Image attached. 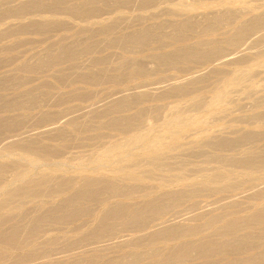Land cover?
Instances as JSON below:
<instances>
[{"label":"rangeland","instance_id":"obj_1","mask_svg":"<svg viewBox=\"0 0 264 264\" xmlns=\"http://www.w3.org/2000/svg\"><path fill=\"white\" fill-rule=\"evenodd\" d=\"M5 1L7 2V3H5ZM8 1H11V0H8ZM7 0H4V3H3V1H1L2 2V5H1V3H0V6H2V8L5 6V8H1L4 12H2V10H0L1 12L0 13H5V15H6V17H8V18H6V17H4V19L2 18V16L4 15V14H0L1 16H0V19H1V21H0V41H1V39H2V41L0 42V120H2V118H3V120L1 121V125H0V143H3V144H0V145H2L1 146V148L3 149H0L1 151H0V155H2V156H0V163H2L1 165H0V167H2V168H0V202H2V203H0V234H2V235H0V264H17V263H22V260L24 259V260H27L28 261V263L29 262H32L33 264H38V263H36V262H38V261H40L39 262V264H41V263H43V264H91V263H93V264H112V261L114 262V264H128V262H129V264H149L150 262H152V261H155L157 264H166V263H168V264H170L171 262L173 263V261H174V259H173V257H170V256H174L175 255V253H178L179 251V253H181V248H179V246H181L182 244H186L187 243V241L188 242H190L192 245L194 244V246H192L190 243V245H188V244H186V245H188V246H190L191 248H193V250L192 249H190V247H188V246H184V245H182V247L183 248H185V256L183 257V261H181V262H185L184 264H209L210 262L212 263V264H231V263H233V264H264V262H263V260H264V221H262V222H254L253 220V223H252V221L250 220L251 218H252V216L250 215V214H252V215H254V212L255 211H257V209H259V211H261V209L263 208L264 209V189L262 190V189H260L261 187H259V186H263V185H260L262 182L264 183V178L261 180V179H259V177H264V172H262V171H264V164H262V162H264V121H263V118H264V115H261V113H264V61H263V59H264V51H263V47H262V45L264 46V18H263V20H262V22L261 21H259L260 19H262V17H264V15H263V13H261L262 11H261V9H260V7H261V4H264V0H259V1H257V0H243V2H245V3H242V5H240L241 3L239 2V0H221V1H226V5H222L221 7L220 6H218V7H216L215 9H204V7H203V4L204 3H212V4H216V3H218L220 0H174V1H172V0H167V1H165V0H155V1H151V0H125V1H123V0H121V1H119V0H115V1H109V0H107V1H109L108 2V5L106 4L105 5V3H107L106 2V0H102V4L103 5H105V6H103L102 4H101V2L98 4H96V0H93V4H94V1H96L95 2V4L97 5V8H96V5H94L95 6V9L94 10H96L97 9V13L99 14L100 13V11L99 10H102L103 11V15L104 14H106L105 13V11L109 14V17L110 16H112L113 18L115 17V19H113L112 17H110V22L108 21L107 23H113V20H114V23L115 24H111V26L109 25V24H107V23H105L104 25H105V30H106V32H105V34H104V30L102 31H100V29H103L104 27H103V25H100V26H93V29H92V27H91V29H89L88 27H86V30H84L85 28L84 27H82V29H79V27L81 28V26H79V27H76V26H78V25H80V24H76V26L74 25V26H72L73 24L72 23H70V24H72V25H69V24H67L68 26H66V25H62V23H57V21L55 22L54 21V19H55V17H54V19H53V17H50V14L48 13H46L45 14V16H44V14H41V13H39V12H41V11H45V10H47L48 9V11H50V7H52V6H54L55 4H57V2L59 1V3H60V0H56V3H54V4H52V6H49L48 4H51V3H49V1H51L52 3H53V1L52 0H49V1H45V0H40V1H44L43 3H44V5L46 6H43V3H39L38 5H42V10L41 11H39L41 8H40V6H39V10H38V5H36V7H37V10L35 9L36 7L34 6V5H31V3L30 2H32V4H33V2H40L39 0H25V2L27 3H25V2H22L21 0H15L16 2H14V0H12L14 3H12V1L11 2H8ZM20 1H21V4H19L20 3ZM64 1V3H65V0H63ZM62 0H61V3L63 2ZM66 1H68V2H66L65 4L63 3L62 5H61V7H64V8H66L68 5H69V7H68V9L67 10H69V9H74L75 11H77L76 9V7H78V11H82V9H83V12H84V10H85V8H87L88 6H89V11H91V9H93V4H92V0L89 2L88 0H85V1H88V3L87 2H85L84 0H66ZM99 1H101V0H99ZM117 1V2H116ZM119 1V2H118ZM129 1V2H128ZM149 1H151V2H149ZM163 1V2H162ZM165 1V2H164ZM180 1H185L184 3H186V4H188V5H192V6H194L196 9H197V11L195 12V14L193 15V17L195 16H197L196 18L194 17H192L191 15V17L189 16H187L188 17V20H187V17H185V16H183L182 15V12L180 11V10H178V8H173V4H178ZM218 1V2H217ZM18 2V3H17ZM45 2H48V3H45ZM78 2V3H77ZM85 2V3H84ZM114 2H115V4H114ZM121 2V3H120ZM132 2V4H130ZM135 2V3H134ZM139 2H141V3H139ZM143 2V3H142ZM148 2V3H147ZM155 2V3H154ZM158 2V3H157ZM247 2V3H246ZM12 6V5H14V6H12V9L14 8V10H13V12L14 11H16L15 13H12L11 12V10L12 9H10L9 7H11L9 4ZM15 3H17V4H15ZM28 3H30L29 5H28ZM73 3H74V5H73ZM82 5V6H80V4ZM83 3H84V6H85V8H83L84 6H83ZM145 3V4H144ZM160 3V4H159ZM162 3V4H161ZM169 3V4H168ZM239 3V4H238ZM5 4V5H4ZM7 4L9 5V6H7ZM25 5V6H23V8H22V6L21 5ZM76 4H77V6H76ZM86 4H88V6L86 5ZM91 4V5H90ZM134 4V5H133ZM137 4V5H136ZM142 4H144V5H142ZM150 4V5H149ZM154 4V5H153ZM16 5H20L19 7H21V8H16L17 6ZM65 5V6H64ZM101 6L102 7V9H101V7H99L100 9L98 10V6ZM113 5H115V6H113ZM118 5H120V6H118ZM133 5V6H132ZM140 7H139V6ZM147 5V6H146ZM149 5V6H148ZM156 5H158V6H156ZM229 7H228V6ZM233 5H234V7H233ZM236 5H237V7H236ZM8 8H7V7ZM16 6V7H15ZM29 6L30 7H33V9H31V8H29ZM56 6V5H55ZM71 6H72V8H71ZM75 6V7H74ZM82 8V9H79L80 7ZM90 6H92V7H90ZM108 6V7H107ZM110 6V7H109ZM112 6V7H111ZM118 6V7H117ZM124 6V7H123ZM132 7V9H131V7ZM134 6H136L135 8H134ZM151 6H155V7H151ZM216 6V5H215ZM225 6H227V8H231V10L232 11H234V12H232V11H230V13L228 14V16L229 17H227V15L226 14H223L224 16H222L221 14H218V15H221V17L224 19H222L221 20V17H220V21H218V22H222L221 24L220 23H218L217 21H216V19L218 18V16L217 15H211V14H208V12H213V10L214 11H217L218 9V11H221L222 9H225ZM255 8H254V7ZM257 6H258V8H257ZM260 6V7H259ZM264 6V5H263ZM262 6V7H263ZM26 7L29 9V11H28V9L27 10H25L26 9ZM105 7V8H104ZM145 7H147L146 9H145ZM168 8V11H169V8H171L172 10H170L171 11V13H172V15L174 14V15H176L177 14V16L175 17V16H172L171 15V13L169 12L168 13V15H167V11L165 10L166 8ZM244 7V8H243ZM17 10H16V9ZM25 8V9H24ZM43 8L45 9V10H43ZM54 8V7H53ZM52 8V9H53ZM113 8H115V10L113 9ZM134 8V9H133ZM144 8V9H143ZM236 8V9H235ZM239 8H241V9H239ZM245 8H246V11H245ZM250 8H252V9H250ZM8 9V10H7ZM9 9H10V14H13L14 16L16 15V17L14 18V16L13 15H11V17L10 16H8V15H10V14H8L7 15V13L9 12ZM20 9V10H19ZM24 9L25 10V13H27V15L25 14V13H23L24 11H22V10ZM35 9V10H34ZM51 9V10H52ZM61 9V12L63 11V10H65V9H63V8H58V10H60ZM63 9V10H62ZM106 9V10H105ZM141 9V10H140ZM143 9V10H142ZM164 10V13H163V10ZM177 9V10H176ZM233 9H235V10H233ZM242 10L241 12L240 11H238V10ZM251 10V11H247V10ZM254 9H256V10H254ZM5 10H7L6 12H5ZM57 10V9H56ZM71 10V12H73ZM133 10H135V11H133ZM138 10H140L139 12H138ZM161 12H160V11ZM176 10V14H175V11ZM252 10H254L255 11V13L252 11ZM19 13H18V12ZM22 11V12H21ZM30 11H32V12H30ZM35 11V12H34ZM37 11H39L37 14H36V12ZM53 11V10H52ZM86 12L88 11V8L85 10ZM93 11V10H92ZM99 11V12H98ZM129 11V12H128ZM158 11V12H157ZM166 11V12H165ZM178 11H180V12H178ZM243 11H244V13H243ZM260 11V12H259ZM156 14H155V13ZM232 12V13H231ZM246 12V13H245ZM247 12H249V13H247ZM258 12V14L259 13H261V14H259V18H258V15H256L257 16V18H255L256 20H254V18H252V17H249L250 16V14H252V13H254V14H256ZM31 13V15H29ZM100 13V14H101ZM136 13V14H135ZM160 13V14H159ZM196 13H199V14H196ZM202 13V14H201ZM25 14V15H24ZM97 14V15H98ZM99 14V15H100ZM101 14V15H102ZM138 14V15H137ZM139 14H140V16H139ZM152 14H155V15H152ZM159 14V15H158ZM170 14V15H169ZM178 14H181V16L179 15L178 16ZM205 14V15H204ZM207 14V15H206ZM213 14V13H212ZM233 16H232V15ZM248 14V15H247ZM46 15H48V17L46 16ZM102 15V16H103ZM134 15V16H133ZM135 15H137L136 16V19L138 20L139 18V20H138V22H137V20L135 19ZM143 16V18H142V16ZM146 15H147V17H146ZM149 15V16H148ZM157 15V16H156ZM198 15H200V17L198 16ZM204 15V16H203ZM19 16H20V18H19ZM40 16H41V18H42V16H44L45 18H43V20H41V18H40ZM62 16V17H61ZM107 16V15H106ZM117 16V17H116ZM131 16H132V18H131ZM153 16V19H151V17ZM156 16V17H155ZM202 16V17H201ZM230 16H232V17H230ZM260 16H262L261 18H260ZM10 17V18H9ZM19 19H18V18ZM26 17V18H25ZM61 17V18H60ZM64 17V18H63ZM104 17H105V15H104ZM121 19L122 18V21H125V22H122L119 18ZM125 17H126V19H125ZM127 17H129L130 19H128ZM148 17L150 18V19H148ZM179 17V18H178ZM217 17V18H216ZM226 17V18H225ZM249 17V18H248ZM6 18V19H5ZM116 18H118V20L116 19ZM125 20H124V19ZM184 18H186V22L185 21H183L182 19H184ZM216 18V19H215ZM228 18V21L226 20ZM245 18V19H244ZM46 19H47V21H46ZM53 19V20H52ZM57 20H59V21H63V23L64 24H66L65 22H69L70 20L69 19H67V18H65V16L64 15H59V17L57 16V18H56ZM55 19V20H56ZM135 19V23H133V21L132 20H134ZM176 19V20H175ZM181 19V20H180ZM193 19V20H192ZM252 22V23H250V21ZM31 20H33L32 22H31ZM49 20V21H48ZM52 20V21H51ZM171 20V21H170ZM176 22L175 24H173L174 23V21ZM218 20H219V18H218ZM226 20V21H225ZM235 20V21H234ZM241 20H243L242 22L243 23H245V27H248V26H246L248 23V25H250V24H252V25H255V23H256V25H259L258 26V28L257 29H255V27H252V32H248V34L250 33H255V36H254V34H253V36H254V38H253V40L251 39L253 36H252V34L251 35H249L248 37V41H247V35L245 36L246 37V41L245 42H243L244 44L246 43L247 45H244L243 43H242V41L238 44V43H236L235 42V40H236V38L237 37H239V36H237L238 35V33H236V34H234L233 32H235V31H233V28H236L239 24L240 25H242L241 23ZM245 20H248L247 21V24H246V22H245ZM3 21V22H2ZM34 21H36V22H34ZM53 21L55 22V24L53 23ZM117 21V22H116ZM129 21H131V22H129ZM173 21V22H172ZM225 21V22H224ZM259 22L258 24H257V22ZM8 22V23H7ZM24 22H26V23H24ZM31 23V24H29V23ZM37 22H39V24H36ZM43 22V23H42ZM44 22H48L47 24H49L50 26H48L46 23H44ZM52 22V23H51ZM121 22V23H120ZM170 22V23H169ZM179 22V23H178ZM181 22V23H180ZM229 22H230V24H229ZM23 23V24H22ZM41 23H42V25H41ZM127 23V24H126ZM128 23H130V24H128ZM137 23V24H136ZM172 23V24H171ZM262 23V24H261ZM6 24V25H5ZM19 24H21V25H19ZM34 24H35V27H34ZM54 24V25H53ZM58 24H59V26H58ZM116 24H119L118 26L116 25ZM121 24V25H120ZM178 24V25H177ZM10 25V26H9ZM11 25H12V27H11ZM29 25V26H28ZM37 25V26H36ZM109 25V26H108ZM112 25H114V26H112ZM115 25H116V27H115ZM128 25H130V27L128 26ZM137 25V26H136ZM177 25V26H176ZM239 25V26H240ZM6 26H7V29H5L6 28ZM9 26V27H8ZM16 26L18 27V26H20V27H22V28H20V29H23V32L20 30L19 32L17 31L19 28H16ZM30 26H32V27H30ZM39 26V27H38ZM40 26H41V28H40ZM64 26V27H63ZM71 26V27H70ZM110 27L111 29H108V27ZM123 27L122 29H121V27ZM125 26V27H124ZM127 26V27H126ZM238 26V27H239ZM243 26V25H242ZM242 26L241 27H239V29L240 28H242ZM243 26V27H244ZM261 26V27H260ZM262 26H263V28H262ZM24 27V28H23ZM29 27V28H28ZM47 27V28H46ZM54 27H56V29L54 28ZM62 27V28H61ZM66 27V28H65ZM68 27V28H67ZM75 27V28H74ZM97 27H99L100 29H97ZM103 27V28H102ZM115 27V28H114ZM183 27H185V28H183ZM244 27V29H246ZM10 28V29H9ZM13 28V29H12ZM32 28V29H31ZM35 28V29H34ZM40 30H39V29ZM44 28V29H43ZM51 28V29H50ZM65 28V29H64ZM87 28H88V30H89V32H88V30H87ZM112 28H113V30H112ZM117 28V29H116ZM129 28V29H128ZM186 28L188 29V30H186ZM190 28V29H189ZM249 28V27H248ZM247 28V29H248ZM30 29H31V31L32 32H29L30 31ZM41 29H43V30H41ZM49 31H48V30ZM54 29V30H53ZM69 29V30H68ZM72 29V30H71ZM96 29V30H95ZM107 29H108V31L110 32V34H108L109 32H107ZM140 30V33H139V30ZM144 31H146V34H145V32H144V34L142 33V35H141V31L143 32V30ZM184 29H185V31H184ZM237 29V28H236ZM258 29H260V34L261 33H263V34H261V35H259V31H258ZM1 30H2V32H1ZM3 30H7L6 32L5 31H3ZM12 30V31H11ZM35 30V31H34ZM36 30H38V31H36ZM52 30V31H51ZM56 30V32H54ZM59 30V31H58ZM78 30V31H77ZM80 30H82V32L80 31ZM92 30V31H91ZM94 30V31H93ZM121 32H120V31ZM135 32V33H139L140 35L139 36H143L144 35V38L147 36V35H149V36H147V38L148 39H143V37H142V39H139V38H134L133 36H135V37H139L138 35H135L134 33V35L133 34H131L133 31ZM137 30H138V32H137ZM255 32H254V31ZM25 31H27V32H25ZM40 31V32H39ZM44 31H45V33H44ZM79 33H77V32ZM80 31V32H79ZM85 31V32H84ZM132 31V32H131ZM180 31V32H179ZM258 31V32H257ZM3 32H5V33H3ZM21 32V33H20ZM39 32V33H38ZM42 32H43V34H42ZM75 32V33H74ZM90 32H92V33H90ZM94 32H97V33H103V35H101V34H99V35H95V34H97V33H94ZM115 32V33H114ZM117 32V33H116ZM224 32V33H223ZM226 32V33H225ZM228 32V33H227ZM232 32V33H231ZM7 33H10L9 35L7 34ZM18 33V34H17ZM23 33V34H22ZM31 33H33V34H31ZM37 33V34H36ZM83 33V34H82ZM112 33V34H111ZM123 33L125 34V35H123ZM128 33H130L131 35H133L132 37H130V38H128L129 36L128 35H130V34H128ZM221 33H223V34H221ZM35 34V35H34ZM42 34V35H41ZM92 34V35H91ZM94 34V35H93ZM128 34V35H127ZM180 34V36H178ZM221 34V35H220ZM234 34V35H233ZM258 34V35H257ZM5 35H8V36H6V37H4ZM12 35V36H11ZM14 35V36H13ZM40 35V36H39ZM63 35V36H62ZM76 35V36H75ZM104 35H106V36H104ZM118 35H120V37L122 38V35H123V38L124 39H121V38H118L119 36ZM126 35L128 36V37H126ZM130 35V36H131ZM146 35V36H145ZM235 35H236V37H235ZM49 38H48V37ZM65 36V37H64ZM83 38H82V37ZM228 36V37H227ZM260 37L261 39H259L258 37ZM42 37H44V38H42ZM47 37V38H46ZM63 37V38H62ZM76 37V38H75ZM85 37H87V38H85ZM116 37H117V39H116ZM128 38V39H135L136 41H138L137 39H139V40H141L142 41V43L141 44H138V43H140V42H136L137 44L135 45V42L134 43H132L131 41H128V40H126V38ZM140 37V38H141ZM229 37H231V39L229 38ZM233 37V38H232ZM235 37V38H234ZM7 38H9V39H7ZM80 38H82V39H80ZM101 38H105L104 40L103 39H101ZM110 38H112V41L111 42H113V43H110ZM115 40H114V39ZM177 38H181V39H177ZM184 38V39H183ZM210 38V39H209ZM212 38L214 39V40H212ZM223 38V39H222ZM229 38V39H228ZM26 39H28L27 41H26ZM29 39H30V41H29ZM38 39H40V40H38ZM65 39V40H64ZM76 39V40H75ZM108 39H109V41H108ZM119 39V42L117 43V40ZM133 39V40H134ZM216 39V40H215ZM218 39H219V41H218ZM226 39V40H225ZM229 40V42H228V40ZM62 40V41H61ZM74 40H75V42H74ZM121 40V41H120ZM125 40V42H124V45H123V41ZM143 40L144 41H147L148 40V42L146 43V42H143ZM173 40H175V41H173ZM183 40H185V41H183ZM198 40V41H197ZM202 40H203V42H202ZM207 40H208V42L210 41V42H212V43H207ZM224 40L227 42H224ZM231 40V41H230ZM232 40H234V42L232 41ZM250 40V41H249ZM254 40H256L255 42H258V45H256V43L254 42ZM260 40V41H259ZM5 41H8V42H5ZM37 41V42H36ZM71 41H73V42H71ZM77 41V42H76ZM115 41V42H114ZM181 41V42H180ZM183 41V42H182ZM205 41V42H204ZM215 41V42H214ZM218 41V42H217ZM221 41V43L219 44V42ZM10 42H12V43H10ZM72 43V44H70L69 45V43ZM130 42V43H129ZM197 42H201V43H199L200 45L198 46V43ZM231 42H233V43H231ZM260 42V43H259ZM14 43V44H13ZM51 43V44H50ZM83 43H85V44H83ZM108 43V44H107ZM128 43V44H127ZM144 43H146V45H143ZM196 43H197V45H196ZM207 43V44H206ZM237 45H239V46H237V47H235L236 46V44ZM255 43V44H254ZM80 44V45H79ZM193 44H194V46H193ZM203 44V45H202ZM209 44V45H208ZM212 44H214V45H216L215 46V49L213 48L214 46L212 45ZM225 44V45H224ZM227 44H228V47H227ZM229 44H231V45H229ZM233 44V45H232ZM244 45V47H245V49H244V47H241V46H243ZM252 44V45H251ZM84 45H86V47L87 48H84ZM109 45V46H108ZM167 47H166V46ZM190 45H192L193 47H190ZM197 47H196V46ZM208 45V46H207ZM212 45V46H211ZM217 45H218V47H217ZM219 45H221V46H219ZM47 46V47H46ZM52 46V47H51ZM55 46V47H54ZM60 48H59V47ZM78 46V47H77ZM93 46V47H92ZM128 46V47H127ZM140 46V47H139ZM182 47L181 49H183V52H182V50H181V52L179 51L180 50V48L178 49L177 47ZM184 46H186V49H187V46H188V49L190 50V48H191V52L193 53V51L195 50L196 52H194L193 54L195 55L196 53H198V54H196V55H199L198 56V60H196V59H194V60H192L191 59V53L189 52V50L187 49V51H185L186 49H185V47ZM200 46H202V48L200 47ZM207 46V47H206ZM211 48H210V47ZM230 46V47H229ZM246 46H248V47H252V48H250L249 50L250 51H248L247 49H246ZM6 48V50H8V51H6V50H4L5 48ZM9 49H11V50H9ZM13 49H12V48ZM15 47V48H14ZM60 49V50H62V52H60L59 50H58V48ZM120 47H122L121 49H120ZM158 47V48H157ZM166 47V48H165ZM207 48V50L209 51V49H211L209 52H212L211 54L207 51V50H205L206 48ZM216 47L217 48H219V51H221L220 49H222V47H223V49H222V51H221V53L223 54V55H220L219 57H217L218 59L219 58H221V57H223V58H221V60L219 61V60H216L217 58H216V55L215 54H217V52L219 53V54H221L219 51H216V50H218V49H216ZM225 47V48H224ZM233 47V48H232ZM247 47V48H248ZM3 48V50L4 51H2L1 49ZM51 48H53V49H51ZM62 48V49H61ZM75 50H74V49ZM85 50H84V49ZM88 48H90L89 50H88ZM92 48V49H91ZM126 48H128V49H126ZM144 48V49H143ZM178 49V52H176L175 53V51H177V49ZM205 48V49H204ZM209 48V49H208ZM213 48V49H212ZM238 50H237V49ZM241 48V49H240ZM254 48V49H253ZM261 48H262V50H261ZM71 49H73V50H71ZM126 49V50H125ZM129 49H131V50H129ZM140 49H141V51H143V52H140ZM149 49V50H148ZM151 49H153V50H151ZM155 49H158V50H155ZM173 49V50H172ZM175 49V50H174ZM185 49V50H184ZM192 49H194V50H192ZM202 49H204V52H205V54H207V55H205V56H203L204 55V52L202 51ZM225 49V50H224ZM228 49V50H227ZM232 49L233 50H235V52L234 51H232ZM241 51H240V50ZM242 49H244V50H242ZM46 50V51H45ZM54 50V51H53ZM65 50V51H64ZM70 50V51H69ZM136 50H138V51H136ZM147 50V51H146ZM151 50V51H150ZM171 50V51H170ZM198 50V51H197ZM214 50H215V54H214ZM247 50V51H246ZM261 50V51H260ZM51 51V52H50ZM67 51H68V54H72V58H70L69 57V55L67 56V57H65L66 55H67ZM82 51H85V53L84 52H82ZM123 51V52H122ZM200 51V52H199ZM202 51V52H201ZM225 51H227L226 52V55H224L225 53ZM237 51H238V53H237ZM5 52V53H4ZM7 52V53H6ZM49 52H50V54H49ZM58 54H57V53ZM69 52H72V53H69ZM133 52H135V54L133 53ZM170 53V56H172L171 54H173V55H176V56H178V55H181V54H183V56L181 55V57L179 58V56H178V58L180 59L179 60V62H178V59L177 60H175L177 57H169V53ZM171 52H174V53H171ZM186 53V55L187 54H191V55H187V56H189V58L191 59V61L190 60H187V56H185V53ZM242 53V54H244L242 57H241V54L240 53ZM247 52V53H246ZM260 53V54H257V53ZM261 52H263V53H261ZM41 53V54H40ZM62 53V54H61ZM64 53H66V55L64 54ZM74 53V54H73ZM151 53V54H150ZM164 53V55H167L168 57L167 58H169L168 60H171V61H167V58H163L164 60L162 61L161 59H162V57H163V54ZM178 53V54H177ZM181 53V54H180ZM201 53V54H200ZM203 53V54H202ZM209 53V54H208ZM231 53H234V54H232V55H235L234 56V58H235V62H232V63H230L231 62V59H232V55H231ZM236 53H237V55H236ZM249 53V54H248ZM251 53H252V55H251ZM256 53V54H255ZM43 54V55H42ZM57 54V55H56ZM158 54L159 55H161L162 57H161V59L159 58V56H158ZM247 54V55H246ZM262 54V55H261ZM51 55V56H50ZM56 55V57H54ZM60 56V58H59V56ZM75 55V56H74ZM152 55V56H151ZM157 55V58H154V61H151V60H153V58L152 57H155V56ZM196 55L193 57V58H195L196 57ZM203 56V58L204 59H202L201 61L204 63V60L205 59H207V63L205 62V64L204 65H202L201 66V64H202V62L201 61H199V58L200 57H202ZM209 55V56H208ZM215 55V57L214 58H216L215 59V61L212 59L213 58V56ZM218 55V54H217ZM240 57H239V56ZM250 55V56H249ZM42 56H44V58L42 57ZM62 56V57H61ZM151 57V58H147V57ZM185 56V60H186V62L185 61H183L184 60V57ZM206 56H208L207 58H206ZM212 56V57H211ZM238 58H237V57ZM257 56V57H256ZM260 56V57H259ZM51 57H53V58H51ZM70 59H69V58ZM118 57V58H117ZM244 57V58H243ZM247 57V58H246ZM252 57V58H251ZM42 58H43V61H42ZM55 58H58V59H55ZM127 58H129V60L130 61H134L136 64V68H134L135 70H137V69H139L140 71H136L137 73H140V74H138L137 75V73L135 72V70L133 71L132 69H133V67L135 66L133 63H130V61H127L128 59ZM143 61L142 63H141V60ZM144 58V59H143ZM173 58H175L174 60L177 62V64H176V62L175 61H172V59ZM208 58H209V60H208ZM237 58V59H236ZM246 58V59H245ZM262 58V59H261ZM55 59V61H52V60H54ZM61 59V60H60ZM102 59H103V61H102ZM105 59V60H104ZM127 59V60H126ZM135 59V60H134ZM146 59V60H145ZM150 59V60H149ZM156 59V60H155ZM165 59H166V61H165ZM183 59V60H182ZM201 59V58H200ZM211 59H212V61H214V63L215 64H212L211 62ZM243 59L245 60V61H243ZM51 60V61H50ZM87 60V61H86ZM96 60V61H95ZM97 60H98V62H97ZM102 61L101 63H100V61ZM124 60H126L127 61V63L124 61ZM138 61V64H137V61ZM158 60H161V61H158ZM198 61V62H201L200 63V66H198L199 65V63L198 62H196V61ZM246 60H250V61H248V63H246L247 61ZM257 60V61H256ZM259 60H261V61H259ZM45 61V62H44ZM120 61V62H119ZM122 61H124L125 63L123 64V62ZM140 61V62H139ZM155 61L156 62H159V64L160 65H158V63H155ZM194 61V62H193ZM216 61L217 62H219L218 64H216ZM237 61V62H236ZM240 61H241V63H240ZM252 61V62H251ZM254 61V62H253ZM42 62H44V64L42 63ZM57 62H58V64H57ZM97 62V63H96ZM122 62V64L121 65H125V66H123V67H121L119 64ZM152 62H153V64H152ZM161 62V63H160ZM162 62H170V63H166L167 65L165 66V63L164 64H162ZM174 62V63H173ZM261 62H262V64H261ZM24 65H23V64ZM27 63V64H26ZM42 63V64H41ZM48 63H50V64H48ZM52 63V64H51ZM85 63V64H84ZM91 63V64H90ZM99 63H100V65H99ZM128 63H129V65H128ZM182 63V64H181ZM196 63V64H195ZM210 63V64H209ZM235 63V64H234ZM53 64H57L58 66H53ZM81 64V65H80ZM88 64V65H87ZM131 64V65H130ZM133 64V65H132ZM157 64V65H156ZM184 64V65H183ZM237 64V65H236ZM241 64V65H240ZM251 64V65H250ZM22 65V66H21ZM38 65V66H37ZM50 65H52V66H50ZM74 65V66H73ZM84 65H86V66H84ZM90 65V66H89ZM133 66V67H129L128 68V66ZM154 65V66H153ZM162 65V66H161ZM190 65H191V67H190ZM258 65H259V67L263 70V72H262V70H260V68L258 67ZM25 68H24V67ZM27 66H28V68H27ZM31 66V67H30ZM37 66V67H36ZM41 66V67H40ZM43 66L44 67H46V68H43ZM48 66H49V68H51L50 70H49V68H48ZM78 66V67H77ZM79 66H81V67H79ZM84 66V67H83ZM116 66V67H115ZM120 66V67H119ZM158 66H159V68H158ZM164 66V67H163ZM16 67V68H15ZM22 67H23V69H22ZM68 67H70V68H68ZM77 67V68H76ZM90 67V68H89ZM140 67L141 68H143V69H140ZM194 69H193V68ZM19 68V69H18ZM32 68H34V69H32ZM41 68H43L42 69V71H41ZM63 68H67L66 69V71H65V69H64V71L62 70ZM82 68H83V70H82ZM84 68H85V70H84ZM88 68V69H87ZM116 68V69H115ZM118 68V69H117ZM188 69V70H185V69ZM192 68V69H191ZM209 68V69H208ZM240 68V69H239ZM256 68H257V70H256ZM259 68V69H258ZM18 69V70H17ZM21 69V70H20ZM33 71H32V70ZM45 69H47V72H46V70ZM60 69V70H59ZM87 69V70H86ZM113 69V73H112V70ZM124 69V70H123ZM126 69V70H125ZM148 69V70H147ZM183 69H184V71H183ZM205 69H208V71L206 72V70ZM254 69V70H253ZM29 70V71H28ZM35 70H37V71H35ZM55 70H56V72H57V70H59V72H57V73H55ZM62 70V71H61ZM71 70H74V72L73 71H71ZM76 70V71H75ZM78 70V71H77ZM80 70V71H79ZM89 70V71H88ZM109 70V71H108ZM115 70H116V72H115ZM144 70V71H143ZM146 70H147V73L150 75H146ZM191 70V71H190ZM203 70V71H202ZM249 70V71H248ZM253 70V73L251 72ZM258 70H260L259 71V73H258ZM30 71H32V72H30ZM69 71H71V72H69ZM90 72V74L88 73V72ZM91 71H94V74H92L91 73ZM121 71V72H120ZM127 73H125V72ZM151 71H152V73H151ZM184 73H183V72ZM188 71V72H187ZM199 71H200V73H202L203 72V74L201 75L200 73H199ZM202 71V72H201ZM204 71H205V73H204ZM227 71H228V73H227ZM231 71V72H230ZM239 71V72H238ZM242 71H245V74H244V72H242ZM246 71H247V73H246ZM35 72V73H34ZM52 72H54V73H52ZM83 72V73H82ZM129 72H135V73H129ZM150 72V73H149ZM181 72V73H180ZM194 72H196L198 75H199V78H194L193 79V83H191L192 85L191 86H193V84H194V86L195 87H191L192 89H191V91L193 92L194 91V89H196V87L198 86L199 88H197L196 89V91L199 89V91L197 92V95H196V93L194 94V92L191 94V95H189L190 93H191V91H189L190 89V82H192L191 80H192V77H190V76H192L193 75V73ZM230 72V73H229ZM242 73L243 75H245V78L243 77L242 78V83L244 82V83H246V85L245 84H243V85H241V81L237 84V86H234V88L231 86V85H229L228 83L231 81V79H233L234 77H236V75L235 74H237V75H239L238 73ZM51 73V74H50ZM72 73V74H71ZM79 73L82 75L83 74V76H81V75H79ZM85 73H87V74H85ZM123 73V74H122ZM220 73H222V74H220ZM224 73V74H223ZM225 73H226V75H225ZM240 73V74H241ZM250 73H252L251 74V77H250ZM258 73V74H257ZM74 74V75H73ZM89 74V75H88ZM93 76H92V75ZM114 74V75H113ZM117 74V75H116ZM118 74H119V76H118ZM124 74H125V76H124ZM129 74V75H128ZM206 74V75H205ZM219 74V75H218ZM234 74V75H233ZM248 74V75H247ZM257 74V75H256ZM57 77H56V76ZM63 75H65V78H66V75H67V77H69V80H68V78H62V77H64ZM69 75V76H68ZM70 75H72V76H70ZM75 75H77V76H75ZM88 75V76H87ZM111 75V76H110ZM122 75L125 77H122ZM135 75V76H134ZM141 75V76H140ZM143 75V76H142ZM145 75V76H144ZM189 77H188V76ZM203 75H205V78H203L204 76ZM59 76H61V77H59ZM79 76V77H78ZM89 78V80L86 78ZM90 76V77H89ZM92 76V77H91ZM148 76V77H147ZM194 76H196L197 77V75H195V73H194ZM202 76V77H201ZM247 76H249V81H246L247 80ZM55 77H56V79H55ZM77 77V78H76ZM83 79H82V78ZM86 78V80H85V78ZM97 78L96 79V81H95V78ZM112 77V79H110ZM119 77V78H118ZM122 77V78H121ZM185 77H187L188 79H190V80H188L187 78H185ZM200 77L202 78V80L200 81V83L198 82V84H197V82H196V80L197 81H199L198 79H200ZM220 77L221 78H224V79H220ZM226 77H227V80H229V81H227L226 80ZM73 78H75V79H73ZM79 78V79H78ZM91 78V79H90ZM94 78V79H93ZM117 78V79H116ZM136 78V79H135ZM170 78V79H169ZM171 78H173L174 80H176V81H174L173 79H171ZM180 78H182L181 79V83L183 82V81H185V82H183V87L184 88H180V87H182V85H181V83L179 82V80H180ZM184 78V79H183ZM55 79V80H54ZM63 79V80H62ZM73 79V80H72ZM76 79H77V81H76ZM113 79L116 81H113ZM118 79H119V81H118ZM125 79V80H124ZM168 79V81H166ZM179 79V80H178ZM187 81H186V80ZM216 79H217V81H216ZM221 81H220V80ZM244 79H246V80H244ZM56 80H58L57 82H56ZM121 80V81H120ZM172 80H173V82H176V83H172L173 85H175V84H177V86L179 87L177 90H176V88L177 87H173V86H171V82H172ZM183 80V81H182ZM194 80H195V82H196V85H195V82H194ZM203 80H205V81H203ZM223 80V81H222ZM252 80V81H251ZM64 83H63V82ZM71 81H72V84H71ZM110 81H112V82H110ZM123 81V82H122ZM140 81H141V83H140ZM178 81V82H177ZM189 81V85L188 84H186L185 85V83H187ZM227 81V82H226ZM24 82V83H23ZM51 82V83H50ZM115 84H114V83ZM165 82H167V83H165ZM169 82V83H168ZM203 82V83H202ZM215 82V83H214ZM249 82V83H248ZM23 83V84H22ZM117 83V84H116ZM120 83V84H119ZM139 83V84H138ZM248 83V84H247ZM251 83V84H250ZM61 84V85H60ZM68 84V85H67ZM70 84V85H69ZM136 84V85H135ZM169 85V88H170V86L172 87V91H173V89L175 90V91H170V89L168 88V87H166L165 85ZM179 84L181 85V86H179ZM210 84V85H209ZM219 84V85H218ZM250 84V85H249ZM52 85H54V86H52ZM167 85V86H168ZM206 85V86H205ZM207 85H209V86H207ZM219 86L218 88H217V86ZM221 85V86H220ZM135 86H137V87H135ZM176 86V85H175ZM202 86V87H201ZM212 86H213V90H211L212 89ZM242 86V87H241ZM261 86V87H260ZM50 87H51V89H50ZM145 88L144 89V91H147V89H148V91L145 93L146 94V96H147V94L148 93H150L151 91L150 90H154V91H157L155 94H156V96H154L155 94H153L152 92L150 93V94H148V95H150V97L148 96V97H146L145 96V94H144V91H142L141 90V88ZM186 87H188V88H186ZM204 87V88H203ZM241 87V88H240ZM252 87V88H251ZM255 87V88H254ZM55 88V89H54ZM134 88H138L137 90H135ZM140 88V89H139ZM168 90L169 89V95H168V91H166V89ZM203 88V89H202ZM208 88V89H207ZM233 88V89H232ZM237 88V89H236ZM162 89H165V91L164 90H162ZM182 90V92H183V95H184V92H185V89H188V91L190 92H188L187 90H186V92L185 93H187L188 95H184V97L181 95V94H179V93H177L178 91L179 92H181V90ZM201 89V90H200ZM232 89V90H231ZM259 91H258V90ZM262 89V90H261ZM30 90V91H29ZM31 90H32V92H31ZM138 90L140 91H142L143 93H141V91H140V95H138ZM158 90H162V92L161 91H159V93L161 92L165 97H162V94H161V96H159L160 94L158 93ZM221 90V91H220ZM227 90H229V91H232V93H230V92H226ZM241 90V91H240ZM248 90V91H247ZM251 90H254V91H256V92H254V91H251ZM71 91V92H70ZM73 91V92H72ZM137 91V92H136ZM150 91V92H149ZM164 91V92H163ZM195 91V92H196ZM203 91V92H202ZM209 91H210V93H209ZM212 91V92H211ZM213 91H214V93L216 94V93H219L220 92V94L222 93V95L224 94V98H222V100H221V103L219 102V103H217V104H211V103H209L210 102V100L214 97V93H213ZM217 91V92H216ZM225 91V92H224ZM244 91V92H243ZM247 91V92H246ZM27 92V93H26ZM29 92V93H28ZM49 92V93H48ZM60 94H59V93ZM66 92V93H65ZM173 94H171V93ZM177 94H176V93ZM181 92V93H182ZM259 92V93H258ZM43 93V94H42ZM45 93H47L46 95H45ZM55 93V94H54ZM157 93L159 94V95H157ZM225 93H227V95H228V93H230L228 96L227 95H225ZM31 94H33L32 96H31ZM64 94V95H63ZM176 94V95H175ZM214 94V95H213ZM242 94V95H241ZM21 95H22V97H21ZM27 95H29L28 96V98H27ZM35 95H36V97H35ZM41 95V96H40ZM43 95V96H42ZM50 95H53L54 97H52V96H50ZM123 95H124V97H125V99H129V102H131V103H129V104H133V106H132V108H131V106H129V104H128V100H126L127 101V103H125L126 101H125V99H124V97H123ZM142 95H144V98H142L143 96ZM179 95V96H178ZM247 95V96H246ZM260 95V96H259ZM261 95H262V97H261ZM26 96V97H25ZM52 97V99L50 98V97ZM73 96V97H72ZM140 96V97H139ZM155 97V99H153L154 97ZM158 96V97H157ZM173 96V98H171ZM175 96V97H174ZM177 96V97H176ZM188 96V97H187ZM190 96L192 97L193 96V99H194V96H196L197 97V99H201L202 98V96H203V98L205 99H201L200 100V104L198 103H196L197 101H199V100H197V99H195V105L196 106H192V107H190L189 108V106H188V108L189 109H187L186 108V104H185V101L186 100H188V99H190ZM200 96H201V98H200ZM206 96V97H205ZM209 96H210V98H209ZM43 97V98H42ZM47 97V98H46ZM49 97V98H48ZM123 97V98H122ZM152 97V98H151ZM162 97V98H161ZM169 97V98H168ZM183 97V98H182ZM186 97V98H185ZM212 97V98H211ZM228 97V98H227ZM34 98H36V100L34 99ZM40 98V99H39ZM45 98H46V100H45ZM56 100H55V99ZM165 98V99H164ZM27 99V100H26ZM39 99V100H38ZM58 99V100H57ZM120 99H122V100H124L125 102H122V101H120ZM141 99H143L142 101L143 102H141ZM158 99V100H157ZM208 99V100H207ZM210 99V100H209ZM228 99V100H227ZM259 99V100H258ZM24 101V102H20V101ZM31 100V101H30ZM139 100V101H138ZM152 100V101H151ZM154 100V101H153ZM206 100H207V102H206ZM258 100V101H257ZM17 101V102H16ZM26 101V102H25ZM53 101V102H52ZM183 101V102H182ZM189 101V100H188ZM188 101H186V102H188ZM252 101V102H251ZM255 101V102H254ZM28 102H29V104H28ZM32 102V103H31ZM49 102V103H48ZM51 102V103H50ZM118 102V103H117ZM122 102V104H120V103ZM135 104H134V103ZM205 102H206V105H205ZM224 102V103H223ZM11 103V104H10ZM34 103V104H33ZM128 104V106L126 105V107H125V105H123V104ZM136 103H138V104H136ZM142 103V104H141ZM202 103H204L203 105H202ZM13 104V105H12ZM16 104L17 105H19V107L18 106H16ZM24 104V105H23ZM25 104H27V106L29 107L28 109H27V107H25L26 105ZM31 104V105H30ZM33 104V105H32ZM46 104V105H45ZM120 105V107H118L119 105ZM185 104V105H184ZM208 104V105H207ZM4 105V106H3ZM10 105H12V106H10ZM36 105V106H35ZM38 105V106H37ZM118 105V106H117ZM121 105H122V108L124 107L125 108V110H127L126 108H128V111H125L124 110V108L123 109H121ZM198 105V106H197ZM210 105H212V106H210ZM7 106H9V107H7ZM16 106V107H15ZM31 106V107H30ZM118 107V108H116L115 109V111H117V112H115L114 111V108L113 107ZM137 106V107H136ZM168 106V107H167ZM185 106V107H184ZM201 106V109H198L199 107ZM202 106H203V108H202ZM219 106V107H218ZM5 107V108H4ZM33 107H35V108H33ZM38 107V108H37ZM134 107H136V108H134ZM169 107H172V110L175 108V109H177V107H179L177 110H179V111H177V113H178V115H176L177 113H174L173 114V112H175V111H172ZM181 107V108H180ZM183 107V108H182ZM217 107V108H216ZM4 108V109H3ZM19 108H21L20 110H19ZM33 108V109H32ZM130 108V109H129ZM144 108V109H143ZM152 108V109H151ZM154 108V109H153ZM159 108V109H158ZM165 108V109H164ZM191 108H197V109H191ZM210 108V109H209ZM8 109H10L9 111H8ZM14 109V110H13ZM148 109V110H147ZM156 109V110H155ZM168 109H169V111H168ZM180 109H182V110H180ZM191 109V110H190ZM262 109V110H261ZM121 110V111H120ZM137 110H139L137 113L135 112V111H137ZM141 110H145L146 112H142ZM152 110H154V113H153V111ZM159 110V111H158ZM187 110V111H186ZM191 112H190V111ZM195 110V111H194ZM3 111V112H2ZM4 111H6V112H4ZM24 111V112H23ZM40 111V112H39ZM44 112V113H42V112ZM46 111V112H45ZM114 113H113V112ZM124 111V112H123ZM186 111V112H185ZM255 111V112H254ZM37 112H38V114H37ZM109 112V113H108ZM111 112V113H110ZM149 112V113H148ZM159 112V113H158ZM161 112V113H160ZM165 112V113H164ZM172 112V113H171ZM184 112V113H183ZM16 113V114H15ZM23 113V114H22ZM42 115H41V114ZM134 114V117H135V114H137L136 116V118L134 119L132 116H133V114ZM138 113L140 114V119H142V121L139 119V117H138ZM143 113V114H142ZM152 113V114H151ZM22 116H21V115ZM40 114V115H39ZM48 114V115H47ZM126 114V115H125ZM145 114V115H144ZM158 115V117H157V115ZM162 114V115H161ZM170 114V115H169ZM172 114H173V116H172ZM179 114H180V118H179ZM219 115V117L217 116V115ZM255 114H256V116H255ZM259 114L261 115L260 117H259ZM7 115V116H6ZM11 116V118L9 117V116ZM15 115H17V116H15ZM18 115H20V116H18ZM26 115V116H25ZM29 115H30V117H29ZM33 115H34V117H33ZM37 117H36V116ZM45 115H47L46 117H44ZM114 115V116H113ZM129 115V116H128ZM130 115H132V116H130ZM143 115H144V117H143ZM148 115V116H147ZM169 115V116H168ZM251 115H252V117H251ZM4 116H5V119H4ZM38 116H41L40 118H38ZM115 116H119V119L117 120V117H115ZM121 116L123 117L124 116V118H121ZM125 116H127V117H129V118H131L132 117V119H134V120H136V121H134V120H132V119H129V120H132V121H130V126L132 125V123H134L133 124V127L131 126V127H127V129L128 128H134L133 129V131H132V129H131V131L129 132V129H128V131H126V129H124V128H126V126L124 127V125L126 124L127 125V123H129V122H127L128 120L127 119H125V118H127V117H125ZM146 116V117H145ZM152 116H154V118H155V116H156V119L154 120V118L152 117ZM162 116V117H161ZM166 116H168V118L166 117ZM170 116H172V117H170ZM212 116V117H211ZM216 116V117H215ZM255 116V118H253ZM7 117V118H6ZM8 117H9V121H8ZM17 117V118H16ZM23 117V118H22ZM28 117V118H27ZM33 117V118H32ZM110 117H113V118H110ZM115 117V118H114ZM142 117V118H141ZM150 117V118H149ZM213 117H214V119H213ZM247 117H249V118H247ZM259 119H261V120H259ZM262 117V118H261ZM16 118V119H15ZM21 118V119H20ZM43 118V119H42ZM120 118H121V120H120ZM144 118V119H143ZM166 118V119H165ZM240 118V119H239ZM243 118V119H242ZM246 118V119H245ZM251 118H253V120L251 119ZM258 119L257 121V123H256V120L255 119ZM13 119H14V121H13ZM23 119V120H22ZM41 119V121H39ZM117 120V122H113L114 120ZM126 121H125V120ZM179 119V120H178ZM21 120V121H20ZM69 120H71V122L69 121ZM72 120H73V122H72ZM109 120V121H108ZM113 120V121H112ZM124 120V123L123 122H121L120 123V125L122 126L121 128H123V129H121L120 128V125H119V128H118V124L116 125L117 126V128L118 129H120V132L118 131V129H116V131H115V129L113 128V126H115V124L116 123H118L119 121H123ZM137 120H138V122H139V124H138V122H137ZM140 120V121H139ZM143 120H144V122L146 123H144L143 122ZM147 120V121H146ZM177 121L178 120V122H179V127L177 128V130L179 129L180 131H177V132H175L173 135L174 136H171V137H167V138H163L162 140H160V142H162L163 144L165 143V144H170V142H172V141H175L174 143H176L175 145H177V147H176V151H173L172 150V148H170V150L168 151V152H170V153H165L164 154V156L162 157V160H161V158H160V160H161V163H160V160H159V164L161 165V167H160V165L158 166V163H157V166H156V164H153V165H155L154 166V168H156V169H154V168H151L152 166H151V163H149L148 161V163L150 164V165H148L146 162V164L144 163V160H143V162H141L139 159H141L140 157H138V159L136 158V161L137 160H139V161H137V163H139V165H137V163H136V167H134V166H132L133 168H129V170L132 172V174H133V172L135 173L136 172V174H139V175H141V178L143 179V181H138V180H136V182L133 180V182H132V180H130V179H128L127 178V176H126V173H127V169H124V171H121V172H118L117 171V169H121V168H119V167H122V168H124L123 166H125L126 165V163L125 162H123V161H121L122 160V158L124 157V158H135L134 157V155H136L141 149H143V145H142V147H137L136 149L134 148V149H127V148H125V147H123V142H125V140L126 139H128L129 138V135L130 136H132V135H135V134H142V135H144V136H147L146 138H150V136L151 137H154V136H161V135H165V131L166 130H168V129H170L169 128V122L168 121ZM251 122H250V121ZM7 121V122H6ZM14 122V124H12L13 122ZM16 121V122H15ZM18 121H20V123L18 122ZM114 123H112V122ZM193 121V122H192ZM195 121V122H194ZM246 121V122H245ZM247 121H249V122H247ZM18 122V123H17ZM38 122H41V123H38ZM110 122V123H112L113 124V126H112V124H110L109 125V127H108V123ZM126 122V123H125ZM137 122V124H135ZM148 122V123H147ZM253 122V123H252ZM3 123H4V125H5V123H6V125H5V127H2V125H3ZM140 123H142V124H140ZM9 124H10V126H11V128H10V126H9ZM12 124V125H11ZM124 124V125H123ZM3 125V126H4ZM8 125V126H7ZM129 125V124H128ZM141 125V126H140ZM143 125H144V127H143ZM7 126V127H6ZM115 126V127H116ZM139 126V127H138ZM136 127V128H135ZM238 127V128H237ZM110 128H112V129H114V130H110ZM139 128H141V129H139ZM155 128V129H154ZM199 128V129H198ZM231 130H230V129ZM234 128H236V129H234ZM241 128H242V130H241ZM259 130H258V129ZM138 129V130H137ZM175 129V128H174ZM216 129H217V132H215L214 133V131H216ZM220 129H222V130H220ZM262 129V130H261ZM122 130H124L123 132H125L126 131V133H123V132H121ZM135 130H137L136 131V133H135ZM141 132H140V131ZM238 130H240V131H238ZM249 130V131H248ZM262 132H261V131ZM10 131V132H9ZM191 131H193V132H191ZM194 131H195V133H194ZM230 131V132H229ZM245 131V133H243ZM247 131H248V133H247ZM252 132V135H251V132ZM260 131V132H259ZM128 132V133H127ZM189 132V133H188ZM220 134H219V133ZM57 133V134H56ZM60 133V135L58 136V134ZM135 133V134H134ZM211 133V134H210ZM221 133H222V135H221ZM230 133V134H229ZM235 133V134H234ZM243 133V134H242ZM253 133H256V134H253ZM261 133H263V134H261ZM22 134V135H21ZM61 134H63V135H61ZM126 134V135H125ZM128 134V135H127ZM147 134V135H146ZM217 134H218V138H217ZM233 134V135H232ZM242 134V135H241ZM247 134V135H246ZM148 135H150V136H148ZM167 135V134H166ZM183 135H185V136H183ZM189 135V136H188ZM201 135H203V136H201ZM207 135V136H206ZM216 135V138L214 137ZM237 136V138H236V136ZM254 135V136H253ZM258 135V136H257ZM124 136V137H123ZM126 136V137H125ZM177 136V137H176ZM187 136V137H186ZM208 136H210V137H208ZM227 137L228 139H224V138H222V137ZM239 136V137H238ZM240 136H245V137H240ZM19 137V139H17ZM120 137H123L124 138V141H122L123 140V138H120ZM174 139H173V138ZM186 137V138H185ZM202 137V138H201ZM232 137H233V139H232ZM252 137V138H251ZM254 137H255V139H254ZM11 138H12V141H14V139L17 141V142H15L14 141V143H18L16 146H18V148H19V146H20V148H21V145H22V147H26V146H28V145H31L30 147L28 146V149L30 148H32L33 150H36L37 148H39V149H37L36 151H35V153H37L38 154V152H40L41 154L40 155H42L43 153H44V151L48 148L49 150H46V152H47V154H46V152L44 153V155L45 156H47L48 155V158H49V155H53V157H51L50 156V158L49 159H51L50 161H52V163L54 162H60L61 163V165H57V166H55V165H49V163H50V161H48L49 163H47L48 165H46V166H37V167H31L30 165H28V163L26 162V161H24V160H21V159H19L20 157H19V155L18 154H20V151H19V149L13 144V142L11 141ZM93 138H95L94 140H93ZM170 138V140H168ZM171 138H172V140H171ZM206 138V139H205ZM208 138V139H207ZM213 138V139H212ZM231 138V139H230ZM239 138V139H238ZM246 138H248V139H246ZM33 139V140H32ZM98 139V140H97ZM120 139V143L118 142V140ZM215 139H217L219 142H217V140L215 141ZM220 139V140H219ZM229 139H230V141H229ZM238 139V140H237ZM240 139H242L243 141H246V142H248V143H246V142H243L242 140H240ZM246 139V140H245ZM251 139V140H250ZM10 140V141H9ZM24 140H26V141H24ZM31 140V141H30ZM37 140V141H36ZM206 140V141H205ZM211 140H212V143H211ZM234 140H236V141H234ZM241 142H240V141ZM253 140H255L254 142H253ZM8 141L10 142V143H8ZM35 141V142H34ZM95 141V142H94ZM113 141H114V144H115V142H116V144H120L121 145V148L120 149H113V145H112V143H113ZM177 141V142H176ZM188 141H189V143H188ZM192 141V142H191ZM194 141V142H193ZM203 141H204V143H203ZM222 141H224V143L226 144L227 142H230V143H227L226 145L222 142ZM24 142V143H23ZM98 142V143H97ZM112 142V143H111ZM118 142V143H117ZM148 142V141H147ZM167 142V143H166ZM185 142L187 143V144H185ZM211 144H210V143ZM221 142V143H220ZM238 142V143H237ZM33 143V144H32ZM37 143V144H36ZM105 143V144H104ZM107 143V144H106ZM217 143H218V145H217ZM231 143H234V144H231ZM235 143H237V144H235ZM7 144V145H6ZM12 144H13V146H12ZM21 144V145H20ZM24 144H26V146L24 145ZM52 145L51 147H50V145ZM102 144V145H101ZM111 144V145H110ZM142 144H144V147H146V141H145V143H142ZM181 146H180V145ZM193 144H195L194 145V147H193ZM197 144V145H196ZM205 144V145H204ZM213 144V145H212ZM222 144H224V145H222ZM231 144V145H230ZM240 144V145H239ZM13 147H11V146ZM98 145H100V146H98ZM108 145H110L111 147H109ZM212 145V147H210ZM217 146V147H215V146ZM229 145V146H228ZM16 147V149H14L15 147ZM36 146V147H35ZM42 146V148H40ZM96 146V147H95ZM107 146V147H106ZM205 146H208V147H205ZM220 146H224L223 148L222 147H220ZM4 147H6L7 149L6 150H8V148L9 147H11V148H9V150L10 151H12V153L14 154V153H16V155H18V156H16L15 154V156L13 155L12 157H9L8 156V151L6 152V150H4ZM46 147V148H45ZM181 147V148H180ZM189 147H193V148H189ZM198 147V148H197ZM213 147H215V148H213ZM228 147V148H227ZM35 148V149H34ZM53 148H56V149H53ZM103 148V149H102ZM110 148H111V150H110ZM185 148H187V149H185ZM200 148V149H199ZM214 149V150H210V149ZM219 148H221V149H219ZM262 148V149H261ZM14 149V150H13ZM27 151H28V149L27 148H25ZM25 149H21V150H25ZM31 149V150H32ZM105 149H108L109 150V152H108V154H106V155H104V156H102L103 155V152H104V150ZM183 149H185V151L183 150ZM190 149H192L191 151H190ZM199 149V150H198ZM207 149V150H206ZM209 149V150H208ZM30 150V152H32L33 153V150L31 151ZM39 150H44L43 151V153H42V151H39ZM53 150V151H52ZM54 150H57V152H55L54 153ZM58 150H62L60 153H59V151ZM102 150H103V152H102ZM173 152H172V151ZM179 150V151H178ZM186 150H187V152H186ZM196 150V151H195ZM218 150V151H217ZM222 150V151H221ZM253 150V151H252ZM94 151V152H93ZM121 151V152H120ZM181 151V152H180ZM184 151V152H183ZM213 151V152H212ZM92 152V153H91ZM137 152V153H136ZM189 152H191L190 154H188ZM200 152V153H199ZM211 152V153H210ZM7 153V154H6ZM49 153V154H48ZM51 153V154H50ZM93 155V153H95V155H93V156H91V154ZM172 153H174V155H176L175 157H174V155L172 156L171 154ZM176 153V154H175ZM182 153H185V154H183V155H180V154H182ZM217 153V154H216ZM249 153H251V154H248ZM81 154V155H80ZM83 154V155H82ZM87 154H89V155H87ZM100 154V155H99ZM110 154V155H109ZM167 154H170L171 156H172V158H171V156L169 155V157H168V155ZM219 154V155H218ZM253 154H255L256 156H258V157H260V158H258V157H256L255 158V155L252 157V158H255V159H251V160H253V161H251L250 162V160H247V159H249L248 157H250V156H252ZM44 155H42V156H44ZM77 155H78V157H77ZM85 155H87V156H90V158L91 157H93L92 159H90L89 157H87V156H85ZM98 155V156H97ZM127 155V156H126ZM166 155H167V157H168V160H166ZM179 155V156H178ZM208 155H210V157L208 156ZM211 155H216V156H211ZM240 155V156H239ZM246 155H247V157H246ZM6 156V157H5ZM73 158H72V157ZM75 156V157H74ZM108 156V157H107ZM110 156V157H109ZM231 156H232V158L234 159V160H236V162L234 161V160H231ZM243 156H245V158L243 157ZM80 157V158H79ZM84 157V158H83ZM87 158V161H86V158ZM218 157V158H217ZM224 157V158H223ZM229 157V158H228ZM235 157V158H234ZM241 158V160H243V158H244V160L246 159L247 161H249L250 163H252L251 165H252V168H245V167H243L244 166V164H246V161H243V163H241L242 161L240 160V158ZM76 158V159H75ZM81 158H83V160H81ZM94 158H96V160H94ZM110 158V159H109ZM171 158V159H170ZM174 158H178V160H174ZM223 158V159H222ZM227 158H228V162H229V164H228V162H227ZM11 159H14L13 161H15V162H13ZM93 162H91L90 160ZM143 159V158H142ZM10 160H11V162H10ZM85 160V162H83ZM106 160V161H105ZM116 160V161H115ZM212 160V161H211ZM219 160V161H218ZM222 162H221V161ZM225 160V161H224ZM230 160H231V163H230ZM238 160H240L239 162H240V164H239V166H238ZM256 160V161H255ZM259 160V161H258ZM260 160H261V162H260ZM5 161V162H4ZM7 161V162H6ZM100 162L101 161V163L102 162H104L103 164H104V168L102 167V169H104V170H99V172H98V170L96 169V166L95 165H97L98 164V162ZM110 161V162H109ZM168 161V162H167ZM176 161H178V162H175ZM213 161H214V163H213ZM63 162V163H62ZM88 162H90V163H88ZM106 162H108V163H106ZM120 162V163H119ZM141 162V163H140ZM162 162H164L165 164H166V162L168 163V166H166V165H164ZM173 162V163H172ZM207 162V163H206ZM217 162V164L215 165V163ZM245 162V163H244ZM253 162L257 165L256 167H255V164H253ZM9 163V164H8ZM14 163V164H13ZM17 163V164H16ZM19 163H21V164H19ZM94 163H95V165H94ZM106 163V164H105ZM233 163H234V165H233ZM236 163H237V165H236ZM258 163V164H257ZM262 165H261V164ZM6 164V165H5ZM14 166H16V167H13V165ZM19 164V165H18ZM27 165V167H26V165ZM141 164V165H140ZM206 164V165H205ZM227 164V165H226ZM243 164V165H242ZM3 165H4V167H5V169H4V167H3ZM25 165V166H24ZM84 165H85V168H84ZM121 165V166H120ZM148 165V166H147ZM166 166V170H164V171H162V167L164 168V166ZM179 165V166H178ZM195 165V166H194ZM199 165V166H198ZM242 165V166H241ZM10 166V167H9ZM59 166V167H58ZM94 166H95V168H94ZM144 166V167H143ZM145 166H147V167H145ZM175 166V167H174ZM233 166V167H232ZM235 166V167H234ZM237 166V167H236ZM259 166V167H258ZM6 167H8L9 168V170H8V168H7V170H6ZM49 167H51V168H49ZM58 167V168H57ZM89 167H90V169H92V170H90L89 169ZM91 167H93V168H91ZM173 168V170H172V168ZM180 167V168H179ZM191 167V168H190ZM200 167V168H199ZM202 167H204V168H202ZM208 168L207 170L205 169V168ZM263 167V168H262ZM12 168L13 169H15V170H13L12 171ZM16 168H18V169H16ZM49 168V169H48ZM84 168V169H83ZM86 168H87V170H86ZM117 168V169H116ZM167 168H169L168 170H167ZM171 168V169H170ZM188 168H189V170H188ZM194 168H196V169H194ZM210 168V169H209ZM2 169V170H1ZM11 169V170H10ZM114 169H116V170H114ZM150 169L152 170V171H150ZM160 169V170H159ZM183 169V170H182ZM186 169V170H185ZM197 169H199V170H197ZM201 169H202V171H201ZM212 169H214V170H212ZM261 169H262V171H261ZM24 170V171H23ZM51 170H52V173L50 174V173H47V172H51ZM150 172V173H148V171ZM159 170V171H158ZM176 170V171H175ZM191 170V171H190ZM193 170V171H192ZM196 170H197V172H196ZM204 170V171H203ZM210 170V171H209ZM212 170V171H211ZM231 170V171H230ZM260 170V171H259ZM2 171V172H1ZM9 171V172H8ZM21 171V172H20ZM22 171L24 172V173H26L27 174V176L25 177V182L23 181V179L22 180H16V179H14V177L16 178V175H18L19 173H22ZM26 171V172H25ZM29 171V172H28ZM54 171V172H53ZM100 171H102V173L100 172ZM115 171V172H114ZM145 171H147V174H146V172ZM167 171V172H166ZM178 171V172H177ZM184 171V172H183ZM189 172V173H187V172ZM200 171V172H199ZM220 171V172H219ZM19 172V173H18ZM30 172H32V173H30ZM91 172V173H90ZM96 172V173H95ZM118 172V173H117ZM153 172V173H152ZM212 172H215L216 173V175L218 176V173L219 174H222L221 175V177L220 176H216L215 175V173H213L215 176H216V178H215V176L212 174ZM218 172V173H217ZM238 172V173H237ZM241 172H243L242 174H241ZM246 172L248 173L247 175L249 176L250 174H253V176L252 177H247V175H245L246 174ZM249 172H250V174H249ZM89 175H88V174ZM105 173V174H104ZM114 173V174H113ZM157 173V175H155V174ZM186 173V175H184ZM209 173H210V175H209ZM29 174V175H28ZM45 174V175H44ZM50 174V175H49ZM83 174V175H82ZM104 175V176H106V178L104 177V176H101V175ZM108 174V175H107ZM114 176H113V175ZM115 174H116V176H115ZM148 174H149V176H148ZM151 174V175H150ZM171 176H170V175ZM175 174V175H174ZM196 174V175H195ZM209 176H208V175ZM262 174V175H261ZM33 175V176H32ZM91 175V176H90ZM111 175V176H110ZM160 175V176H159ZM169 176V177H167V176ZM176 175H178V176H180V182L177 180V179H175V178H179L178 176L176 177ZM191 175V176H190ZM209 177V178H211V179H209L207 176ZM51 178H50V177ZM85 176L88 178V176H89V180H91V181H93L94 180V182H96L95 180H97L98 178H100V179H98L97 181V183L96 184H98V185H96V186H94L95 185V183L94 182H92V183H90V184H92L93 186H90V184H86L85 185V183L86 182H88L89 180H87V178L85 179ZM98 176H100V177H98ZM125 176V177H124ZM143 176V177H142ZM145 176V177H144ZM158 176V177H157ZM163 176V177H162ZM175 178H174V177ZM190 176V177H189ZM204 176V177H203ZM205 176H206V178H205ZM212 176V177H211ZM223 176V177H222ZM246 176V177H245ZM258 176V177H257ZM30 177V178H29ZM37 177V181L38 182H36V180L35 179H33V178H36ZM39 177V178H38ZM53 177V178H52ZM56 177V178H55ZM84 177V180L86 181H83V184L81 183V180H83L82 178ZM93 179H92V178ZM95 177V178H94ZM98 177V178H97ZM106 180H110V179H112V180H110L111 182H107V181H104L105 179ZM109 177V178H108ZM111 177V178H110ZM118 177H120V179L118 178ZM123 177H124V179L126 178V180H124L123 179ZM147 177H148V179L151 177H153L152 179L150 178L149 180L147 179ZM214 177V181L215 180H218V181H216V182H213V181H211L212 180V178ZM228 177H230V178H228ZM27 178V179H26ZM31 178H32V181H31ZM45 178V179H44ZM49 178V179H48ZM58 178V179H57ZM97 178V179H96ZM101 178H102V180L104 181H101V183L99 182L100 180H101ZM116 180H114V179ZM182 178V179H181ZM184 178V179H183ZM201 178V180L199 181L200 183H201V185H197V184H200V183H198V180ZM205 180H204V179ZM218 178V179H217ZM221 178V179H220ZM225 179V180H223V179ZM232 178V179H231ZM253 180H252V179ZM256 180H255V179ZM12 179H14V180H16V181H12ZM44 179V180H43ZM56 179V180H55ZM61 179H62V181H61ZM118 179V180H117ZM160 181H159V180ZM170 181L169 183L171 184L172 182V184H171V186H170V184L168 183V180ZM187 179V180H186ZM198 179V180H197ZM209 179V180H208ZM226 179H228L227 181H226ZM27 180V181H26ZM28 180H30L31 181V183H34V184H36V183H40L39 181L41 180H43L42 182L44 183V186H43V183L41 182L40 184L41 185H32ZM48 180V181H47ZM54 180V181H53ZM58 180H60V181H58ZM64 180V181H63ZM67 180V181H66ZM68 180H69V183H68ZM120 180V181H119ZM123 180V181H122ZM127 180H129V181H127ZM165 180V181H164ZM167 180V181H166ZM175 180H177V182L175 181ZM209 181V183L206 185V184H204V183H207L208 181ZM240 180V181H239ZM255 180V181H254ZM258 180H259V182H258ZM18 181V182H17ZM21 181V182H20ZM33 181H35V182H33ZM50 181V182H49ZM53 181V182H52ZM194 181V183H191V182H193ZM196 181V182H195ZM201 181H205L204 183L203 182H201ZM210 181H211V183H210ZM226 181V182H225ZM249 181V182H248ZM23 182L25 183V185L24 186H26L27 184L26 183H28V185L26 186L27 188H29V189H31V190H34V192L33 191H29V189H26L22 184H23ZM60 182V183H59ZM61 182H63L62 183V185H61ZM113 182V183H112ZM114 182H116V183H114ZM141 182V183H140ZM143 182V183H142ZM166 182V183H165ZM178 183V184H176V183ZM182 182V183H181ZM185 182H187V183H185ZM225 182V183H224ZM229 183V185H237V187L236 186H234L235 188H233V189H228V190H230V191H228V190H226L224 187H226V186H224L222 189H221V187L223 186V185H226V183ZM232 184H231V183ZM234 182H236V183H234ZM238 182H239V184H238ZM261 182V183H260ZM10 183V184H9ZM49 183V184H48ZM56 183H57V185H56ZM64 183H66V185H64ZM94 183V184H93ZM106 183V184H105ZM110 183V184H109ZM163 183H164V185L165 186H167V187H165L164 188V185H163ZM168 183V184H167ZM184 183V184H183ZM190 183V184H189ZM228 183H227V185H228ZM58 184H60V185H58ZM102 184H104V185H102ZM130 184V185H129ZM161 186H159V185ZM179 184H180V186H179ZM182 184V185H181ZM187 184H189V185H187ZM206 185V186H204V185ZM211 184V185H210ZM257 184V185H256ZM258 184H259V186H258ZM4 185H5V187H4ZM10 185V186H9ZM29 185H31L30 187H29ZM51 187H49V186ZM56 185V186H55ZM81 185H83V187L81 186ZM89 186V187H85V186ZM106 185V188L104 187ZM108 185V186H107ZM115 185H117V186H115ZM123 185H127L126 187L125 186H123ZM133 185V186H132ZM209 185V186H208ZM8 186V187H7ZM18 186V189L16 188V191L17 190H19V189H21L22 188V186L26 189H23V190H20L21 191V194H23L24 192H28L29 193V196L27 195L28 193H25V194H23V195H21L20 194V192L18 193V191H17V193L18 194H16V195H18V196H14V198L13 197H11V198H13V199H6V195H5V190H6V192L8 191V190H10V191H14L15 190V188H13V187H17ZM38 186V187H37ZM55 186V187H54ZM60 186V187H59ZM62 186V187H61ZM69 186V187H68ZM78 186V187H77ZM97 186H99V187H97ZM112 186H115V187H112ZM152 186H153V189H150V188H152ZM159 186V187H158ZM183 186H185V188L187 189L186 191L185 190H182V187ZM189 186H191V187H189ZM193 186V187H192ZM221 186V187H220ZM252 186V187H251ZM256 186V188L254 189V190H251L252 188H254ZM258 186V187H257ZM32 187V188H31ZM65 187V188H64ZM80 187V189H78ZM83 188V190L85 189V188H91V189H87V190H89L88 192H87V190L85 189L84 191H82L81 189ZM104 187V188H103ZM110 188L111 187V189L109 190L108 189V191L106 190L107 188ZM155 187V188H154ZM158 188V190H157V188ZM200 187H209L208 189L206 188H204V189H202V188H200ZM217 187H219V188H217ZM249 187V188H248ZM251 187V188H250ZM264 187V186H263ZM262 187V188H263ZM5 188H7V189H5ZM12 190H11V189ZM40 188V189H39ZM54 188V189H53ZM59 188V189H62L63 188V190H57V189ZM68 188V189H67ZM93 188H94V190H93ZM97 188V189H96ZM117 188H119V189H117ZM134 188V189H133ZM159 188H160V191H159ZM166 188H167V191H166ZM184 188V187H183ZM184 188V189H185ZM194 188V189H193ZM200 190H199V189ZM217 188V189H216ZM246 188H248L247 189V191H248V194L245 192L246 191ZM257 188H259L260 189V191H259V189L257 190V192H255L256 191V189ZM3 189V191L1 192V190ZM14 189V190H13ZM42 189H44L43 191H42ZM46 189H47V191H46ZM49 189L51 190V191H49ZM81 190L82 192H84V193H82L81 191V195H86V197L84 196H79V197H77L76 198V196H78V194L80 195V192L78 193V192H76L77 190ZM113 189V190H112ZM115 189V190H114ZM147 189V190H146ZM156 189V190H155ZM178 189V190H177ZM188 189H190V190H188ZM192 189H193V191H192ZM202 189V190H201ZM28 190V191H27ZM53 190H57L56 192L57 193H54V191ZM98 192H97V191ZM112 190V191H111ZM119 190V191H118ZM121 190V191H120ZM130 190V191H129ZM135 190V191H134ZM151 192L152 190V194H153V196L150 194L149 195V193L146 195V193L144 192ZM149 190H151V191H149ZM163 190H164V193H166V192H168V190H169V192L167 193V194H169L170 196H168V197H172V198H169L168 199V197L167 196H162V193H163ZM172 190V191H171ZM173 190H175V191H173ZM181 190V191H180ZM204 190V191H203ZM24 191V192H23ZM44 191H46V193L44 192ZM62 191H64V192H62ZM85 191H86V193H85ZM95 192V193H97V194H95V193H92V192ZM132 191H134V192H132ZM139 191V192H138ZM143 191V192H142ZM179 191V192H178ZM183 191V192H182ZM184 191H185V194H184ZM191 193H189V192ZM202 191V192H201ZM9 192V191H8ZM50 193V196H49V193ZM76 193L77 195H74V196H72L74 193ZM113 192V193H112ZM118 192V193H117ZM122 192V193H121ZM131 194H130V193ZM153 192H155V193H153ZM159 192V193H158ZM177 193L178 192V194H174V193ZM182 194H181V193ZM186 192H188L187 193V195H186ZM220 192V193H219ZM241 192H242V194H241ZM243 192H245V194H247V196L246 195H243ZM31 193V194H30ZM33 193H35L34 195H32ZM42 193V194H41ZM87 193H91L90 194V197H88L89 196V194H87ZM116 193V194H115ZM120 193V194H119ZM126 193H127V195H126ZM146 195V197L144 196V194ZM163 193V195H166V194H164ZM249 193H252V194H249ZM259 193V194H258ZM19 194L21 195V196H19ZM37 194L39 195V196H37ZM59 194V195H58ZM93 194H94V196H93ZM114 196H113V195ZM123 194H124V196H123ZM161 194V195H160ZM172 194V195H171ZM204 194V195H203ZM206 194V195H205ZM211 196H210V195ZM30 195H32V196H35V198L34 197H30ZM41 195V196H40ZM88 195V196H87ZM111 195H112V197H111ZM116 195H119V196H117L116 197ZM155 195H159V200H160V197H161V199L162 200H160V202H158L159 200H158V197H156ZM184 195V196H183ZM193 195V196H192ZM226 195V196H225ZM252 195V196H251ZM25 196V197H24ZM26 196H28V199H27V197ZM135 196V197H134ZM137 196V197H136ZM143 196V197H142ZM150 196V197H149ZM176 196H177V198H176ZM190 196H192V197H190ZM205 196V197H204ZM239 196L240 197H242L243 196V198H239ZM251 196V197H250ZM23 197V198H22ZM65 197V198H64ZM72 197V198H71ZM75 197V198H74ZM155 198V199H152V198ZM175 197V198H174ZM183 197V198H182ZM189 197V198H188ZM221 199H220V198ZM226 197V198H225ZM31 200H30V199ZM68 198V200H66ZM70 198H71V200H72V202H74L73 204L75 205V202L77 203V205H73L72 204V202H70L69 203V201H71L70 200ZM165 198V199H164ZM181 198V199H180ZM235 198V199H234ZM237 198V199H236ZM3 199H5V201L6 200H8V201H4V203H3ZM17 199V200H16ZM24 199H25V202H24ZM63 199V200H62ZM74 199V200H73ZM76 199V200H75ZM168 199V200H167ZM221 200V202H220V200ZM234 199V200H233ZM18 202H16V201ZM27 200V201H26ZM65 200V201H64ZM148 200H151L154 204H156V206H158V204H159V206L156 208V207H153L154 209L156 208V209H160L161 207L163 208H161L160 210H161V212H162V214H161V212L160 211H155L153 208V212L151 211L150 213H148L149 212V209H146L145 207H147V205H149L150 203H152L151 201H148ZM166 200V201H165ZM196 200V201H195ZM198 200V201H197ZM216 200H217V202H216ZM219 200V201H218ZM230 200H232L233 201V203H230V202H232V201H230ZM15 201V202H14ZM22 201V202H21ZM29 201V202H28ZM62 201V202H61ZM64 201V202H63ZM67 201V202H66ZM163 201V202H162ZM172 203H171V202ZM175 201V202H174ZM201 201V202H200ZM230 201V202H229ZM236 201V202H235ZM240 201V202H239ZM9 204H8V203ZM14 202V203H13ZM24 202V204H21V203H23ZM66 202V207L65 206H63L62 205V203H65ZM119 202V203H118ZM132 202V203H131ZM139 202V203H138ZM141 202V203H140ZM147 202H149V204L147 203ZM165 202H166V204H165ZM170 202V203H169ZM185 202V203H184ZM203 202V203H202ZM206 202V203H205ZM215 202V203H214ZM242 202V203H241ZM6 203V204H5ZM20 203V204H19ZM57 203H58V206H56L57 205ZM61 203V204H60ZM69 203V204H68ZM116 203H118L117 204V207H116ZM130 203V204H129ZM136 203V205L135 206H133L134 204ZM147 203V204H146ZM168 203V204H167ZM178 203V204H177ZM180 203V204H179ZM195 203H197V204H195ZM208 203V204H207ZM219 203V204H218ZM229 203V204H228ZM235 203V204H234ZM239 203H241V204H239ZM2 204V205H1ZM53 204H55V205H53ZM78 204H80V205H78ZM123 204H124V206L125 207H127V210H133L132 208H134V210L133 211H135L137 208L139 209V210H136V213H139L138 215H139V221H140V223H138V222H136V223H134V222H132L128 217H123L122 215H114V216H116L117 217V219H116V217H114V216H110L109 217V215H108V217L107 216H104L106 219L104 220V217H102L103 216V214L102 213H104V212H106L108 209L110 210V212H111V210L112 211H115V208L116 209H120V208H124V206H123ZM154 204H150L151 205V207L154 205ZM165 204V205H164ZM170 204V205H169ZM174 204V205H173ZM182 204V205H181ZM205 204V205H204ZM210 204V205H209ZM212 204V205H211ZM239 204V205H238ZM17 205V206H16ZM69 205V206H68ZM72 207H71V206ZM118 205L120 206V205H122V207H118ZM130 205H132V207H130ZM139 205V206H138ZM146 205V206H145ZM167 205V206H166ZM171 206V205H173V206H171V207H169V206ZM179 205V206H178ZM190 205V206H189ZM192 205V206H191ZM195 205V206H194ZM198 205V206H197ZM227 205H229V206H227ZM233 205V206H232ZM259 205H260V207H259ZM263 205V206H262ZM7 206V207H6ZM19 206V207H18ZM21 206V207H20ZM40 206V207H39ZM49 206V207H48ZM53 206H55V207H53ZM64 208H63V207ZM105 206H106V208L109 206V207H111V208H113L114 206V210L113 209H111V208H107L106 210H105ZM144 206V207H143ZM161 206V207H160ZM165 206V207H164ZM175 206V208H173ZM198 208H197V207ZM204 206V207H203ZM205 206H207L206 208H205ZM213 206V207H212ZM236 206V207H235ZM253 206V207H252ZM17 209H16V208ZM45 209H44V208ZM54 208L55 210L54 211H56V212H59V210H58V208L60 209V211L61 212H59V213H57V216L55 217L56 219H57V217H58V219H59V216H63V219H64V216H68V218H67V220L66 219H64L63 220V222L65 223V224H61L62 223V221H61V223L60 222H58L56 219H54L53 218V215L54 214H52V212L51 211H53V209L52 208ZM56 207H58V208H56ZM69 209H68V208ZM74 207V208H73ZM142 207V208H141ZM167 207H169L170 208V211L168 210V208ZM186 207V208H185ZM188 207V208H187ZM214 207H216V208H214ZM262 207V208H261ZM7 208H8V210L9 211H7ZM50 210L51 209V211L48 213V209ZM66 208V209H65ZM99 208V209H98ZM122 208V209H123ZM136 208V209H135ZM141 208V209H140ZM144 208L148 211H146V210H144ZM182 210H181V209ZM194 208V209H193ZM197 208V209H196ZM200 208L202 209V208H205V210H206V212L208 211V210H210L209 212H207V213H202L203 212V210L204 209H202V211H201V213H199L200 212ZM210 208V209H209ZM221 208H222V210H221ZM224 208V209H223ZM36 209V210H35ZM44 209V210H43ZM77 211H76V210ZM78 209L80 210V212H78ZM82 209H84V210H82ZM102 209L103 210H105V211H102ZM126 209V208H125ZM191 209V210H190ZM193 209V210H192ZM30 210H31V213H30ZM43 210V211H42ZM46 210H48V211H46ZM74 212H77L78 214L79 213H81V215L79 214H77V213H75V217L72 215V214H74L73 213V211ZM81 210H82V212H81ZM88 211L89 212V214H88V212H86V211ZM142 210V211H141ZM165 210V211H164ZM176 210H177V212H176ZM190 210V211H189ZM196 210V211H195ZM197 210H199V211H197ZM204 210V211H205ZM214 210V211H213ZM237 210V211H236ZM39 211V212H38ZM53 211V212H54ZM86 213H85V212ZM91 211V212H90ZM169 212V213H167V212ZM178 211H180V216H179V213H178ZM182 211V212H181ZM195 211V212H194ZM212 211V212H211ZM231 211V212H230ZM238 212V213H236V212ZM5 212V213H4ZM44 213V212H46V214H48V215H50V216H48L49 217V219H52V220H50L49 221V219L47 220L46 218H47V216L44 214V215H42L41 216V214L42 213ZM55 212V213H56ZM62 212H63V214H62ZM66 214H65V213ZM109 212V213H110ZM142 212V213H141ZM160 212V213H159ZM165 212V213H164ZM190 212V213H189ZM196 212H198V216L195 214ZM229 212V213H228ZM258 212V211H257ZM257 212H255V214L257 213ZM52 214V218H50L51 217V214ZM67 213H69V214H67ZM107 214H108V212H106ZM146 213V214H145ZM153 213H155L154 215H152ZM172 213H173V215H172ZM175 213V214H174ZM178 213V214H177ZM229 214L228 216H227V214ZM233 213H234V215H233ZM236 213V214H235ZM71 214V215H70ZM77 214V215H76ZM86 214H88L87 216H86ZM92 214V215H91ZM94 214V215H93ZM96 214V215H95ZM150 214V215H149ZM215 214V215H214ZM218 216H217V215ZM226 214V215H225ZM2 215H3V217L5 218H3L2 217ZM40 216V217H38V216ZM59 215V216H58ZM70 215V216H69ZM104 215H105V213H104ZM142 215V216H141ZM181 215H182V217H181ZM183 215H185L184 216V218H183ZM213 215V216H212ZM225 215V216H224ZM248 215H250V216H248ZM6 216H7V218H6ZM44 216L46 217V218H44ZM74 218H73V217ZM81 216V218H79ZM83 216V217H82ZM119 216V217H118ZM122 216V217H121ZM144 216V217H143ZM147 216V217H146ZM175 216H177V218H174ZM204 216H205V218H204ZM217 216V217H216ZM221 216V217H220ZM240 216H241V218H240ZM243 216H245V218L243 219ZM41 217H42V220H44V222L43 221H41L40 219H41ZM70 217H72L73 219H70ZM149 217H151V218H155L154 219V221L155 222H153V219L151 220V222H152V224H150L151 222H150V218ZM159 217V218H158ZM173 217L174 219H176V220H173V218L171 219V218ZM188 217V218H187ZM201 217V218H200ZM212 218V220H211V218ZM213 217H216V218H213ZM220 219H219V218ZM223 217H224V219H223ZM44 218V219H43ZM61 218V217H60ZM101 218V219H100ZM109 218H111L110 219V221H109ZM115 218V219H114ZM125 218V219H124ZM127 218V219H126ZM145 218V220H143ZM181 219V222H183L184 220H187L186 221V223H185V221H184V223H181V222H178L177 220H180ZM185 218H187V219H185ZM192 218V219H191ZM196 218V219H195ZM208 218H210V219H208ZM237 218V220L235 221V219ZM238 218H239V220H238ZM248 218H250V219H248ZM3 219H4V221H3ZM7 219H8V221H7ZM35 219H36V221H35ZM41 221V222H39V220ZM62 219V218H61ZM70 219V220H69ZM77 219V220H76ZM124 219V220H123ZM148 219V220H147ZM158 219V220H157ZM167 219V220H166ZM169 219H171V220H169ZM182 219H184V220H182ZM189 219V220H188ZM198 219V220H197ZM201 221H200V220ZM215 219H217V220H214ZM219 219V220H218ZM242 221H248L247 223H245V225H246V227H245V225L243 224V225H241L240 227L242 228V230H241V228L238 226V227H236L235 229L237 230V232H236V230L235 229H228L227 227H225L224 225H226L225 223H226V221H229L228 223H227V225L229 224V223H231V220H234L233 222H240L241 220ZM248 219V220H247ZM6 220V221H5ZM28 220H29V222H28ZM100 221V222H97V221ZM104 220V221H103ZM107 220V221H106ZM114 220V221H113ZM122 220V221H121ZM128 221L130 224L132 223V225H131V227L133 228V230L134 229H136V230H134L135 232H132V231H130V230H132V228L130 227V226H128L127 227V225H125L126 223H128V222H126V223H124L125 221ZM161 220V221H160ZM162 220H164V221H166V223L165 222H163ZM173 220V221H172ZM206 220V221H205ZM209 220H211V222L212 223H214L213 225L211 224L210 225V223L211 222H209ZM221 220V221H220ZM33 221V222H32ZM46 221V222H45ZM54 221H56L55 222V225H54ZM70 221H72V222H70ZM89 221V222H88ZM91 221V222H90ZM149 222V224H146V223H144V222ZM172 222V223H175L176 221V223L175 224H173V226H175V225H177L176 226V229H175V231H177V229L179 230L182 226H184V227H188V230L187 229H185V230H187V231H189V229H190V231H191V228L189 227V226H191V227H195V226H197V227H195L194 228V230L195 229H199V227H201L202 228V230H198V232L200 231L201 233H195V231H197V230H195L194 231V233L195 234H197V235H199L198 236V238H197V235H195L194 233H193V231H192V233H193V235H195V236H193L192 235V233L191 234H188L189 236H191V237H189L188 235H184V236H188V237H182L181 236V238H184L183 239V241H182V239L179 237L178 238V236H177V238L175 239L173 236L171 237V236H169V234H168V236L166 235L167 233H161L163 230H168L169 228H171L172 227V230L174 231V228H173V226H172V223H170V222ZM175 221V222H174ZM194 221V222H193ZM216 221H218L219 223H217ZM250 221V222H249ZM15 222V223H14ZM26 224H25V223ZM39 222V223H38ZM50 222V223H49ZM82 222V223H81ZM103 222H107L105 225L103 224ZM111 224H110V223ZM117 222V223H116ZM119 222V223H118ZM158 222H160V223H165V224H162V225H164V228H163V230L161 231L160 230V228H161V224L160 223H158ZM7 223V224H6ZM21 224L19 227H18V225L16 226H14V224ZM30 223V224H29ZM36 223V224H35ZM41 223V224H40ZM57 223V224H56ZM60 223V224H59ZM68 223H70V224H68ZM90 223V224H89ZM98 223H100V225L98 224ZM114 223V224H113ZM124 223V224H123ZM143 223V225L144 224H146L144 227H143V225H141ZM158 223V225H159V227H158V225H156V224ZM180 223V224H179ZM209 223V224H208ZM249 223V224H248ZM255 223H257V224H255ZM260 223V224H259ZM262 223V224H261ZM6 224V225H5ZM34 224V225H33ZM52 224H53V226H52ZM97 224V225H96ZM103 224V225H102ZM121 227H119L118 225ZM136 224V225H135ZM137 224L138 225H140V227H138L137 226ZM203 224V227L201 226ZM206 224H208V225H210V226H207ZM3 225V226H2ZM13 225V226H12ZM27 225V226H26ZM37 227H36V226ZM42 225V226H41ZM49 225H51V226H49ZM76 225V226H75ZM82 225V226H81ZM84 225V226H83ZM113 225V226H112ZM133 225H135V226H133ZM168 225V226H167ZM180 225H182L181 227H180ZM193 225H195V226H193ZM207 226L206 227V229L204 228L205 226ZM248 225V226H247ZM25 226V227H24ZM28 226H30V227H28ZM36 228H35V227ZM70 226V227H69ZM102 226H104V227H102ZM110 226V228H108ZM112 226V227H111ZM117 226V227H116ZM124 226H125V228H127V230H129L128 228H131L129 231L130 232H127V230L124 228ZM141 226L143 227L142 228V230H144V231H142L141 230ZM147 226H149V228L147 227ZM155 226H157V227H155ZM166 226L168 227L167 229H165L166 228ZM224 226V228H226V229H228V230H226V229H224V228H221V227H223ZM244 226V227H243ZM22 227V228H21ZM40 228V230H39V228ZM46 227V228H45ZM60 227V228H59ZM67 227V228H66ZM77 227V228H76ZM98 227L99 228H101V230H104V228L105 227H107V228H105V231H101L100 232V230L98 231ZM123 227V228H122ZM146 227V229L148 230V233L149 234H146V235H144V236H146V237H144V240L142 239V238H140L141 236L140 235H142V234H145V233H147V230L146 229H144ZM151 227H152V229H151ZM186 227V228H187ZM217 227V228H216ZM218 227H220L219 229H218ZM12 228V229H11ZM17 228H19V230L17 229ZM27 228H29L28 230H27ZM31 228H33V229H31ZM42 228H44L42 231H41V229ZM103 228V229H102ZM118 228V230H116ZM155 228H158V229H155V230H158V232H155L154 231V229ZM205 230H204V229ZM208 228V229H207ZM239 228V229H238ZM2 229H3V231H2ZM17 229V230H16ZM23 229V230H22ZM26 229V230H25ZM47 229H50V231H46ZM91 229V230H90ZM107 229V230H106ZM120 229V230H119ZM122 229V230H121ZM125 229V230H124ZM182 229V228H181ZM220 229H221V231L222 232H220ZM223 229H224V231H223ZM11 230H15L16 231V233H17V231H18V233L16 234L15 233V236H16V238L14 237V239L12 240V241H4L5 240V237L9 234V232L11 231ZM25 230V231H24ZM36 230V231H35ZM52 230V231H51ZM111 230V231H110ZM114 230H115V232H114ZM124 230V231H123ZM149 230L151 231V230H153V233L154 234H158L159 233V236L158 235H154V234H152L153 235V238L151 237V234H150V232H149ZM169 230H171V229H169ZM168 230V231H169ZM213 230H215V231H213ZM232 230V231H231ZM235 230V231H234ZM239 230V231H238ZM241 230V231H240ZM4 231H5V233H4ZM8 231V232H7ZM27 231V232H26ZM28 231L30 232V234L28 233ZM41 231V232H40ZM45 231V232H44ZM89 231V232H88ZM120 232V234H119V232ZM136 231H138L137 233L139 234V232H140V235H139V237H138V235L136 234ZM182 232L184 231V230H181ZM181 231H178V232H181ZM187 231H184V233L186 232L187 233ZM189 231V232H190ZM203 231V232H202ZM213 231V232H212ZM227 231V232H226ZM4 234H3V233ZM20 232V233H19ZM23 234H22V233ZM25 232V233H24ZM32 232H34L36 235H33L34 233H32ZM37 232H39L40 234H38ZM43 232H44V234H46V236L45 235H43ZM82 232H84V233H82ZM96 232H98L97 234H96ZM117 232H118V234H117ZM141 232H142V234H141ZM163 232H165V231H163ZM181 232V233H182ZM224 232V233H223ZM226 232V233H225ZM232 232V233H231ZM233 232H235L234 234H233ZM251 234H250V233ZM8 233V234H7ZM28 233V234H27ZM92 233V234H91ZM103 233V234H102ZM124 233V234H123ZM212 235H210V234ZM214 233H216V234H214ZM220 233H223L222 235L220 234ZM233 234V235H231V234ZM22 234V235H21ZM41 234H42V237H39V236H41ZM47 234H49V235H47ZM85 234V235H84ZM96 234V235H95ZM111 234H114V235H112V236H110ZM115 234H116V236L119 238V240H120V235L122 236V239H123V235H124V239H123V242H122V240H120L121 242H119V240H118V238L115 236ZM130 234H131V236L132 235H134V238H135V241H134V238L132 237L131 239H129L128 241L129 242H126V240L127 239H125V237L127 236V237H129L130 238ZM167 236V237H165V235ZM220 234V235H219ZM225 234V235H224ZM248 234V235H247ZM3 235H5V237H3ZM19 235V236H18ZM26 237H25V236ZM27 235L29 236V239L27 238ZM74 235V236H73ZM82 235H84V236H88V240L89 241H91L92 239V244L93 245H91V242L89 243L88 242V240H87V236H86V238L84 237V236H82ZM101 235H103L102 237H101ZM107 237H106V236ZM148 235H150V236H148ZM164 235V236H163ZM243 235H244V237H243ZM250 235V237L249 238H247L248 236ZM18 236V237H17ZM44 236V237H43ZM48 236V237H47ZM78 236H80V237H78ZM90 236H91V238L92 239H90ZM94 236H97L98 237V240H97V237H95V241L96 242H98L99 241V239H100V241L98 242V243H96L97 245H99V243H100V246H98V247H100V248H98L97 247V245L95 246L94 245ZM107 238H105V237ZM114 236V237H113ZM155 236H157V237H155ZM162 236V237H161ZM206 236V237H205ZM209 236V237H208ZM243 237L242 238V241H241V237ZM245 236H246V238H245ZM254 236V237H253ZM259 236V237H258ZM2 237V238H1ZM99 237H101V238H99ZM151 238V239H147V238ZM171 237V239H169V241H168V239L167 238H170ZM193 237V238H192ZM204 237V238H203ZM214 239L213 240V242H212V238ZM232 237H236L235 238V240L236 239H238V241L236 240L235 242H234V244L232 243V240L234 241V238H232ZM258 237V238H257ZM263 237V238H262ZM30 238H31V240L33 241H30ZM33 238V239H32ZM35 238V239H34ZM40 238V239H39ZM48 238V240H49V242H47L48 240H46ZM68 238V239H67ZM70 238V239H69ZM81 240L82 238L83 239H85V241H87V243L83 240H79V239ZM102 238H104V239H102ZM109 238V239H108ZM113 238V239H112ZM115 238H116V240H115ZM136 238H138L137 240H139V241H137L136 240ZM140 238V239H139ZM162 238V239H161ZM173 238H174V240H173ZM196 238V239H195ZM203 238V239H202ZM208 238V239H207ZM210 238V239H209ZM218 238V239H217ZM221 238V239H220ZM230 238V239H229ZM255 238V239H254ZM260 238V239H259ZM1 239H3L2 241H1ZM17 239V240H16ZM21 241H20V240ZM26 239V240H25ZM77 239V240H76ZM102 239V240H101ZM110 239H112V240H114V241H116V242H118L119 243V245H118V243L116 244V243H114V241H113V243L112 244H110V241L112 242V240H110ZM146 239V240H145ZM161 239V240H160ZM180 239V240H179ZM187 239H189V240H187ZM231 240V241H229V240ZM44 240H46V241H44ZM67 240V241H66ZM106 240V241H105ZM108 240V241H107ZM177 240V241H176ZM197 240V241H196ZM203 240H205V241H203ZM245 240V241H244ZM246 240H247V246H246ZM252 240H253V242H252ZM258 240V241H257ZM29 241H30V243H29ZM47 242V243H49V244H47V243H44V242ZM68 241H70V242H68ZM72 241V242H71ZM82 242V244L83 243H86L87 245H85V244H83V249L81 248V246H80V248H78L79 247V245H77V244H81L80 242ZM101 241H104V244L103 243H101ZM136 241H137V243H136ZM141 241H142V243H141ZM143 241H149V242H143ZM184 241H186V243L184 242ZM204 243H203V242ZM211 241V242H210ZM216 241V242H215ZM221 241V242H220ZM224 243H223V242ZM249 241V242H248ZM254 241H256L257 243H258V245H257V243L256 242H254ZM3 242V243H2ZM4 242H6V243H4ZM75 244H74V243ZM133 242V243H132ZM162 242V243H161ZM193 242V243H192ZM195 242V243H194ZM200 244L199 245V248H198V243ZM206 242V243H205ZM208 242V243H207ZM228 242V243H227ZM237 242V243H236ZM251 242V243H250ZM2 243V244H1ZM14 244V245H12V244ZM26 243V244H25ZM42 243V244H41ZM70 245H69V244ZM77 243V244H76ZM106 243V244H105ZM109 244V246H107L108 244ZM132 243V244H131ZM156 243V244H155ZM180 243H182V244H180ZM202 243V244H201ZM210 243H211V245H213L214 247H218L219 248V250L220 249H223L224 247H220V245H221V243H222V246H224L225 244H228L226 247H227V249H225V251L224 250H220V252L218 251V248L215 250L216 251V253H215V251H214V248H212V249H207V251H204L203 252V250H205L206 248H205V246L207 247L208 245H206V244H209L210 245ZM240 243V244H239ZM242 243H244V245H242ZM262 243V244H261ZM5 244V245H4ZM39 244H41V245H39ZM45 244H47V245H44ZM66 244V245H65ZM120 244H121V247H120ZM123 244H125V245H123ZM130 246H129V245ZM135 246H134V245ZM140 244V245H139ZM178 244H180L178 247H176ZM204 244H205V246H204ZM229 244H231V245H229ZM238 244L240 245V246H238ZM252 244L254 245V246H252ZM6 245H8V246H6ZM10 245V246H9ZM21 245V246H20ZM36 245V246H35ZM73 245L75 246V248L73 249ZM88 245H91V247L89 248L88 247ZM101 245H102V247H103V245H106V246H104L102 249H101ZM115 245V246H114ZM116 245H117V247H116ZM203 247H202V246ZM210 245V246H211ZM236 245V246H235ZM251 246V247H249V246ZM258 247H257V246ZM15 246H16V248H15ZM23 247V249L22 248H20V247ZM25 246V247H24ZM87 246V247H86ZM119 246V247H118ZM124 246V247H123ZM197 246V247H196ZM240 247L239 249H237L238 247ZM243 246V247H242ZM245 246V247H244ZM11 247H12V249H11ZM66 247H68V248H66ZM72 247V248H71ZM95 247H97V250H95L94 248ZM106 247V248H105ZM173 247H175V248H173ZM186 247H188V248H186ZM202 247V248H201ZM247 247H249V248H247ZM253 247V248H252ZM32 248V249H31ZM44 249V250H42V249ZM62 248V249H61ZM71 248V249H70ZM86 248H88V249H86ZM94 249V251H93V249ZM109 248H110V250H109ZM112 248V249H111ZM195 248H197V249H195ZM233 248H236L237 249V251H236V249H233ZM19 249V250H18ZM21 249V250H20ZM52 249V250H51ZM59 249V250H58ZM79 251H78V250ZM91 249V250H90ZM100 249V250H99ZM154 251H153V250ZM167 249H169V250H167ZM175 249V250H174ZM176 249H178L179 251H177ZM186 249H188L187 251L188 252H186ZM200 249L202 250V252H203V254L205 255V257H204V255L203 254H200V253H198L199 251H200ZM249 249H251V250H249ZM11 250V251H10ZM13 250V251H12ZM51 250V251H50ZM70 250H73V251H70ZM74 250H75V253H74ZM152 250V251H151ZM156 250V251H155ZM163 250V251H162ZM171 250H173V251H171ZM192 250V251H191ZM195 250H197V251H195ZM233 250V251H232ZM21 251V252H20ZM40 251V252H39ZM49 251V253H47V252ZM56 251V252H55ZM61 251V252H60ZM65 251V252H64ZM69 251V252H68ZM81 251V253H77V252H80ZM177 251V252H176ZM191 251V253L189 254V252ZM210 251V252H209ZM214 252V254H212L213 252ZM230 251V252H229ZM30 253H32V256H33V254L34 255H37L38 256V258H40V259H38L37 258V256H35L37 259V261H35V263H34V260H35V257H34V260H32L33 259V257L30 255L29 256V254ZM71 252V253H70ZM83 252V253H82ZM116 252V253H115ZM152 252H153V254H152ZM155 252V253H154ZM173 252V253H172ZM194 252V253H193ZM201 252V251H200ZM207 252V253H206ZM212 252V253H211ZM219 252V253H218ZM229 252V253H228ZM232 252V253H231ZM41 255H39V254ZM45 253V254H44ZM54 253V254H53ZM59 253V254H58ZM128 253V254H127ZM159 253V255H157ZM168 253H170V254H168ZM183 253V252H182ZM189 254V255H187V258H186V254ZM198 253V254H197ZM209 253H211V255L209 254ZM223 253V254H222ZM227 253V254H226ZM262 253V254H261ZM25 254L26 255H28V256H26V257H28V259H29V257H30V261L28 260V259H26V257H25ZM46 256V258H44L45 256ZM57 254V255H56ZM62 254V255H61ZM64 254V255H63ZM80 254V255H79ZM125 254V255H124ZM129 254H131V255H129ZM137 254V255H136ZM143 254V255H142ZM156 254V256H153V255H155ZM193 254V257L191 256ZM16 255H17V257H16ZM42 255H43V258L45 259V261H43L42 260ZM59 255V256H58ZM66 255V256H65ZM68 255V256H67ZM77 255V256H76ZM93 255H94V257H93ZM127 255H129V256H131V257H133L134 258V260L132 261V258L130 259L129 258V256H127ZM133 255V256H132ZM139 255H141V256H139ZM145 255V256H144ZM161 255V256H160ZM170 255V256H169ZM198 255V256H197ZM203 255V256H202ZM208 255V256H207ZM214 255V256H213ZM261 255V256H260ZM23 256L25 257V258H23ZM40 256V257H39ZM53 258L54 257V260L55 261H53V259L51 260V257ZM56 256V257H55ZM91 256V257H90ZM100 256V257H99ZM128 258H127V257ZM134 256H137L136 258L134 257ZM166 256V259H167V257H169L168 259L170 260V262H169V260L167 259H165L164 257ZM199 256H201V258H199ZM213 256V257H212ZM21 257L23 258V259H21ZM50 257V259H48ZM57 257H58V259H57ZM72 257V258H71ZM107 257V258H106ZM116 259H115V258ZM117 257H119V258H117ZM139 257H140V259H144L145 258V260H140L139 259ZM149 257H151V259L149 258ZM195 257V258H194ZM197 257V258H196ZM209 257V258H208ZM221 257V258H220ZM258 257V258H257ZM260 257V258H259ZM14 258V259H13ZM77 258V259H76ZM102 258V259H101ZM109 258V259H108ZM173 260H172V259ZM186 258V259H185ZM188 258H189V260H188ZM223 258V259H222ZM13 259V260H12ZM20 259H21V262H20ZM47 259V260H46ZM81 259V260H80ZM120 259H122V260H120ZM139 259V260H138ZM155 259V260H154ZM161 259H164V260H161ZM190 259H191V261H190ZM220 260V262H219V260ZM32 260V261H31ZM43 262H42V261ZM88 260V261H87ZM100 260V261H99ZM112 260V261H111ZM129 260V261H128ZM131 260V261H130ZM138 260V261H137ZM172 260V261H171ZM186 260V261H185ZM17 261V262H16ZM19 261V262H18ZM26 261V262H27ZM57 261H58V263H57ZM72 261H73V263H72ZM81 261H84L83 263L81 262ZM119 263H118V262ZM128 261V262H127ZM140 261V262H139ZM147 261H149V263H147ZM167 261V262H166ZM204 261H205V263H204ZM218 261V262H217ZM7 262V263H6ZM24 263H22V264H28V263H26L25 261H23ZM46 262V263H45ZM49 262V263H48ZM52 262V263H51ZM60 262V263H59ZM76 262H78V263H76ZM95 262V263H94ZM117 262V263H116ZM154 262V263H155ZM159 262H161V263H159ZM208 262V263H207ZM215 262V263H214ZM230 262V263H229ZM155 263V264H156ZM171 263V264H172ZM174 263H175V261H174ZM173 263V264H174ZM179 263V262H178ZM178 263H176V264H178ZM183 263H180V264H183ZM210 263V264H211ZM30 264V263H29ZM151 264H153V262L151 263Z\"/></svg>","mask_w":264,"mask_h":264},{"label":"bare ground","instance_id":"obj_2","mask_svg":"<svg viewBox=\"0 0 264 264\" xmlns=\"http://www.w3.org/2000/svg\"><path fill=\"white\" fill-rule=\"evenodd\" d=\"M1 1H3V3H4V0H0V3H1V5H2V2H1ZM7 1H8V0H7ZM11 1H12V0H11ZM11 1H8V2H11ZM16 1H17V0H16ZM16 1L14 0V2H16ZM21 1H22V2H25V0H21ZM21 1H20L19 4H21ZM30 1H31V0H30ZM32 1H33V0H32ZM39 1H40V0H39ZM45 1H49V0H45ZM52 1H53V3H52L51 1H49V3H51V4H48L49 6H52V4L56 3V0H52ZM57 1H58V0H57ZM62 1H63V0H62ZM78 1H79V0H78ZM84 1H85V0H84ZM88 1H89V0H88ZM88 1H85V2L88 3ZM90 1H91V0H90ZM90 1H89V2H90ZM96 1H97V2H96ZM96 1H94V4H93V0H92L93 9H91V11H89V6H88V4H86V5L88 6V7H87V8H88V11H87V12L85 11V10L87 9V8H85V6H84V3H85V2L83 3V6H84L83 8H85L84 12H83V9L80 7V6H82L80 3H79V4H80V6H79L80 8H79V9H82V11H81V10L78 11V7H76V8H77V9H76L77 11H75L74 9H73V10H72V9L67 10L68 7H69V5H68L66 8L61 7V5L64 3V1L61 3V0H60V3H59V1H58L57 4H55L56 6L54 5V6L50 7L51 9L54 7V8L52 9L53 11H52L51 9H50V11H48V9L45 10L44 8H43V10H45V11H41V10H42V5L40 6V5H38V4H39V3H43L44 1L33 2V4H32V2H30V3H31V5H34L35 7H36V5H38V10L41 8V9L39 10V11H41V12L37 11L36 14L39 12V13H41V14H44V16H45L46 13H47V14L49 13V14H50V17H53V19H54V17H55V19L57 18V16L59 17V15H64L65 18H67V19L70 20L69 22L67 21V22H65L66 24H64V23H63L64 20L61 22V21H59V20H57V19H56V20L54 19V21H55V22L57 21V23L60 22V23H62V25H66V26H68L67 24H69V25H72V24H73L72 26H74V25L76 26V24H80V25H78V26H76V27L81 26V28L79 27V29H82V27H84V28H85L84 30H86V27H88V28L90 27L89 29H91V27H92V29H93V26L96 27V26L103 25V27H104V28L102 27L103 29H100L99 27H97V29H100V31H101V30H102V31L104 30V34H105L106 30H105V25H104V24L107 23V22L110 20V17H112V16L109 17V14H108L109 12H108V13L106 12L108 9H107V10L105 9V10H106V11H105L106 14H104V15H105V17H104V15L102 14L103 11H102V10H99V9H100L99 7H101L100 5L98 6V10L100 11V13L102 12L101 14H102L103 16H102L100 13H99V14H100V15H99V14L97 13V9L94 10V9H95V6H94V5H96L98 2H99V3L101 2V4H102V0H101V1L96 0ZM103 1H104V0H103ZM109 1H110V0H109ZM109 1L106 0L107 3H105V5H106V4L108 5V2H109ZM111 1L113 2V1H115V0H111ZM119 1H121V0H119ZM119 1H118V2H119ZM123 1H125V0H123ZM126 1H127V0H126ZM135 1H136V0H135ZM151 1H152V0H151ZM151 1H149V2H151ZM153 1H155V0H153ZM153 1H152V2H153ZM165 1H167V0H165ZM165 1H164V2H165ZM168 1H169V0H168ZM172 1H174V0H172ZM193 1H194V0H193ZM257 1H259V0H257ZM14 2L12 1V3H14ZM66 2H68V1L65 0V3H66ZM79 2H80V1H79ZM95 2H96V4H95ZM116 2H117V1H116ZM121 2H122V1H121ZM121 2H120V3H121ZM128 2H129V1H128ZM162 2H163V1H162ZM184 2H185V1H180V2H179L178 4H176V5L173 4V5H174L173 8H178V10H180V11L182 12V15L185 16V17H187V16L189 17L190 15L193 17V15H194L195 12L197 11V9H196L194 6H192V5H188V4L184 3ZM217 2H218V1H217ZM239 2L241 3L240 5H242V3H245V2H243V0H239ZM5 3H7V2L5 1ZM17 3H18V2H17ZM17 3H15V4H17ZM25 3H26V2H25ZM30 3H28V5H29ZM45 3H48V2H45ZM65 3H64V4H65ZM77 3H78V2H77ZM90 3H91V2H90ZM99 3H98V4H99ZM122 3H123V2H122ZM134 3H135V2H134ZM139 3H141V2H139ZM142 3H143V2H142ZM147 3H148V2H147ZM154 3H155V2H154ZM157 3H158V2H157ZM246 3H247V2H246ZM8 4H9V3H8ZM8 4H7V6L10 5V4H9V5H8ZM26 4H27V3H26ZM103 4H104V3H103ZM103 4H102V5H103ZM114 4H115V2H114ZM123 4H124V3H123ZM130 4H132V2H131ZM144 4H145V3H144ZM144 4H142V5H144ZM159 4H160V3H159ZM161 4H162V3H161ZM168 4H169V3H168ZM238 4H239V3H238ZM4 5H5V4H4ZM65 5H66V4H65ZM65 5H64V6H65ZM73 5H74V3H73ZM90 5H91V4H90ZM105 5H103V6H105ZM133 5H134V4H133ZM133 5H132V6H133ZM136 5H137V4H136ZM149 5H150V4H149ZM149 5H148V6H149ZM153 5H154V4H153ZM215 5H216V6H215ZM222 5H226V1H221V0H220V1H219L218 3H216V4H212V3H204V4H203V7H204V9H215L216 7H218V6L221 7ZM263 5H264V4H261V7H260V6H259V7H260V9H261V11H262L261 13H263V15H264V6H263ZM7 6H6V7H7ZM10 6H11V5H10ZM12 6H14V5H12ZM12 6L9 7V8L12 9ZM16 6H17V7H16ZM16 6H15L16 8H21V7H19L20 5H16ZM21 6H22V8H23V6H25V5L22 4ZM39 6H40V8H39ZM43 6H45L44 3H43ZM76 6H77V4H76ZM113 6H115V5H113ZM118 6H120V5H118ZM118 6H117V7H118ZM138 6H139V5H138ZM146 6H147V5H146ZM156 6H158V5H156ZM227 6H228V5H227ZM227 6H225V9H222L221 11H218L219 9H218L217 11H214V10H213V12L210 11V12H208V14H211V15H217L218 18H219V20H218L217 17H216L217 19H216V18H215V19H216V21L218 22V21H220V17H221V15L224 16L223 14H226L227 17H229L228 14H229L230 11H232V10H231V8H227ZM262 6H263V7H262ZM45 7H46V6H45ZM74 7H75V6H74ZM90 7H92V6H90ZM105 7H106V6H105ZM105 7H104V8H105ZM107 7H108V6H107ZM109 7H110V6H109ZM111 7H112V6H111ZM123 7H124V6H123ZM130 7H131V6H130ZM135 7H136V6H134V8H135ZM139 7H140V6H139ZM139 7H138V8H139ZM151 7H155V6H151ZM228 7H229V6H228ZM233 7H234V5H233ZM236 7H237V5H236ZM253 7H254V6H253ZM255 7H256V6H255ZM255 7H254V8H255ZM1 8H2V6H0V10H2L3 8H5V6H4L2 9H1ZM7 8H8V7H7ZM16 8H15V9H16ZM29 8L33 9V7H30V6H29ZM58 8H63V9H65V10L62 9L63 11L61 12V9L58 10ZM69 8H70V7H69ZM71 8H72V6H71ZM96 8H97V5H96ZM134 8H133V9H134ZM136 8H137V7H136ZM136 8H135V9H136ZM138 8H137V9H138ZM146 8H147V7H145V9H146ZM165 8H166V7H165ZM243 8H244V7H243ZM257 8H258V6H257ZM5 9H6V8H5ZM10 9H9V12L7 13V15L10 14ZM24 9H25V8H24ZM24 9H23V10L21 9L22 11H24L23 13H25V10H27L28 8L26 7V9H25V10H24ZM35 9L37 10V7H36ZM35 9H34V10H35ZM56 9H57V10H56ZM101 9H102V7H101ZM113 9L115 10V8H113ZM131 9H132V7H131ZM143 9H144V8H143ZM143 9H142V10H143ZM235 9H236V8H235ZM235 9H233V10H235ZM239 9H241V8H239ZM250 9H252V8H250ZM258 9H259V8H258ZM7 10H8V9H7ZM7 10H5V12H6ZM13 10H14V8L11 10V12H12V13H15L16 11L13 12ZM16 10H17V9H16ZM19 10H20V9H19ZM71 10H72L73 12H71ZM92 10H93V11H92ZM140 10H141V9H140ZM140 10H138V12H139ZM162 10H163V9H162ZM162 10H161V11H162ZM165 10L167 11V15H168L169 12L171 13L170 10H172V9L169 8V11H168V8H166ZM173 10H174V9H173ZM173 10H172V11H173ZM176 10H177V9H176ZM176 10L174 11L175 14H176ZM237 10H238V9H237ZM242 10H243V9H242ZM242 10H241V11H242ZM254 10H256V9H254ZM254 10H252V11L255 13ZM22 11H21V12H22ZM28 11H29V9H28ZM99 11H98V12H99ZM133 11H135V10H133ZM159 11H160V10H159ZM161 11H160V12H161ZM166 11H165V12H166ZM180 11H178V12H180ZM238 11H240V10H238ZM241 11H240V12H241ZM245 11H246V8H245ZM247 11H251V10L248 9ZM0 12H1V11H0ZM2 12H4V11L2 10ZM17 12H18V11H17ZM30 12H32V11H30ZM34 12H35V11H34ZM128 12H129V11H128ZM157 12H158V11H157ZM232 12H234V11H232ZM232 12H231V13H232ZM259 12H260V11H259ZM18 13H19V12H18ZM27 13H28V12H27ZM27 13H25V14L27 15ZM39 13H38V14H39ZM154 13H155V12H154ZM163 13H164V10H163ZM212 13H213V14H212ZM221 13H222V14H221ZM227 13H228V14H227ZM243 13H244V11H243ZM245 13H246V12H245ZM247 13H249V12H247ZM254 13L250 14L249 17H252V18L255 17V18H257L256 15H258V18H259V14H261V13H259V14H258V12H257L256 14H254ZM0 14H1V15L4 14V15L2 16L3 19H4V17H6L5 13H0ZM25 14H24V15H25ZM97 14H98V15H97ZM135 14H136V13H135ZM155 14H156V13H155ZM155 14H152V15H155ZM159 14H160V13H159ZM159 14H158V15H159ZM196 14H199V13H196ZM201 14H202V13H201ZM218 14H221V15H218ZM1 15H0V16H1ZM11 15H13V14H10V15H8V16L11 17ZM29 15H31V13H30ZM106 15H107V16H106ZM137 15H138V14H137ZM137 15H135V19H136V16H137ZM169 15H170V14H169ZM171 15H172V13H171ZM179 15L181 16V14H178V16H179ZM204 15H205V14H204ZM204 15H203V16H204ZM206 15H207V14H206ZM231 15H232V14H231ZM247 15H248V14H247ZM13 16H14V15H13ZM44 16H42V18H41V16H40L41 20H43V18H45ZM46 16L48 17V15H46ZM133 16H134V15H133ZM139 16H140V14H139ZM141 16H142V15H141ZM148 16H149V15H148ZM156 16H157V15H156ZM156 16H155V17H156ZM172 16H175V17H176L177 14H176V15L173 14ZM191 16H190V17H191ZM198 16L200 17V15H198ZM232 16H233V15H232ZM232 16H230V17H232ZM10 17H9V18H10ZM15 17H16V15L14 16V18H15ZM61 17H62V16H61ZM61 17H60V18H61ZM116 17H117V16H116ZM146 17H147V15H146ZM181 17H182V16H181ZM188 17H187V20H188ZM194 17H195V16H194ZM194 17H193V18H194ZM196 17H197V16H196ZM196 17H195V18H196ZM201 17H202V16H201ZM249 17H248V18H249ZM261 17H262V16H260V18H261ZM6 18H8V17H6ZM6 18H5V19H6ZM17 18H18V17H17ZM19 18H20V16H19ZM19 18H18V19H19ZM25 18H26V17H25ZM63 18H64V17H63ZM112 18H113V17H112ZM118 18H119V17H118ZM118 18H116V19L118 20ZM127 18L130 19L129 17H127ZM131 18H132V16H131ZM142 18H143V16H142ZM144 18H145V17H144ZM144 18H143V19H144ZM178 18H179V17H178ZM197 18H198V17H197ZM223 18H224V17H223ZM223 18L221 17V20H222ZM225 18H226V17H225ZM232 18H233V17H232ZM255 18H254V20H256ZM258 18H257V19H258ZM263 18H264V17H262V19H260L259 21L262 22ZM53 19H52V20H53ZM113 19H115V17H114ZM119 19H120V18H119ZM123 19H124V18H123ZM125 19H126V17H125ZM125 19H124V20H125ZM135 19L132 20L133 23L136 22ZM139 19H140V18H139ZM139 19H138V20H139ZM148 19H150V18L148 17ZM151 19H153V16L151 17ZM244 19H245V18H244ZM52 20H51V21H52ZM120 20L122 21V18H121ZM126 20H127V19H126ZM136 20H137V19H136ZM138 20H137V22H138ZM175 20H176V19H175ZM180 20H181V19H180ZM182 20L186 22V18H184V19H182ZM192 20H193V19H192ZM223 20H224V19H223ZM226 20L228 21V18H227ZM226 20H225V21H226ZM248 20H249V19H248ZM248 20H245L246 24H247V21H248ZM0 21H1V19H0ZM32 21H33V20H31V22H32ZM46 21H47V19H46ZM48 21H49V20H48ZM54 21H53V23L55 24ZM118 21H119V20H118ZM170 21H171V20H170ZM173 21H174V20H173ZM173 21H172V22H173ZM225 21H224V22H225ZM234 21H235V20H234ZM242 21H243V20H241V22H242ZM249 21H250V20H249ZM2 22H3V21H2ZM34 22H36V21H34ZM109 22H110V21H109ZM116 22H117V21H116ZM122 22H125V21H122ZM129 22H131V21H129ZM176 22H177V21H176ZM176 22L174 21L173 24H175ZM222 22H223V21H222ZM222 22H221V23H222ZM256 22H257V21H256ZM7 23H8V22H7ZM24 23H26V22H24ZM28 23H29V22H28ZM32 23H33V22H32ZM42 23H43V22H42ZM42 23H41V25H42ZM44 23H46V22H44ZM47 23H48V22H47ZM47 23H46V24H47ZM51 23H52V22H51ZM60 23H59V24H60ZM70 23H72V24H70ZM120 23H121V22H120ZM169 23H170V22H169ZM178 23H179V22H178ZM180 23H181V22H180ZM218 23H220V22H218ZM221 23H220V24H221ZM250 23H252V22L250 21ZM258 23H259V22H257V24H258ZM22 24H23V23H22ZM29 24H31V23H29ZM36 24H39V22H37ZM49 24H50V23H49ZM49 24H47V25L50 26ZM54 24H53V25H54ZM59 24H58V26H59ZM107 24H109V23H107ZM111 24H115V23H114V20H113V23H110L109 25L111 26ZM126 24H127V23H126ZM128 24H130V23H128ZM136 24H137V23H136ZM171 24H172V23H171ZM229 24H230V22H229ZM241 24H242L243 26L245 25V23H243V22H242ZM248 24H249V23H248ZM248 24H247L246 26H248L249 28L244 26L246 29H244V27H243L242 25H240V24H239L240 26H239V25H238V26H239V27L242 26V28L239 29L238 26L236 27L237 29H236V28H233V31H235V32H233V33H234V34L238 33V35H237V34H236V35L239 36V37H237L236 40H235L236 43L239 44L241 41H242V43L245 42V41H246V40H245L246 37H247V41H248V38L250 37L249 35L252 34V33H251V34H250V33L248 34V32H249V31L252 32V27H255V29H257L258 26H259V25H256V23H255V25H252V24L248 25ZM261 24H262V23H261ZM5 25H6V24H5ZM19 25H21V24H19ZM60 25H61V24H60ZM62 25H61V26H62ZM109 25H108V26H109ZM116 25L118 26L119 24H116ZM116 25H115V27H116ZM120 25H121V24H120ZM177 25H178V24H177ZM177 25H176V26H177ZM9 26H10V25H9ZM9 26H8V27H9ZM28 26H29V25H28ZM36 26H37V25H36ZM108 26H107V27H108ZM112 26H114V25H112ZM128 26L130 27V25H128ZM136 26H137V25H136ZM11 27H12V25H11ZM19 27H20V26H18V27L16 26V28H19ZM30 27H32V26H30ZM34 27H35V24H34ZM38 27H39V26H38ZM59 27H60V26H59ZM63 27H64V26H63ZM70 27H71V26H70ZM100 27H101V26H100ZM115 27H114V28H115ZM120 27H121V26H120ZM124 27H125V26H124ZM126 27H127V26H126ZM256 27H257V28H256ZM260 27H261V26H260ZM20 28H22V27H20ZM20 28H19L17 31L19 32V31L21 30V31L23 32V29H20ZM23 28H24V27H23ZM28 28H29V27H28ZM40 28H41V26H40ZM46 28H47V27H46ZM54 28L56 29V27H54ZM61 28H62V27H61ZM65 28H66V27H65ZM65 28H64V29H65ZM67 28H68V27H67ZM74 28H75V27H74ZM88 28H87V30H88ZM122 28H123V27H121V29H122ZM183 28H185V27H183ZM247 28H248V29H247ZM262 28H263V26H262ZM5 29H7V26H6ZM9 29H10V28H9ZM12 29H13V28H12ZM31 29H32V28H31ZM31 29H30L29 32H32V31H33V30L31 31ZM34 29H35V28H34ZM38 29H39V28H38ZM43 29H44V28H43ZM43 29H41V30H43ZM50 29H51V28H50ZM108 29H111V28L108 27ZM108 29H107V32H109ZM116 29H117V28H116ZM128 29H129V28H128ZM189 29H190V28H189ZM263 29H264V28H263ZM39 30H40V29H39ZM47 30H48V29H47ZM53 30H54V29H53ZM68 30H69V29H68ZM71 30H72V29H71ZM95 30H96V29H95ZM112 30H113V28H112ZM138 30H139V29H138ZM138 30H137V32H138ZM142 30H143V29H142ZM186 30H188V29L186 28ZM3 31H5V30H3ZM6 31H7V30H6ZM6 31H5V32H6ZM11 31H12V30H11ZM34 31H35V30H34ZM36 31H38V30H36ZM48 31H49V30H48ZM51 31H52V30H51ZM58 31H59V30H58ZM77 31H78V30H77ZM77 31H76V32H77ZM80 31L82 32V30H80ZM80 31H79V32H80ZM91 31H92V30H91ZM93 31H94V30H93ZM119 31H120V30H119ZM132 31H133V30H132ZM132 31H131V32H132ZM184 31H185V29H184ZM253 31H254V30H253ZM258 31H259V35H261V34L264 33V32H263V33L260 34V29H258ZM258 31H257V32H258ZM1 32H2V30H1ZM5 32H3V33H5ZM7 32H8V31H7ZM25 32H27V31H25ZM39 32H40V31H39ZM39 32H38V33H39ZM54 32H56V30H55ZM84 32H85V31H84ZM88 32H89V30H88ZM120 32H121V31H120ZM144 32H145V34H146V31L143 30V32L141 31V35H142V33L144 34ZM179 32H180V31H179ZM254 32H255V31H254ZM20 33H21V32H20ZM27 33H28V32H27ZM44 33H45V31H44ZM74 33H75V32H74ZM77 33H78V32H77ZM90 33H92V32H90ZM94 33H97V32H94ZM114 33H115V32H114ZM116 33H117V32H116ZM133 33H134L135 35H138V36H139V35H140V34H139V33H140V30H139V33H138V34L135 33L134 31H133L131 34H133ZM223 33H224V32H223ZM223 33H221V34H223ZM225 33H226V32H225ZM227 33H228V32H227ZM231 33H232V32H231ZM7 34L9 35L10 33H7ZM17 34H18V33H17ZM22 34H23V33H22ZM31 34H33V33H31ZM36 34H37V33H36ZM42 34H43V32H42ZM42 34H41V35H42ZM78 34H79V33H78ZM82 34H83V33H82ZM99 34L103 35V33H97V34H95V35H99ZM108 34H110V32H109ZM111 34H112V33H111ZM125 34H126V33H125ZM125 34L123 33V35H125ZM128 34H130V33H128ZM128 34H127V35H128ZM131 34H130V35H131ZM134 34H133V35H134ZM221 34H220V35H221ZM234 34H233V35H234ZM253 34H254V36H255V33H253ZM253 34H252V36H253ZM0 35H1V34H0ZM8 35H5L4 37H6V36H8ZM34 35H35V34H34ZM43 35H44V34H43ZM91 35H92V34H91ZM93 35H94V34H93ZM123 35H122V38L120 37V35H118V36H119L118 38L124 39V38H123ZM127 35H126V37L129 36L128 38H130V37L133 36V35H131V36H130V35L127 36ZM236 35H235V37H236ZM246 35H247V36H246ZM257 35H258V34H257ZM263 35H264V34H263ZM11 36H12V35H11ZM13 36H14V35H13ZM39 36H40V35H39ZM62 36H63V35H62ZM75 36H76V35H75ZM104 36H106V35H104ZM145 36H146V35H145ZM147 36H149V35H147ZM147 36L145 37L146 39H148ZM178 36H180V34H179ZM245 36H246V37H245ZM248 36H249V37H248ZM254 36L251 38L252 40H253ZM0 37H1V36H0ZM8 37H9V36H8ZM47 37H48V36H47ZM47 37H46V38H47ZM64 37H65V36H64ZM81 37H82V36H81ZM126 37H125V38H126ZM133 37H134L135 39H136V38L142 39V37H143V39H145V38H144V35H143L142 37H141V36H139V37H135V36H133ZM140 37H141V38H140ZM227 37H228V36H227ZM235 37H234V38H235ZM257 37H258V36H257ZM260 37H261V36H260ZM260 37H258V38L261 39L263 36H262L261 38H260ZM42 38H44V37H42ZM48 38H49V37H48ZM62 38H63V37H62ZM75 38H76V37H75ZM82 38H83V37H82ZM82 38H80V39H82ZM85 38H87V37H85ZM128 38H126V40H128V41H131V40H132L131 42H132V43L135 42V45H136L138 42L141 41V40H139V39H137L138 41H136L134 38H133L134 40H133V39H128ZM229 38L231 39V37H229ZM229 38H228V39H229ZM232 38H233V37H232ZM244 38H245V39H244ZM7 39H9V38H7ZM101 39H103V38H101ZM104 39H105V38H104ZM104 39H103V40H104ZM110 39H111V40H110V43H113V42H111V41H112V38H110ZM113 39H114V38H113ZM116 39H117V37H116ZM146 39H145V40H146ZM177 39H181V38H177ZM183 39H184V38H183ZM209 39H210V38H209ZM222 39H223V38H222ZM228 39H227V40H228ZM254 39H255V38H254ZM27 40H28V39H26V41H27ZM38 40H40V39H38ZM64 40H65V39H64ZM75 40H76V39H75ZM75 40H74V42H75ZM114 40H115V39H114ZM212 40H214V39L212 38ZM215 40H216V39H215ZM225 40H226V39H225ZM225 40H224V42H226ZM244 40H245V41H244ZM1 41H2V39H1ZM1 41H0V42H1ZM29 41H30V39H29ZM61 41H62V40H61ZM108 41H109V39H108ZM120 41H121V40H120ZM133 41H134V42H133ZM173 41H175V40H173ZM183 41H185V40H183ZM183 41H182V42H183ZM197 41H198V40H197ZM218 41H219V39H218ZM218 41H217V42H218ZM230 41H231V40H230ZM232 41L234 42V40H232ZM249 41H250V40H249ZM255 41H256V40H254V42H255ZM259 41H260V40H259ZM5 42H8V41H5ZM36 42H37V41H36ZM71 42H73V41H71ZM74 42H73V43H74ZM76 42H77V41H76ZM114 42H115V41H114ZM118 42H119V39L117 40V43H118ZM124 42H125V40L123 41V45H124ZM136 42H137V43H136ZM143 42H146V43H147L148 40H147V41H144V40H143ZM180 42H181V41H180ZM202 42H203V40H202ZM204 42H205V41H204ZM209 42H210V41H209ZM209 42H208V40H207V43H209ZM214 42H215V41H214ZM228 42H229V40H228ZM233 42H231V43H233ZM10 43H12V42H10ZM68 43H69V42H68ZM129 43H130V42H129ZM141 43H142V41H141L140 43H138V44H141ZM146 43H144L143 45H146ZM197 43H198V46H199V45H200L199 43H201V42H197ZM197 43H196V45H197ZM207 43H206V44H207ZM210 43H212V42H210ZM220 43H221V41L219 42V44H220ZM226 43H227V42H226ZM236 43H235V44H236ZM255 43H256V45H258V42H255ZM255 43H254V44H255ZM259 43H260V42H259ZM13 44H14V43H13ZM50 44H51V43H50ZM70 44H72V43H69V45H70ZM83 44H85V43H83ZM107 44H108V43H107ZM127 44H128V43H127ZM138 44H137V45H138ZM240 44H241V43H240ZM243 44H244V43H243ZM243 44H242V45H243ZM79 45H80V44H79ZM196 45H195V46H196ZM202 45H203V44H202ZM208 45H209V44H208ZM208 45H207V46H208ZM212 45L214 46L213 48L215 49V46H216V45H214V44H212ZM212 45H211V46H212ZM224 45H225V44H224ZM229 45H231V44H229ZM232 45H233V44H232ZM244 45H247V44L245 43ZM244 45L241 46V47H244ZM251 45H252V44H251ZM108 46H109V45H108ZM165 46H166V45H165ZM167 46H168V45H167ZM167 46H166V47H167ZM193 46H194V44H193ZM193 46L190 45V47H193ZM207 46H206V47H207ZM219 46H221V45H219ZM237 46H239V45L236 44L235 47H237ZM46 47H47V46H46ZM51 47H52V46H51ZM54 47H55V46H54ZM58 47H59V46H58ZM58 47H57V48H58ZM60 47H61V46H60ZM60 47H59V48H60ZM77 47H78V46H77ZM87 47H88V46H87ZM87 47H86V45H84V48H87ZM92 47H93V46H92ZM127 47H128V46H127ZM139 47H140V46H139ZM166 47H165V48H166ZM184 47H185V49H186V46H184ZM196 47H197V46H196ZM200 47L202 48V46H200ZM206 47H205V48H206ZM209 47H210V46H209ZM217 47H218V45H217ZM217 47H216V49H218V50H216V51H219V48H217ZM227 47H228V44H227ZM229 47H230V46H229ZM239 47H240V46H239ZM247 47H248V46H246V49H247L248 51H250V50H251L250 48H252V47H248V48H247ZM262 47L264 48L263 45H262ZM4 48H5V47H4ZM7 48H8V47H7ZM11 48H12V47H11ZM14 48H15V47H14ZM59 48H58V50H59L60 52H62V50H60ZM84 48H83V49H84ZM121 48H122V47H120V49H121ZM157 48H158V47H157ZM177 48H178V49L180 48L179 51L181 52V50H182V52H183V49H181V48H182L181 46H180V47H177ZM177 48H176V49H177ZM193 48H194V47H193ZM205 48H204V49H205ZM210 48H211V47H210ZM213 48H212V49H213ZM224 48H225V47H224ZM232 48H233V47H232ZM8 49H9V48H8ZM12 49H13V48H12ZM51 49H53V48H51ZM61 49H62V48H61ZM73 49H74V48H73ZM73 49H71V50H73ZM75 49H76V48H75ZM75 49H74V50H75ZM89 49H90V48H88V50H89ZM91 49H92V48H91ZM126 49H128V48H126ZM126 49H125V50H126ZM143 49H144V48H143ZM178 49H177V51H175V53L178 52ZM185 49H184V50H185ZM187 49H188V46H187ZM187 49H186L185 51H187ZM194 49H195V48H194ZM194 49H192V50H194ZM204 49H202L203 52H204ZM208 49H209V48H208ZM222 49H223V47H222ZM222 49H220V50L222 51ZM236 49H237V48H236ZM240 49H241V48H240ZM240 49H239V50H240ZM244 49H245V47H244ZM244 49H242V50H244ZM249 49H250V50H249ZM253 49H254V48H253ZM1 50L4 51V50H6V48H5L4 50H3V48H2ZM9 50H11V49H9ZM84 50H85V49H84ZM129 50H131V49H129ZM148 50H149V49H148ZM151 50H153V49H151ZM151 50H150V51H151ZM155 50H158V49H155ZM172 50H173V49H172ZM174 50H175V49H174ZM188 50H189V49H188ZM205 50H207V48H206ZM210 50H211V49H209V51H210ZM224 50H225V49H224ZM227 50H228V49H227ZM237 50H238V49H237ZM247 50H246V51H247ZM261 50H262V48H261ZM261 50H260V51H261ZM6 51H8V50H6ZM45 51H46V50H45ZM53 51H54V50H53ZM64 51H65V50H64ZM69 51H70V50H69ZM136 51H138V50H136ZM146 51H147V50H146ZM170 51H171V50H170ZM197 51H198V50H197ZM202 51H201V52H202ZM207 51H208V50H207ZM209 51H208V52H209ZM211 51H212V50H211ZM221 51H219V52L221 53ZM232 51L235 52V50H233V49H232ZM240 51H241V50H240ZM251 51H252V50H251ZM263 51H264V49H263ZM50 52H51V51H50ZM50 52H49V54H50ZM82 52L85 53V51H82ZM122 52H123V51H122ZM138 52H139V51H138ZM140 52H143V51H141V49H140ZM182 52H181V53H182ZM189 52H190L192 55H191L190 53L187 54V55H191V59H192V60H194V59L198 60V56H199V55H196V54H198V53H196V54H195L196 57L193 58V57L195 56V55L193 54L194 52H196L195 50H194L193 53H192V52H191V48H190ZM199 52H200V51H199ZM205 52H206V51H205ZM205 52H204V55H203V56L207 55V54H205ZM222 52H223V51H222ZM226 52H227V51L224 52V53H225L224 55H226ZM4 53H5V52H4ZM6 53H7V52H6ZM56 53H57V52H56ZM58 53H59V52H58ZM58 53H57V54H58ZM69 53H72V52H69ZM133 53L135 54V52H133ZM168 53H169V52H168ZM171 53H174V52H171ZM178 53H179V52H178ZM178 53H177V54H178ZM181 53H180V54H181ZM184 53H185V52H184ZM186 53H187V52H186ZM186 53H185V56H187ZM209 53L211 54L212 52H209ZM209 53H208V54H209ZM227 53H228V52H227ZM237 53H238V51H237ZM237 53H236V55H237ZM239 53H240V52H239ZM242 53H243V52H242ZM242 53H240V54H241V57L245 54V53H244V54H242ZM246 53H247V52H246ZM256 53H257V52H256ZM256 53H255V54H256ZM261 53H263V52H261ZM40 54H41V53H40ZM57 54H56V55H57ZM61 54H62V53H61ZM64 54L66 55V53H64ZM73 54H74V53H73ZM150 54H151V53H150ZM200 54H201V53H200ZM202 54H203V53H202ZM214 54H215V50H214ZM217 54H218V55H217ZM217 54H215V55H216V58L219 57L220 55H223L222 53L219 54L218 52H217ZM232 54H234V53H231V55H232ZM248 54H249V53H248ZM257 54H260V53H257ZM42 55H43V54H42ZM56 55H55L54 57H56ZM68 55H69V57L71 56L70 58H72V54H71V55L68 54V51H67V55H66L65 57H67ZM162 55H163V57H162L161 55L158 54V56H159L160 59H161V57H162V59H161L162 61L164 60V59H163L164 57H165V58L168 57V56H167L168 54H167V55H164V53H163ZM171 55H172L173 57H177L176 59L173 58L172 61H175V60L178 59V62H179V60H180L179 58L181 57V55L183 56V54L178 55V56H179V58H178V56H176V55H173V54H171ZM215 55H214L213 58H212L214 61H215V59H216V58H214ZM246 55H247V54H246ZM251 55H252V53H251ZM261 55H262V54H261ZM50 56H51V55H50ZM58 56H59V55H58ZM74 56H75V55H74ZM151 56H152V55H151ZM154 56H155V55H154ZM172 56H170V53H169V57H172ZM185 56L183 57L184 60H183V59H182V60L186 62V60H185ZM192 56H193V57H192ZM201 56H202V55H201ZM203 56L200 57L201 59L199 58V61H201L202 59H204ZM208 56H209V55H208ZM208 56H206V58H207ZM232 56H233V57H232L230 63L235 62V58H234L235 55H232ZM238 56H239V55H238ZM244 56H245V55H244ZM249 56H250V55H249ZM263 56H264V55H263ZM42 57L44 58V56H42ZM61 57H62V56H61ZM69 57H68V58H69ZM146 57H147V56H146ZM187 57H188L187 60H190V61H191V59L189 58V56H187ZM211 57H212V56H211ZM236 57H237V56H236ZM239 57H240V56H239ZM256 57H257V56H256ZM259 57H260V56H259ZM43 58H42V61H43ZM51 58H53V57H51ZM59 58H60V56H59ZM70 58H69V59H70ZM117 58H118V57H117ZM147 58H151V57H147ZM152 58H153V60H151V61H154V58H157V55H156L155 57H152ZM221 58H223V57H221ZM221 58H219V59L217 58L216 60H219V61H220ZM237 58H238V57H237ZM237 58H236V59H237ZM243 58H244V57H243ZM246 58H247V57H246ZM246 58H245V59H246ZM251 58H252V57H251ZM44 59H45V58H44ZM55 59H58V58H55ZM55 59L52 60V61H55ZM127 59H128V60H127ZM127 59H126L127 61H130L132 58H131L130 60H129V58H127ZM139 59H140V58H139ZM143 59H144V58H143ZM168 59H169V58H167V61H171V60H168ZM174 59H175V60H174ZM212 59H211V61H212ZM261 59H262V58H261ZM60 60H61V59H60ZM104 60H105V59H104ZM126 60H124V61L127 63ZM134 60H135V59H134ZM140 60H141V59H140ZM145 60H146V59H145ZM149 60H150V59H149ZM155 60H156V59H155ZM161 60H158V61H161ZM196 60H195V61H196ZM208 60H209V58H208ZM50 61H51V60H50ZM86 61H87V60H86ZM95 61H96V60H95ZM99 61H100V60H99ZM102 61H103V59H102ZM102 61H100V63H101ZM124 61H122L123 64L125 63ZM132 61H133V60H132ZM132 61H130V63H133V62H134V61H133V62H132ZM136 61H137V60H136ZM143 61H144V60H143ZM143 61L141 60V63H142ZM165 61H166V59H165ZM202 61H203V60H202ZM202 61H201V62H202ZM206 61H207V59L204 60V63L202 62L201 66L204 65ZM209 61H210V60H209ZM214 61H212L211 63H212V64H215ZM243 61H245V60L243 59ZM246 61H247L246 63H248V61H250V60H246ZM256 61H257V60H256ZM259 61H261V60H259ZM263 61H264V59H263ZM44 62H45V61H44ZM44 62H42V63L44 64ZM97 62H98V60H97ZM97 62H96V63H97ZM119 62H120V61H119ZM122 62L119 64L121 67L125 66V65H121ZM139 62H140V61H139ZM175 62H176V61H175ZM191 62H192V61H191ZM193 62H194V61H193ZM196 62H198V61H196ZM201 62H198V63H199L198 66H200V63H201ZM236 62H237V61H236ZM251 62H252V61H251ZM253 62H254V61H253ZM42 63H41V64H42ZM100 63H99V65H100ZM126 63H125V64H126ZM155 63H158V65H160L159 62H156V61H155ZM160 63H161V62H160ZM164 63H165V62H162V64H164ZM166 63H167V62H166ZM166 63H165V66H166L168 63H170V62H168L167 64H166ZM173 63H174V62H173ZM179 63H180V62H179ZM206 63H207V62H206ZM218 63H219V62L216 61V64H218ZM240 63H241V61H240ZM22 64H23V63H22ZM26 64H27V63H26ZM48 64H50V63H48ZM51 64H52V63H51ZM57 64H58V62H57ZM57 64H53V66H55V65L58 66L59 64H58V65H57ZM84 64H85V63H84ZM90 64H91V63H90ZM133 64L135 65L136 63L134 62ZM133 64H132V65H133ZM137 64H138V61H137ZM152 64H153V62H152ZM176 64H177V62H176ZM181 64H182V63H181ZM195 64H196V63H195ZM209 64H210V63H209ZM234 64H235V63H234ZM261 64H262V62H261ZM23 65H24V64H23ZM80 65H81V64H80ZM87 65H88V64H87ZM128 65H129V63H128ZM128 65H127V66H128ZM130 65H131V64H130ZM156 65H157V64H156ZM183 65H184V64H183ZM236 65H237V64H236ZM240 65H241V64H240ZM250 65H251V64H250ZM21 66H22V65H21ZM37 66H38V65H37ZM37 66H36V67H37ZM50 66H52V65H50ZM73 66H74V65H73ZM84 66H86V65H84ZM84 66H83V67H84ZM89 66H90V65H89ZM120 66H119V67H120ZM153 66H154V65H153ZM161 66H162V65H161ZM23 67H24V66H23ZM23 67H22V69H23ZM30 67H31V66H30ZM40 67H41V66H40ZM46 67H47V66H46ZM46 67L43 66V68H46ZM77 67H78V66H77ZM77 67H76V68H77ZM79 67H81V66H79ZM115 67H116V66H115ZM129 67H133V66H128V68H129ZM163 67H164V66H163ZM190 67H191V65H190ZM258 67H259V65H258ZM15 68H16V67H15ZM24 68H25V67H24ZM27 68H28V66H27ZM43 68H41V71H42ZM48 68H49V66H48ZM51 68H52V67H51ZM51 68H49V70H50ZM68 68H70V67H68ZM89 68H90V67H89ZM134 68H136V65L133 67V69H132L133 71L135 70ZM143 68H144V67H143ZM143 68L140 67V69H143ZM158 68H159V66H158ZM192 68H193V67H192ZM192 68H191V69H192ZM259 68H260V67H259ZM259 68H258V69H259ZM18 69H19V68H18ZM18 69H17V70H18ZM32 69H34V68H32ZM32 69H31V70H32ZM61 69H62V68H61ZM64 69H65V68H63L62 70L64 71ZM66 69H67V68H66ZM66 69H65V71H66ZM87 69H88V68H87ZM87 69H86V70H87ZM115 69H116V68H115ZM117 69H118V68H117ZM184 69H185V68H184ZM184 69H183V71H184ZM193 69H194V68H193ZM208 69H209V68H208ZM208 69H205L206 72L208 71ZM239 69H240V68H239ZM20 70H21V69H20ZM45 70H46V72H47V69H45ZM59 70H60V69H59ZM59 70H57V72H59ZM62 70H61V71H62ZM82 70H83V68H82ZM84 70H85V68H84ZM123 70H124V69H123ZM125 70H126V69H125ZM137 70L140 71L139 69H137ZM137 70H135V72H136ZM147 70H148V69H147ZM147 70H146V75L148 74V73H147ZM185 70H188V69H185ZM253 70H254V69H253ZM253 70L251 71L252 73H253ZM256 70H257V68H256ZM260 70H262V69L260 68ZM260 70H258V73H259ZM28 71H29V70H28ZM32 71H33V70H32ZM32 71H30V72H32ZM35 71H37V70H35ZM71 71L74 72V70H71ZM71 71H69V72H71ZM75 71H76V70H75ZM77 71H78V70H77ZM79 71H80V70H79ZM88 71H89V70H88ZM88 71H87V72H88ZM108 71H109V70H108ZM111 71H112V73H113V69H112ZM138 71H137V72H138ZM143 71H144V70H143ZM183 71H182V72H183ZM190 71H191V70H190ZM202 71H203V70H202ZM202 71H201V72H202ZM248 71H249V70H248ZM57 72H56V70H55V73H57ZM66 72H67V71H66ZM92 72H93V73H92ZM115 72H116V70H115ZM120 72H121V71H120ZM124 72H125V71H124ZM135 72H132V73H135ZM137 72H136V73H137ZM187 72H188V71H187ZM230 72H231V71H230ZM230 72H229V73H230ZM238 72H239V71H238ZM242 72H244V74H245V71H242ZM260 72H261V71H260ZM262 72H263V70H262ZM34 73H35V72H34ZM52 73H54V72H52ZM82 73H83V72H82ZM88 73L90 74V72H88ZM91 73L94 74V71H91ZM125 73H126V72H125ZM129 73H131V72H129ZM132 73H131V74H132ZM136 73H135V74H136ZM149 73H150V72H149ZM151 73H152V71H151ZM180 73H181V72H180ZM183 73H184V72H183ZM194 73H195V75H197V77L194 76ZM194 73H193L192 76H190V77H192V80H191L192 82H190V85L188 84L189 81H188L187 83H185V85L188 84V85L190 86V88H189L190 90H189V91H191V89H192L193 87H195L194 84H193V86H191V85H192L191 83H193V79H194V78H195V79H196V78H199V75H198L196 72H194ZM199 73H200V71H199ZM204 73H205V71H204ZM227 73H228V71H227ZM240 73H241V72H240ZM240 73H238L239 75L235 74L236 77H234L233 79H231V81L228 83V84L231 85L233 88H234V86H237V84L242 80L243 77L245 78V75H243L242 73L240 74ZM246 73H247V71H246ZM252 73H250V77H251V74H252ZM258 73H257V74H258ZM50 74H51V73H50ZM71 74H72V73H71ZM85 74H87V73H85ZM89 74H88V75H89ZM92 74H91V75H92ZM122 74H123V73H122ZM126 74H127V73H126ZM138 74H140V73H137V75H138ZM200 74L202 75L203 72L200 73ZM220 74H222V73H220ZM223 74H224V73H223ZM257 74H256V75H257ZM73 75H74V74H73ZM79 75H81V74L79 73ZM88 75H87V76H88ZM113 75H114V74H113ZM116 75H117V74H116ZM128 75H129V74H128ZM148 75H149V74H148ZM205 75H206V74H205ZM205 75H203V76H204L203 78H205ZM218 75H219V74H218ZM225 75H226V73H225ZM233 75H234V74H233ZM247 75H248V74H247ZM55 76H56V75H55ZM63 76H64V77H62V78L64 79V78H65V75H63ZM68 76H69V75H68ZM70 76H72V75H70ZM75 76H77V75H75ZM81 76H83V74H82ZM92 76H93V75H92ZM92 76H91V77H92ZM110 76H111V75H110ZM118 76H119V74H118ZM124 76H125V74H124ZM124 76L122 75V77H124ZM134 76H135V75H134ZM140 76H141V75H140ZM142 76H143V75H142ZM144 76H145V75H144ZM149 76H150V75H149ZM187 76H188V75H187ZM56 77H57V76H56ZM56 77H55V79H56ZM59 77H61V76H59ZM78 77H79V76H78ZM85 77H86V76H85ZM85 77H84V78H85ZM89 77H90V76H89ZM122 77H121V78H122ZM125 77H126V76H125ZM125 77H124V78H125ZM147 77H148V76H147ZM188 77H189V76H188ZM201 77H202V76H201ZM201 77H200V79H198L199 81L196 80L197 84H198V82L200 83V81L202 80ZM66 78H68V80H69V77H67V75H66ZM66 78H65V79H66ZM76 78H77V77H76ZM81 78H82V77H81ZM86 78H87V77H86ZM86 78H85V80H86ZM94 78H95V77H94ZM94 78H93V79H94ZM118 78H119V77H118ZM185 78H187V77H185ZM246 78H247V80H246V79H244V80H246V81H249V80H250V79H249V76H247ZM55 79H54V80H55ZM63 79H62V80H63ZM73 79H75V78H73ZM73 79H72V80H73ZM78 79H79V78H78ZM82 79H83V78H82ZM87 79L89 80V78H87ZM90 79H91V78H90ZM96 79H97V78H95V81H96ZM110 79H112V77H111ZM116 79H117V78H116ZM135 79H136V78H135ZM169 79H170V78H169ZM171 79H173V78H171ZM181 79H182V78H180V80L178 79L180 83H181ZM183 79H184V78H183ZM187 79H188V78H187ZM220 79H224V78H221V77H220ZM220 79H219V80H220ZM248 79H249V80H248ZM124 80H125V79H124ZM173 80H174V79H173ZM173 80H172V82H171L170 84H171V86H173L174 88L177 87V88H176V90H177V89L179 88V87L177 86L178 83L175 84L176 86L173 85L174 83H176V82H173ZM185 80H186V79H185ZM188 80H190V79H188ZM226 80H227V77H226ZM57 81H58V80H56V82H57ZM76 81H77V79H76ZM113 81H115V80L113 79ZM118 81H119V79H118ZM120 81H121V80H120ZM166 81H168V79H167ZM174 81H176V80H174ZM182 81H183V80H182ZM186 81H187V80H186ZM203 81H205V80H203ZM216 81H217V79H216ZM220 81H221V80H220ZM222 81H223V80H222ZM227 81H229V80H227ZM227 81H226V82H227ZM251 81H252V80H251ZM62 82H63V81H62ZM110 82H112V81H110ZM115 82H116V81H115ZM122 82H123V81H122ZM177 82H178V81H177ZM183 82H185V81H183ZM183 82L181 83V85L183 84ZM194 82H195V80H194ZM196 82H195V85H196ZM244 82H245V81H244ZM244 82L242 83V81H241V85H243V84L246 85V83H244ZM23 83H24V82H23ZM23 83H22V84H23ZM50 83H51V82H50ZM63 83H64V82H63ZM113 83H114V82H113ZM140 83H141V81H140ZM165 83H167V82H165ZM168 83H169V82H168ZM172 83H173V84H172ZM202 83H203V82H202ZM214 83H215V82H214ZM248 83H249V82H248ZM248 83H247V84H248ZM71 84H72V81H71ZM114 84H115V83H114ZM116 84H117V83H116ZM119 84H120V83H119ZM138 84H139V83H138ZM250 84H251V83H250ZM250 84H249V85H250ZM60 85H61V84H60ZM67 85H68V84H67ZM69 85H70V84H69ZM135 85H136V84H135ZM167 85H168V84H167ZM167 85H165V86L169 88V85H168V86H167ZM181 85L179 84V86H181ZM209 85H210V84H209ZM209 85H207V86H209ZM218 85H219V84H218ZM52 86H54V85H52ZM171 86H170V88L172 89ZM205 86H206V85H205ZM216 86H217V85H216ZM220 86H221V85H220ZM263 86H264V85H263ZM54 87H55V86H54ZM135 87H137V86H135ZM184 87H185V86H184ZM184 87H183V85H182V87H180V88L182 89V88H184ZM191 87H192V88H191ZM201 87H202V86H201ZM218 87H219V86H217V88H218ZM241 87H242V86H241ZM241 87H240V88H241ZM260 87H261V86H260ZM170 88H169V89H170ZM186 88H188V87H186ZM197 88H199V87L197 86L196 89H197ZM203 88H204V87H203ZM203 88H202V89H203ZM233 88H232V89H233ZM251 88H252V87H251ZM254 88H255V87H254ZM50 89H51V87H50ZM54 89H55V88H54ZM134 89L137 90L138 88H137V89L134 88ZM139 89H140V88H139ZM142 89H143V90H142ZM144 89H145V88H143V87L141 88L142 91H144ZM165 89H166V88H165ZM165 89H162V90L165 91ZM169 89H168V90L166 89V91H168V95H169ZM171 89H170V91H172ZM181 89H180V90H181ZM196 89H194L193 92H194V94L196 93V95H197V92L199 91V89H198L197 91H196ZM207 89H208V88H207ZM232 89H231V90H232ZM236 89H237V88H236ZM141 90H140V91H141ZM162 90H158V93H159V91L162 92ZM178 90H179V89H178ZM186 90L188 91V89H185V92H186ZM192 90H193V89H192ZM200 90H201V89H200ZM211 90H213V86H212V89H211ZM257 90H258V89H257ZM261 90H262V89H261ZM29 91H30V90H29ZM140 91L138 90V95H140L141 93H143L142 91H141V93H140ZM147 91H148V89H147ZM147 91H144V94H145ZM150 91H151L153 94H155V93L157 92V91H154V90H150ZM150 91H149V92H150ZM164 91H163V92H164ZM173 91H175V90L173 89ZM173 91H172V92H173ZM189 91H188V92H189ZM195 91H196V92H195ZM220 91H221V90H220ZM240 91H241V90H240ZM247 91H248V90H247ZM247 91H246V92H247ZM251 91H254V90H251ZM258 91H259V90H258ZM31 92H32V90H31ZM70 92H71V91H70ZM72 92H73V91H72ZM136 92H137V91H136ZM151 92H150V93H151ZM161 92H160V93H161ZM181 92H182V90H181ZM181 92L178 91L177 93L181 94L183 97H184L185 94L188 95V94L185 93V92H184V95H183V92H182V93H181ZM193 92H192V91H191V93L189 92V93H190L189 95H191ZM202 92H203V91H202ZM211 92H212V91H211ZM216 92H217V91H216ZM224 92H225V91H224ZM226 92H230V93H232V91H229V90H227ZM243 92H244V91H243ZM254 92H256V91H254ZM26 93H27V92H26ZM28 93H29V92H28ZM48 93H49V92H48ZM58 93H59V92H58ZM65 93H66V92H65ZM150 93H148V94H150ZM158 93H157V95L160 94V93H159V94H158ZM170 93H171V92H170ZM175 93H176V92H175ZM177 93H176V94H177ZM209 93H210V91H209ZM213 93H214V91H213ZM230 93H228V95H229ZM256 93H257V92H256ZM258 93H259V92H258ZM42 94H43V93H42ZM46 94H47V93H45V95H46ZM54 94H55V93H54ZM59 94H60V93H59ZM148 94H147V96H146V94H145V96H146V97H148V96L150 97V95H148ZM161 94H162V93H161ZM161 94H160L159 96H161ZM163 94H164V93H163ZM163 94H162V97H165ZM171 94H172V93H171ZM176 94H175V95H176ZM214 94H215V93H214ZM214 94H213V95H214ZM32 95H33V94H31V96H32ZM63 95H64V94H63ZM172 95H173V94H172ZM225 95H227V93H225ZM228 95H227V96H228ZM241 95H242V94H241ZM28 96H29V95H27V98H28ZM40 96H41V95H40ZM42 96H43V95H42ZM50 96L54 97L53 95H50ZM50 96H49V97H50ZM142 96H143L142 98H144V95H142ZM154 96H156V94H155ZM154 96H153V97H154ZM178 96H179V95H178ZM197 96H198V95H197ZM223 96H224V94L222 95V93L220 94V92H219V93H216V94L214 95L213 98L211 97V98H212L211 100L209 99V100H210L209 103H211V104H213V105H214V104H217V103H219V102L221 103L222 98L225 97V96H224V97H223ZM246 96H247V95H246ZM259 96H260V95H259ZM21 97H22V95H21ZM25 97H26V96H25ZM35 97H36V95H35ZM49 97H48V98H49ZM52 97H50V98L52 99ZM72 97H73V96H72ZM123 97H124V95H123ZM123 97H122V98H123ZM139 97H140V96H139ZM157 97H158V96H157ZM162 97H161V98H162ZM174 97H175V96H174ZM176 97H177V96H176ZM183 97H182V98H183ZM187 97H188V96H187ZM205 97H206V96H205ZM261 97H262V95H261ZM42 98H43V97H42ZM46 98H47V97H46ZM46 98H45V100H46ZM151 98H152V97H151ZM168 98H169V97H168ZM171 98H173V96H172ZM185 98H186V97H185ZM200 98H201V96H200ZM202 98H203V96H202ZM202 98H201V99H202ZM209 98H210V96H209ZM227 98H228V97H227ZM34 99L36 100V98H34ZM39 99H40V98H39ZM39 99H38V100H39ZM54 99H55V98H54ZM124 99H125V97H124ZM153 99H155V97H154ZM164 99H165V98H164ZM195 99H197L196 96H194V99H193V96H192V97L190 96V99H188L189 101H188V100H186V101H188V102L185 101V104L187 103V104H186V108H187V109H189V108L192 107V106H193V107L196 106L195 104H196V103L198 104V103L200 102V100H201V99H200V100L197 99V100H199V101H197V102L195 103V102H194ZM203 99H204V98H203ZM26 100H27V99H26ZM55 100H56V99H55ZM57 100H58V99H57ZM126 100H128V104L131 103V102H129V99H125V101H126ZM142 100H143V99H141V102H143ZM157 100H158V99H157ZM204 100H205V99H204ZM207 100H208V99H207ZM207 100H206V102H207ZM227 100H228V99H227ZM258 100H259V99H258ZM258 100H257V101H258ZM30 101H31V100H30ZM120 101L125 102V101L122 100V99H120ZM138 101H139V100H138ZM151 101H152V100H151ZM153 101H154V100H153ZM201 101H202V100H201ZM16 102H17V101H16ZM20 102H24V101L22 100V101H20ZM25 102H26V101H25ZM52 102H53V101H52ZM122 102H121V103L119 102V103L122 104ZM182 102H183V101H182ZM202 102H203V101H202ZM206 102H205V105H206ZM251 102H252V101H251ZM254 102H255V101H254ZM31 103H32V102H31ZM48 103H49V102H48ZM50 103H51V102H50ZM117 103H118V102H117ZM125 103H127V101H126ZM125 103H124L123 105H125V107H126V105L128 106V104H125ZM133 103H134V102H133ZM207 103H208V102H207ZM223 103H224V102H223ZM10 104H11V103H10ZM28 104H29V102H28ZM33 104H34V103H33ZM33 104H32V105H33ZM134 104H135V103H134ZM136 104H138V103H136ZM141 104H142V103H141ZM185 104H184V105H185ZM199 104H200V103H199ZM203 104H204V103H202V105H203ZM12 105H13V104H12ZM12 105H10V106H12ZM23 105H24V104H23ZM25 105H26L25 107H27V109H28L29 107L27 106V104H25ZM30 105H31V104H30ZM45 105H46V104H45ZM118 105H119V104H118ZM118 105H117V106H118ZM187 105L189 106V108H188ZM207 105H208V104H207ZM0 106H1V105H0ZM3 106H4V105H3ZM16 106L19 107V105H17V104H16ZM16 106H15V107H16ZM35 106H36V105H35ZM37 106H38V105H37ZM117 106H116V107H113V108H114V111H115L116 108L120 107V105H119L118 107H117ZM129 106H131V108H132L133 104H129ZM129 106H128V107H129ZM197 106H198V105H197ZM210 106H212V105H210ZM214 106H215V105H214ZM7 107H9V106H7ZM30 107H31V106H30ZM136 107H137V106H136ZM136 107H134V108H136ZM167 107H168V106H167ZM184 107H185V106H184ZM218 107H219V106H218ZM0 108H1V107H0ZM4 108H5V107H4ZM4 108H3V109H4ZM33 108H35V107H33ZM33 108H32V109H33ZM37 108H38V107H37ZM123 108H124V107H123ZM123 108H122V105H121V109H123ZM169 108L172 110V107H169ZM178 108H179V107H177V109H178ZM180 108H181V107H180ZM182 108H183V107H182ZM202 108H203V106H202ZM216 108H217V107H216ZM20 109H21V108H19V110H20ZM126 109H127V110H125V108H124L125 111H128V108H126ZM129 109H130V108H129ZM143 109H144V108H143ZM151 109H152V108H151ZM153 109H154V108H153ZM158 109H159V108H158ZM164 109H165V108H164ZM177 109L174 108V109L172 110V111H175V112H173V114H174V113H177V111H179V110H177ZM191 109H197V108H191ZM191 109H190V110H191ZM198 109H201V106H200ZM209 109H210V108H209ZM0 110H1V109H0ZM9 110H10V109H8V111H9ZM13 110H14V109H13ZM147 110H148V109H147ZM155 110H156V109H155ZM180 110H182V109H180ZM190 110H189V111H190ZM261 110H262V109H261ZM120 111H121V110H120ZM138 111H139V110H137V111H135V112L137 113ZM141 111H142V112H146L145 110H144V111L141 110ZM152 111H153V113H154V110H152ZM158 111H159V110H158ZM168 111H169V109H168ZM182 111H183V110H182ZM186 111H187V110H186ZM186 111H185V112H186ZM194 111H195V110H194ZM2 112H3V111H2ZM4 112H6V111H4ZM23 112H24V111H23ZM39 112H40V111H39ZM41 112H42V111H41ZM45 112H46V111H45ZM112 112H113V111H112ZM115 112H117V111H115ZM123 112H124V111H123ZM139 112H140V111H139ZM179 112H180V111H179ZM179 112H178V113H179ZM190 112H191V111H190ZM254 112H255V111H254ZM0 113H1V112H0ZM42 113H44V112H42ZM108 113H109V112H108ZM110 113H111V112H110ZM113 113H114V112H113ZM148 113H149V112H148ZM158 113H159V112H158ZM160 113H161V112H160ZM164 113H165V112H164ZM171 113H172V112H171ZM178 113H177L176 115H178ZM183 113H184V112H183ZM15 114H16V113H15ZM22 114H23V113H22ZM37 114H38V112H37ZM40 114H41V113H40ZM40 114H39V115H40ZM132 114H133V113H132ZM142 114H143V113H142ZM151 114H152V113H151ZM173 114H172V116H173ZM20 115H21V114H20ZM20 115H18V116H20ZM41 115H42V114H41ZM47 115H48V114H47ZM47 115H45V116L43 115V116L46 117ZM125 115H126V114H125ZM136 115H137V114H135V117H134V114H133V116H132V115H130V116H132V117L135 119V118L137 117ZM144 115H145V114H144ZM144 115H143V117H144ZM156 115H157V114H156ZM161 115H162V114H161ZM169 115H170V114H169ZM169 115H168V116H169ZM174 115H175V114H174ZM176 115H175V116H176ZM216 115H217V114H216ZM261 115H264V113H261ZM261 115L259 114V117H260ZM6 116H7V115H6ZM8 116H9V115H8ZM15 116H17V115H15ZM21 116H22V115H21ZM25 116H26V115H25ZM35 116H36V115H35ZM113 116H114V115H113ZM128 116H129V115H128ZM147 116H148V115H147ZM168 116H166V117L168 118ZM172 116H170V117H172ZM217 116L219 117V115H217ZM255 116H256V114H255ZM255 116H254L253 118H255ZM9 117L11 118V116H9ZM9 117H8V121H9ZM29 117H30V115H29ZM33 117H34V115H33ZM33 117H32V118H33ZM36 117H37V116H36ZM40 117H41V116H38V118H40ZM115 117H117V116H115ZM115 117H114V118H115ZM125 117H127V116H125ZM132 117H131V118H129V117L125 118V119L128 120L127 122H129V123H127V125H126V124H125V125L123 124L124 127L126 126V128H124V127H123V128L126 129V131H128V129H129V132L131 131L132 128H131V129H130V128L127 129V127H131V126L133 127V124H134V123H132V125L130 126V121L134 120V119H132ZM138 117H139V119H140V114H139V113H138ZM145 117H146V116H145ZM152 117L154 118V116H152ZM157 117H158V115H157ZM161 117H162V116H161ZM173 117H174V116H173ZM211 117H212V116H211ZM215 117H216V116H215ZM251 117H252V115H251ZM6 118H7V117H6ZM16 118H17V117H16ZM16 118H15V119H16ZM22 118H23V117H22ZM27 118H28V117H27ZM30 118H31V117H30ZM110 118H113V117H110ZM121 118H124V116H123V117L121 116ZM121 118H120V120H121ZM128 118H129V119H132V120H129ZM141 118H142V117H141ZM149 118H150V117H149ZM158 118H159V117H158ZM179 118H180V114H179ZM247 118H249V117H247ZM253 118H251V119L253 120ZM257 118H258V117H257ZM257 118L255 119V120H256V123L258 122L257 120L259 119V118H258V119H257ZM261 118H262V117H261ZM4 119H5V116H4ZM20 119H21V118H20ZM42 119H43V118H42ZM118 119H119V116L117 117V120H118ZM125 119H124V120H125ZM143 119H144V118H143ZM155 119H156V116H155L154 120H155ZM165 119H166V118H165ZM168 119H169V118H168ZM213 119H214V117H213ZM239 119H240V118H239ZM242 119H243V118H242ZM245 119H246V118H245ZM2 120H3V118H2ZM2 120H0V123H1ZM22 120H23V119H22ZM113 120H114V119H113ZM113 120H112V121H113ZM117 120H114L113 122H117ZM124 120H123V121H119L118 123L115 124V126L118 124V128H119L120 123H121V122L124 123ZM140 120L142 121V119H140ZM140 120H139V121H140ZM178 120H179V119H178ZM178 120H177V121H176V120H175V121H168V122H169V128H170V129H168V130L165 131V135L163 134V135H161V136H154V137H151L150 135H148V136H150V138H149V137L146 138L147 136H144V135H142V134H135L136 131H137L138 129L135 130V133H134L135 135H132V136L129 135V138L126 139L125 142L122 143V144H123V147H125V148H127V149H134V148L136 149L137 147L140 148V147H142V145H143V149H141L138 153L136 152L137 154L134 155L135 158H124V157H123L121 161L125 162L126 165L123 166L124 168L119 167V168H121V169H117V168H116L117 171H118V172H121V171H124V169H127V170H126V171H127L126 176H127L128 179L132 180V182H133V180H134L135 182H136V180H138V181H143V179L141 178V175L136 174V172H135V173L133 172V174H132V172H131L132 170L130 171L129 168H130V167L133 168L132 166H134V165H135L134 167H136V163H137V161H139V160H140V161L142 160L141 162H143V160H144V163L146 162L148 165H150L149 163H151V166H152L151 168H154L155 165H153V164H156V166H157V163H158V166H159V165H160V164H159V160H160V158H161V160H162V157L164 156L165 153H167V152L170 150V148H172L173 151H176V147H177V145H175V144H176V143H174L175 141L170 142V144H165V143L163 144L162 142H160V140H162L163 138H167V137L174 136L173 134H174L175 132L180 131L179 129L177 130V128L179 127V122H178ZM259 120H261V119H259ZM13 121H14V119H13ZM13 121H12V122H13ZM20 121H21V120H20ZM20 121H18V122L20 123ZM39 121H41V119H40ZM69 121L71 122V120H69ZM108 121H109V120H108ZM112 121H111V122H112ZM125 121H126V120H125ZM134 121H136V120H134ZM146 121H147V120H146ZM249 121H250V120H249ZM249 121H247V122H249ZM263 121H264V118H263ZM6 122H7V121H6ZM15 122H16V121H15ZM18 122H17V123H18ZM72 122H73V120H72ZM113 122H112V123H113ZM137 122H138V120H137ZM137 122H136L135 124H137ZM143 122H144V120H143ZM192 122H193V121H192ZM194 122H195V121H194ZM245 122H246V121H245ZM250 122H251V121H250ZM38 123H41V122H38ZM73 123H74V122H73ZM107 123H108V122H107ZM112 123L109 122V123H108V127H109V125L112 124ZM125 123H126V122H125ZM144 123H145V122H144ZM147 123H148V122H147ZM252 123H253V122H252ZM12 124H14V122H13ZM12 124H11V125H12ZM113 124H114V123H113ZM113 124H112V126H113ZM128 124H129V125H128ZM138 124H139V122H138ZM138 124H137V125H138ZM140 124H142V123H140ZM145 124H146V123H145ZM0 125H1V124H0ZM3 125H4V123H3ZM3 125H2V127H5L6 123H5L4 126H3ZM121 125H122V124H121ZM121 125H120V128L122 127ZM7 126H8V125H7ZM7 126H6V127H7ZM9 126H10V124H9ZM115 126H113V128H114L115 131H116V129H118V128H117V126H116V127H115ZM140 126H141V125H140ZM138 127H139V126H138ZM143 127H144V125H143ZM10 128H11V126H10ZM123 128H121V129H123ZM135 128H136V127H135ZM174 128H175V129H174ZM237 128H238V127H237ZM114 129L110 128V130H114ZM133 129H134V128H133ZM133 129H132V131H133ZM139 129H141V128H139ZM154 129H155V128H154ZM198 129H199V128H198ZM229 129H230V128H229ZM234 129H236V128H234ZM257 129H258V128H257ZM176 130H177V131H176ZM220 130H222V129H220ZM230 130H231V129H230ZM241 130H242V128H241ZM258 130H259V129H258ZM261 130H262V129H261ZM261 130H260V131H261ZM118 131L120 132V129H118ZM123 131H124V130H122L121 132H123ZM126 131L123 132V133H126ZM139 131H140V130H139ZM238 131H240V130H238ZM248 131H249V130H248ZM248 131H247V133H248ZM260 131H259V132H260ZM9 132H10V131H9ZM140 132H141V131H140ZM191 132H193V131H191ZM215 132H217V129H216V131H214V133H215ZM229 132H230V131H229ZM250 132H251V131H250ZM261 132H262V131H261ZM127 133H128V132H127ZM188 133H189V132H188ZM194 133H195V131H194ZM218 133H219V132H218ZM243 133H245V131H244ZM243 133H242V134H243ZM56 134H57V133H56ZM166 134H167V135H166ZM210 134H211V133H210ZM219 134H220V133H219ZM229 134H230V133H229ZM234 134H235V133H234ZM242 134H241V135H242ZM253 134H256V133H253ZM261 134H263V133H261ZM21 135H22V134H21ZM59 135H60V133L58 134V136H59ZM61 135H63V134H61ZM125 135H126V134H125ZM127 135H128V134H127ZM146 135H147V134H146ZM221 135H222V133H221ZM232 135H233V134H232ZM246 135H247V134H246ZM251 135H252V132H251ZM183 136H185V135H183ZM188 136H189V135H188ZM201 136H203V135H201ZM206 136H207V135H206ZM235 136H236V135H235ZM253 136H254V135H253ZM257 136H258V135H257ZM123 137H124V136H123ZM123 137H120V138H123ZM125 137H126V136H125ZM176 137H177V136H176ZM186 137H187V136H186ZM186 137H185V138H186ZM208 137H210V136H208ZM214 137L216 138V135H215ZM238 137H239V136H238ZM240 137H242V136H240ZM243 137H245V136H243ZM243 137H242V138H243ZM172 138H173V137H172ZM172 138H171V140H172ZM174 138H175V137H174ZM174 138H173V139H174ZM201 138H202V137H201ZM217 138H218V134H217ZM222 138H224V139H228L227 137H224V136H223ZM236 138H237V136H236ZM251 138H252V137H251ZM17 139H19V137H18ZM94 139H95V138H93V140H94ZM205 139H206V138H205ZM207 139H208V138H207ZM212 139H213V138H212ZM230 139H231V138H230ZM230 139H229V141H230ZM232 139H233V137H232ZM238 139H239V138H238ZM238 139H237V140H238ZM246 139H248V138H246ZM246 139H245V140H246ZM254 139H255V137H254ZM256 139H257V138H256ZM256 139H255V140H256ZM32 140H33V139H32ZM97 140H98V139H97ZM168 140H170V138H169ZM216 140H217V139H215V141H216ZM219 140H220V139H219ZM240 140H242V139H240ZM240 140H239V141H240ZM250 140H251V139H250ZM255 140H253V142H254ZM9 141H10V140H9ZM9 141H8V143H10ZM11 141H12V138H11ZM14 141L17 142L15 139H14ZM14 141H12V142H13V144L15 145L16 143H14ZM24 141H26V140H24ZM30 141H31V140H30ZM36 141H37V140H36ZM119 141H120V139L118 140V142H119ZM122 141H124V138H123ZM145 141H146V143H147V144H146V147H144V144H142V143H145ZM147 141H148V142H147ZM205 141H206V140H205ZM234 141H236V140H234ZM242 141H243V140H242ZM34 142H35V141H34ZM94 142H95V141H94ZM118 142H117V143H118ZM176 142H177V141H176ZM191 142H192V141H191ZM193 142H194V141H193ZM217 142H219V141L217 140ZM222 142L224 143V141H222ZM240 142H241V141H240ZM243 142H246V141H243ZM248 142H249V141H248ZM248 142H246V143H248ZM23 143H24V142H23ZM97 143H98V142H97ZM111 143H112V142H111ZM119 143H120V142H119ZM166 143H167V142H166ZM188 143H189V141H188ZM203 143H204V141H203ZM209 143H210V142H209ZM211 143H212V140H211ZM211 143H210V144H211ZM220 143H221V142H220ZM227 143H230V142H227ZM227 143H226V144H227ZM237 143H238V142H237ZM237 143H235V144H237ZM0 144H3V143H0ZM13 144H12V146H13ZM17 144H18V143H17ZM17 144H16V145H17ZM32 144H33V143H32ZM36 144H37V143H36ZM104 144H105V143H104ZM106 144H107V143H106ZM185 144H187V143L185 142ZM224 144H225V143H224ZM224 144H222V145H224ZM226 144H225V145H226ZM231 144H234V143H231ZM231 144H230V145H231ZM6 145H7V144H6ZM16 145H15V146H16ZM20 145H21V144H20ZM22 145H23V144H22ZM22 145H21V148H20V146H19V148H18V146H16V147L19 149V151H20V154H18L19 157H20L19 159L26 161V162L28 163V165H30L31 167H37V166L39 167V166H41V165H42V166H46V165H48L47 163H49L48 161L51 160V159H49L50 156L53 157V155H49V158H48V155H47V156L44 155V153L46 152V150H49L48 148H47L45 151L43 150L44 153H43L42 150H39V151H42V153H43L42 155H44V156H42V155H40V154H41L40 152H38V154L35 153V151H36L37 149H39V148H37L36 150H33V149L31 148V149L33 150V153H32V152H30L31 149H30V148L28 149V146L30 147L31 145L26 146V144H24V145L26 146L25 148H27L28 151H27L24 147H22ZM49 145H50V144H49ZM101 145H102V144H101ZM110 145H111V144H110ZM110 145H108V146L111 147ZM112 145H113V149H114V148H115V149H120V148H121V145H120V144H116V142H115V144H114V141H113ZM179 145H180V144H179ZM181 145H182V144H181ZM181 145H180V146H181ZM194 145H195V144H193V147H194ZM196 145H197V144H196ZM204 145H205V144H204ZM212 145H213V144H212ZM212 145H211L210 147H212ZM217 145H218V143H217ZM239 145H240V144H239ZM1 146H2V145H0V149H2ZM10 146H11V145H10ZM12 146H11V147H12ZM15 146H14V147H15ZM51 146H52V145H50V147H51ZM98 146H100V145H98ZM214 146H215V145H214ZM228 146H229V145H228ZM2 147H3V146H2ZM11 147H9V148H11ZM16 147H15L14 149H16ZM35 147H36V146H35ZM95 147H96V146H95ZM100 147H101V146H100ZM106 147H107V146H106ZM178 147H179V146H178ZM178 147H177V148H178ZM193 147H189V148H193ZM205 147H208V146H205ZM215 147H217V146H215ZM215 147H213V148H215ZM220 147H222V146H220ZM223 147H224V146H223ZM223 147H222V148H223ZM9 148H8V150H6L7 148L4 147V150H6V152L8 151V156H9V157H12L14 154L16 155L17 152L13 154L12 151H10L13 147H12L10 150H9ZM22 148L25 149V150H21ZM40 148H42V146H41ZM45 148H46V147H45ZM180 148H181V147H180ZM197 148H198V147H197ZM208 148H209V147H208ZM227 148H228V147H227ZM14 149H13V150H14ZM34 149H35V148H34ZM53 149H56V148H53ZM102 149H103V148H102ZM168 149H169V150H168ZM185 149H187V148H185ZM185 149H183V150L185 151ZM199 149H200V148H199ZM199 149H198V150H199ZM219 149H221V148H219ZM261 149H262V148H261ZM263 149H264V148H263ZM2 150H3V149H2ZM32 150H31V151H32ZM50 150H51V149H50ZM50 150H49V151H50ZM110 150H111V148H110ZM172 150H171V151H172ZM191 150H192V149H190V151H191ZM206 150H207V149H206ZM208 150H209V149H208ZM210 150H214V149L211 148ZM0 151H1V150H0ZM52 151H53V150H52ZM58 151H59V153H60L62 150H61V151L58 150ZM173 151H172V152H173ZM178 151H179V150H178ZM184 151H183V152H184ZM195 151H196V150H195ZM217 151H218V150H217ZM221 151H222V150H221ZM252 151H253V150H252ZM55 152H57V150H54V153H55ZM93 152H94V151H93ZM102 152H103V150H102ZM108 152H109V150H108V149H105L104 152H103V155H102V156L108 154ZM120 152H121V151H120ZM180 152H181V151H180ZM186 152H187V150H186ZM212 152H213V151H212ZM91 153H92V152H91ZM91 153H90V154H91ZM168 153H170V152H168ZM190 153H191V152H189L188 154H190ZM199 153H200V152H199ZM210 153H211V152H210ZM6 154H7V153H6ZM46 154H47V152H46ZM48 154H49V153H48ZM50 154H51V153H50ZM60 154H61V153H60ZM175 154H176V153H175ZM183 154H185V153H182V154H180V155H183ZM216 154H217V153H216ZM247 154H248V153H247ZM249 154H251V153H249ZM249 154H248V155H249ZM15 155H14V156H15ZM18 155H16V156H18ZM80 155H81V154H80ZM82 155H83V154H82ZM87 155H89V154H87ZM87 155H85V156H87ZM93 155H95V153H93ZM93 155L91 154V156H93ZM99 155H100V154H99ZM109 155H110V154H109ZM167 155H168V157H169L170 154H167ZM167 155H166V157H165L166 160H168ZM171 155L173 156L174 153H172ZM171 155H170V156H171ZM218 155H219V154H218ZM254 155H255V154H253L252 156L248 157L249 159H247V160H250V162H251V161H253V160H251V159H255L256 157H258V156L255 155V158H252ZM0 156H2V155H0ZM97 156H98V155H97ZM126 156H127V155H126ZM172 156H171V158H172ZM175 156H176V155H174V157H175ZM178 156H179V155H178ZM208 156L210 157V155H208ZM211 156H213V155H211ZM214 156H216V155H214ZM214 156H213V157H214ZM239 156H240V155H239ZM5 157H6V156H5ZM71 157H72V156H71ZM74 157H75V156H74ZM77 157H78V155H77ZM87 157L90 158V156H87ZM104 157H105V156H104ZM107 157H108V156H107ZM109 157H110V156H109ZM138 157H140L141 159H139V160L136 161V158L138 159ZM243 157L245 158V156H243ZM246 157H247V155H246ZM72 158H73V157H72ZM79 158H80V157H79ZM83 158H84V157H83ZM83 158H81V160H83ZM85 158H86V157H85ZM92 158H93V157H91L90 159H92ZM142 158H143V159H142ZM171 158H170V159H171ZM217 158H218V157H217ZM223 158H224V157H223ZM223 158H222V159H223ZM228 158H229V157H228ZM228 158H227V162H228ZM234 158H235V157H234ZM239 158H240V157H239ZM244 158H243V160H241V158H240V160L242 161L241 163H243V161H246V164H244L243 167H245V168H252V165H251L252 163H250V162L247 161L246 159L244 160ZM258 158H260V157H258ZM75 159H76V158H75ZM90 159H89V160H90ZM109 159H110V158H109ZM256 159H257V158H256ZM11 160L13 161L14 159H11ZM11 160H10V162H11ZM94 160H96V158H94ZM161 160H160V163H161ZM163 160H164V159H163ZM163 160H162V161H163ZM174 160H178V158H177V159L174 158ZM231 160H234V159L232 158V156H231ZM231 160H230V163H231ZM240 160H238V162H237V163H238V166H239V164H240V162H239ZM86 161H87V158H86ZM90 161H91V160H90ZM105 161H106V160H105ZM115 161H116V160H115ZM147 161H148L149 163H148ZM211 161H212V160H211ZM218 161H219V160H218ZM220 161H221V160H220ZM224 161H225V160H224ZM234 161L236 162V160H234ZM255 161H256V160H255ZM258 161H259V160H258ZM4 162H5V161H4ZM6 162H7V161H6ZM13 162H15V161H13ZM83 162H85V160H84ZM91 162H92V161H91ZM97 162H98V161H97ZM109 162H110V161H109ZM141 162H140V163H141ZM167 162H168V161H167ZM167 162H166L167 165H166L164 162H162V163H163L164 165L168 166V163H167ZM174 162H175V161H174ZM176 162H178V161H176ZM176 162H175V163H176ZM221 162H222V161H221ZM260 162H261V160H260ZM62 163H63V162H62ZM88 163H90V162H88ZM92 163H93V162H92ZM103 163H104V162L101 163V161L98 162L97 165H95V163H94V165L96 166V169L98 170V172H99V170H104V169H102V167H103V168L105 167ZM106 163H108V162H106ZM106 163H105V164H106ZM119 163H120V162H119ZM146 163H145V164H146ZM172 163H173V162H172ZM206 163H207V162H206ZM213 163H214V161H213ZM237 163H236V165H237ZM244 163H245V162H244ZM1 164H2V163H0V165H1ZM8 164H9V163H8ZM13 164H14V163H13ZM13 164H12V165H13ZM16 164H17V163H16ZM19 164H21V163H19ZM19 164H18V165H19ZM216 164H217V162L215 163V165H216ZM228 164H229V162H228ZM253 164H255V163L253 162ZM257 164H258V163H257ZM260 164H261V163H260ZM262 164H264V162H262ZM262 164H261V165H262ZM5 165H6V164H5ZM21 165H22V164H21ZM25 165H26V164H25ZM25 165H24V166H25ZM49 165H52V166L55 165V166H57V165H61V163H60V162H57V161H56L55 163H54V162L52 163V161H50ZM137 165H139V163H137ZM140 165H141V164H140ZM148 165H147V166H148ZM161 165H162V164H161ZM161 165H160V167H161ZM164 165H163V166H164ZM205 165H206V164H205ZM217 165H218V164H217ZM226 165H227V164H226ZM233 165H234V163H233ZM242 165H243V164H242ZM242 165H241V166H242ZM95 166H94V168H95ZM120 166H121V165H120ZM147 166H145V167H147ZM166 166H164V168H163V167L161 168L162 171L166 170ZM178 166H179V165H178ZM194 166H195V165H194ZM198 166H199V165H198ZM256 166H257V165L255 164V167H256ZM3 167H4V165H3ZM9 167H10V166H9ZM13 167H16V166L13 165ZM26 167H27V165H26ZM58 167H59V166H58ZM58 167H57V168H58ZM143 167H144V166H143ZM174 167H175V166H174ZM232 167H233V166H232ZM234 167H235V166H234ZM236 167H237V166H236ZM258 167H259V166H258ZM0 168H2V167H0ZM7 168H8V167H6V170H7ZM49 168H51V167H49ZM49 168H48V169H49ZM84 168H85V165H84ZM84 168H83V169H84ZM91 168H93V167H91ZM156 168H157V167H156ZM156 168H154V169H156ZM171 168H172V167H171ZM171 168H170V169H171ZM179 168H180V167H179ZM190 168H191V167H190ZM199 168H200V167H199ZM202 168H204V167H202ZM262 168H263V167H262ZM4 169H5V167H4ZM16 169H18V168H16ZM89 169H90V167H89ZM116 169H114V170H116ZM168 169H169V168H167V170H168ZM194 169H196V168H194ZM205 169L207 170L208 168L206 167ZM209 169H210V168H209ZM252 169H253V168H252ZM1 170H2V169H1ZM8 170H9V168H8ZM10 170H11V169H10ZM13 170H15V169L12 168V171H13ZM86 170H87V168H86ZM90 170H92V169H90ZM156 170H157V169H156ZM159 170H160V169H159ZM159 170H158V171H159ZM172 170H173V168H172ZM182 170H183V169H182ZM185 170H186V169H185ZM188 170H189V168H188ZM197 170H199V169H197ZM197 170H196V172H197ZM212 170H214V169H212ZM212 170H211V171H212ZM23 171H24V170H23ZM23 171H22V173H19V172H18L19 174L16 175V178L14 177V179H16V180H22L23 178L25 179V177L27 176V174H26L27 172L25 171L26 173H24ZM104 171H105V170H104ZM147 171H148V170H147ZM147 171H145L146 174H147ZM150 171H152V170L150 169ZM175 171H176V170H175ZM190 171H191V170H190ZM192 171H193V170H192ZM201 171H202V169H201ZM203 171H204V170H203ZM209 171H210V170H209ZM230 171H231V170H230ZM259 171H260V170H259ZM261 171H262V169H261ZM1 172H2V171H1ZM8 172H9V171H8ZM20 172H21V171H20ZM28 172H29V171H28ZM53 172H54V171H53ZM100 172L102 173V171H100ZM114 172H115V171H114ZM118 172H117V173H118ZM166 172H167V171H166ZM177 172H178V171H177ZM183 172H184V171H183ZM186 172H187V171H186ZM199 172H200V171H199ZM219 172H220V171H219ZM262 172H264V171H262ZM30 173H32V172H30ZM47 173H50V174H51V173H52V170H51V172H47ZM90 173H91V172H90ZM95 173H96V172H95ZM148 173H150V172L148 171ZM152 173H153V172H152ZM187 173H189V172H187ZM197 173H198V172H197ZM213 173H215V172H212V174H213ZM217 173H218V172H217ZM237 173H238V172H237ZM242 173H243V172H241V174H242ZM50 174H49V175H50ZM87 174H88V173H87ZM104 174H105V173H104ZM113 174H114V173H113ZM113 174H112V175H113ZM154 174H155V173H154ZM247 174H248V173L246 172L245 175H247ZM249 174H250V172H249ZM28 175H29V174H28ZM44 175H45V174H44ZM82 175H83V174H82ZM88 175H89V174H88ZM107 175H108V174H107ZM150 175H151V174H150ZM155 175H157V173H156ZM169 175H170V174H169ZM174 175H175V174H174ZM184 175H186V173H185ZM195 175H196V174H195ZM207 175H208V174H207ZM207 175H206V176H207ZM209 175H210V173H209ZM209 175H208V176H209ZM213 175H214V174H213ZM215 175H216V173H215ZM215 175H214V176H215ZM221 175H222V174H219V173H218V176L221 177ZM251 175L253 176V174H250L249 176L252 177ZM261 175H262V174H261ZM32 176H33V175H32ZM90 176H91V175H90ZM101 176H104V175L102 174ZM110 176H111V175H110ZM113 176H114V175H113ZM115 176H116V174H115ZM148 176H149V174H148ZM159 176H160V175H159ZM166 176H167V175H166ZM170 176H171V175H170ZM177 176H178V175H176V177H177ZM180 176H181V175H180ZM180 176H178L179 178H175L174 176H173V177H174L175 179H177V180L180 182V180H179V179H180ZM186 176H187V175H186ZM190 176H191V175H190ZM190 176H189V177H190ZM206 176H205V178H206ZM208 176H207V177H208ZM216 176H217V175H216ZM216 176H215V178H216ZM218 176H217V177H218ZM249 176L247 175V177H249ZM49 177H50V176H49ZM98 177H100V176H98ZM98 177H97V178H98ZM104 177L106 178V176H104ZM104 177H103V178H104ZM124 177H125V176H124ZM124 177H123V179H124ZM142 177H143V176H142ZM144 177H145V176H144ZM157 177H158V176H157ZM162 177H163V176H162ZM167 177H169V176H167ZM203 177H204V176H203ZM211 177H212V176H211ZM222 177H223V176H222ZM245 177H246V176H245ZM257 177H258V176H257ZM29 178H30V177H29ZM38 178H39V177H38ZM50 178H51V177H50ZM52 178H53V177H52ZM55 178H56V177H55ZM86 178H87V177L85 176V179H86ZM91 178H92V177H91ZM94 178H95V177H94ZM97 178H96V179H97ZM105 178H104V179H105ZM108 178H109V177H108ZM110 178H111V177H110ZM118 178L120 179V177H118ZM150 178H151V177H150ZM150 178H149V179H150ZM152 178H153V177H152ZM152 178H151V179H152ZM208 178H209V177H208ZM218 178H219V177H218ZM218 178H217V179H218ZM228 178H230V177H228ZM261 178L263 179L264 177H259V179H261ZM14 179H12V181H13ZM24 179H23V181L25 182ZM26 179H27V178H26ZM33 179L36 180L37 177H36V178H33ZM44 179H45V178H44ZM44 179H43V180H44ZM48 179H49V178H48ZM57 179H58V178H57ZM82 179H83V180H81V183L83 184V181H85V180H84V177H83ZM89 179H90V178H89V176H88L87 180H89ZM92 179H93V178H92ZM98 179H100V178H98ZM98 179H97V180H98ZM113 179H114V178H113ZM115 179H116V178H115ZM115 179H114V180H115ZM147 179H148V177H147ZM149 179H148V180H149ZM181 179H182V178H181ZM183 179H184V178H183ZM203 179H204V178H203ZM209 179H211V178H209ZM209 179H208V180H209ZM220 179H221V178H220ZM222 179H223V178H222ZM231 179H232V178H231ZM251 179H252V178H251ZM254 179H255V178H254ZM262 179H261V180H262ZM16 180H14V181H16ZM37 180H38V179H37ZM37 180H36V182H38ZM43 180H42V181H43ZM55 180H56V179H55ZM97 180H95L96 182H94V180H93V181L89 180L88 182L85 181V182H86L85 185H86L87 183L90 184V183L94 182V183H95L94 186H96V185H98V184H96V183L98 182ZM110 180H112V179H110ZM110 180H106V179H105L104 181L111 182ZM117 180H118V179H117ZM124 180H126V178H125ZM152 180H153V179H152ZM158 180H159V179H158ZM167 180H168V179H167ZM167 180H166V181H167ZM177 180H175V181L177 182ZM186 180H187V179H186ZM197 180H198V179H197ZM200 180H201V178L198 180V183H200V182H199ZM204 180H205V179H204ZM208 180H207V181H208ZM223 180H225V179H223ZM227 180H228V179H226V181H227ZM252 180H253V179H252ZM255 180H256V179H255ZM255 180H254V181H255ZM263 180H264V179H263ZM263 180H262V181H263ZM26 181H27V180H26ZM28 181L31 183L32 178H31V181H30V180H28ZM42 181L40 180L39 182L41 183ZM47 181H48V180H47ZM53 181H54V180H53ZM53 181H52V182H53ZM58 181H60V180H58ZM61 181H62V179H61ZM63 181H64V180H63ZM66 181H67V180H66ZM90 181H91V182H90ZM101 181H103L102 178H101V180H100L99 182L101 183ZM104 181H103V182H104ZM115 181H116V180H115ZM119 181H120V180H119ZM122 181H123V180H122ZM127 181H129V180H127ZM159 181H160V180H159ZM164 181H165V180H164ZM211 181L216 182V181H218V180H215V181H214V177H213ZM211 181H210V183H211ZM226 181H225V182H226ZM239 181H240V180H239ZM17 182H18V181H17ZM20 182H21V181H20ZM24 182H23V184H22L23 186L25 185ZM29 182H28V183H29ZM33 182H35V181H33ZM43 182H44V181H43ZM43 182H42V183H43ZM49 182H50V181H49ZM89 182H90V183H89ZM169 182H170V181L168 180V183H169ZM176 182H175V183H176ZM195 182H196V181H195ZM201 182H203V181H201ZM204 182H205V181H204ZM204 182H203V183H204ZM213 182H212V183H213ZM218 182H219V181H218ZM225 182H224V183H225ZM248 182H249V181H248ZM258 182H259V180H258ZM28 183H26V184L28 185ZM30 183H29V184H30ZM40 183H36V184L31 183V184L35 186V185H37V184H38V185H41ZM44 183H45V182H44ZM44 183H43V186H44ZM59 183H60V182H59ZM62 183H63V182H61V185H62ZM68 183H69V180H68ZM94 183H93V184H94ZM112 183H113V182H112ZM114 183H116V182H114ZM140 183H141V182H140ZM142 183H143V182H142ZM165 183H166V182H165ZM168 183H167V184H168ZM172 183H173V182H172ZM172 183H171V184H172ZM181 183H182V182H181ZM185 183H187V182H185ZM191 183H194V181L191 182ZM208 183H209V181H208L207 183H204V184L207 185ZM212 183H211V184H212ZM227 183H228V182H227ZM227 183H226V185H223L222 187L220 186L221 189H222L224 186H226V187H224L226 190H228V189H233V188H235L234 186L237 187L236 184L233 186V185H229V183H228V185H227ZM230 183H231V182H230ZM234 183H236V182H234ZM260 183H261V182H260ZM9 184H10V183H9ZM48 184H49V183H48ZM105 184H106V183H105ZM109 184H110V183H109ZM169 184H170V183H169ZM171 184H170V186H171ZM176 184H178V183H176ZM183 184H184V183H183ZM189 184H190V183H189ZM189 184H187V185H189ZM204 184H203V185H204ZM211 184H210V185H211ZM231 184H232V183H231ZM238 184H239V182H238ZM27 185H26V186H27ZM56 185H57V183H56ZM56 185H55V186H56ZM58 185H60V184H58ZM64 185H66V183H64ZM83 185H84V184H83ZM83 185H81V186L83 187ZM102 185H104V184H102ZM129 185H130V184H129ZM158 185H159V184H158ZM160 185H161V184H160ZM160 185H159V186H160ZM163 185H164V183H163ZM181 185H182V184H181ZM197 185H201V183H200V184H197ZM206 185H204V186H206ZM256 185H257V184H256ZM260 185H263V186H264V183L262 182ZM9 186H10V185H9ZM23 186H22L21 189L17 190L18 193L20 192V194H21V191H20V190H23V189H25V188H26V189H29V188H27L26 186H24L25 188H24ZM30 186H31V185H29V187H30ZM48 186H49V185H48ZM55 186H54V187H55ZM62 186H63V185H62ZM62 186H61V187H62ZM90 186H93V185L90 184ZM107 186H108V185H107ZM115 186H117V185H115ZM115 186H112V187H115ZM123 186L126 187L127 185H123ZM132 186H133V185H132ZM159 186H158V187H159ZM167 186H168V185H167ZM167 186L164 185V188L167 187ZM179 186H180V184H179ZM208 186H209V185H208ZM258 186H259V184H258ZM258 186H257V187H258ZM263 186H259V187H261L260 189L263 190V189H264ZM4 187H5V185H4ZM7 187H8V186H7ZM37 187H38V186H37ZM49 187H50V186H49ZM59 187H60V186H59ZM68 187H69V186H68ZM77 187H78V186H77ZM82 187H81V188H82ZM85 187H89V186L87 185V186H85ZM97 187H99V186H97ZM104 187L106 188V185H105ZM104 187H103V188H104ZM160 187H161V186H160ZM168 187H169V186H168ZM168 187H167V188H168ZM183 187L185 188V186H183ZM183 187H182V190H185V191H186V190H187V189H186L187 187H186L185 189H184ZM189 187H191V186H189ZM192 187H193V186H192ZM251 187H252V186H251ZM251 187H250V188H251ZM262 187H263V188H262ZM13 188H15V190L13 189L14 191H10V190H8L9 192H8V191L6 192V190L4 191V192H5V195H6V196H5L6 199L9 200V199H13L14 196H18V195H16V194H18L17 191H16V188L18 189V186H17V187H13ZM31 188H32V187H31ZM50 188H51V187H50ZM64 188H65V187H64ZM83 188H84V187H83ZM83 188L81 189L82 191H84L85 189H86V190H87V189H91V188H85V189L83 190ZM115 188H116V187H115ZM154 188H155V187H154ZM156 188H157V187H156ZM167 188H166V191H167ZM200 188H202V187H200ZM204 188H205V187H203L202 189H204ZM206 188H207V187H206ZM206 188H205V189H206ZM208 188H209V187H208ZM208 188H207V189H208ZM217 188H219V187H217ZM217 188H216V189H217ZM248 188H249V187H248ZM248 188H246V191H245L247 194H248V191H249V190L247 191ZM255 188H256V186H255L254 188H252L251 190H254ZM5 189H7V188H5ZM10 189H11V188H10ZM26 189H25V190H26ZM39 189H40V188H39ZM53 189H54V188H53ZM56 189H57V188H56ZM58 189H59V188H58ZM58 189H57V190H58ZM67 189H68V188H67ZM78 189H80V187H79ZM96 189H97V188H96ZM108 189L110 190L111 187H110V188L108 187L106 190L108 191ZM117 189H119V188H117ZM133 189H134V188H133ZM150 189H153V186H152V188H150ZM168 189H169V188H168ZM193 189H194V188H193ZM193 189H192V191H193ZM198 189H199V188H198ZM202 189H201V190H202ZM258 189H259V188H257L255 192H257ZM260 189H259V191H260ZM11 190H12V189H11ZM43 190H44V189H42V191H43ZM57 190H56V191H57ZM59 190H63V188H62V189H59ZM59 190H58V191H59ZM76 190H77V189H76ZM81 190H77L76 192H78V191L80 192ZM93 190H94V188H93ZM112 190H113V189H112ZM112 190H111V191H112ZM114 190H115V189H114ZM146 190H147V189H146ZM155 190H156V189H155ZM157 190H158V188H157ZM177 190H178V189H177ZM188 190H190V189H188ZM199 190H200V189H199ZM2 191H3V189L1 190V192H2ZM27 191H28V190H27ZM29 191H33V192H34V190H31V189H29ZM46 191H47V189H46ZM46 191H44V192L46 193ZM49 191H51V190L49 189ZM53 191H54V193H57L55 190H53ZM82 191H81V192H82ZM88 191H89V190H87V192H88ZM96 191H97V190H96ZM118 191H119V190H118ZM120 191H121V190H120ZM129 191H130V190H129ZM134 191H135V190H134ZM134 191H132V192H134ZM143 191H144V190H143ZM143 191H142V192H143ZM149 191H151V190H149ZM152 191H153V190H152ZM152 191H151L150 193H149V192H145V191H144V192L146 193V195L149 193V195L151 194V195L153 196ZM159 191H160V188H159ZM171 191H172V190H171ZM173 191H175V190H173ZM180 191H181V190H180ZM185 191H184V194H185ZM190 191H191V190H190ZM203 191H204V190H203ZM228 191H230V190H228ZM263 191H264V190H263ZM23 192H24V191H23ZM59 192H60V191H59ZM62 192H64V191H62ZM79 192H78V193H79ZM81 192H80V195L78 194V196H76V198L79 197V196H80V197L83 196V195H81ZM91 192H92V191H91ZM97 192H98V191H97ZM108 192H109V191H108ZM132 192H131V193H132ZM138 192H139V191H138ZM168 192H169V190H168ZM168 192L164 193V190H163V193L166 194V195H163V193H162V196H167V195L170 196V195H169L170 193L167 194ZM178 192H179V191H178ZM178 192H177V193H174V192H173V193H174V194H178ZM182 192H183V191H182ZM188 192H189V191H188ZM188 192H186V195H187ZM193 192H194V191H193ZM201 192H202V191H201ZM245 192H243V195H246V196H247V194H245ZM25 193H28V192H24L23 194H25ZM48 193H49V192H48ZM73 193H74V192H73ZM82 193H84V192H82ZM85 193H86V191H85ZM92 193H95V192H92ZM112 193H113V192H112ZM117 193H118V192H117ZM121 193H122V192H121ZM129 193H130V192H129ZM131 193H130V194H131ZM153 193H155V192H153ZM158 193H159V192H158ZM180 193H181V192H180ZM189 193H190V192H189ZM219 193H220V192H219ZM263 193H264V192H263ZM20 194H19V196L23 195V194H21V195H20ZM30 194H31V193H30ZM34 194H35V193H33L32 195H34ZM41 194H42V193H41ZM87 194H89V193H87ZM90 194H91V193H90ZM90 194H89V196H88V195H87V196L90 197ZM95 194H97V193H95ZM115 194H116V193H115ZM115 194H114V195H115ZM119 194H120V193H119ZM143 194H144V193H143ZM181 194H182V193H181ZM190 194H191V193H190ZM241 194H242V192H241ZM249 194H252V193H249ZM258 194H259V193H258ZM25 195H26V194H25ZM27 195L29 196V193H28ZM32 195H30V197H31ZM58 195H59V194H58ZM74 195H77V194L74 193L72 196H74ZM112 195H113V194H112ZM112 195H111V197H112ZM114 195H113V196H114ZM126 195H127V193H126ZM146 195L144 194L145 197H146ZM160 195H161V194H160ZM171 195H172V194H171ZM178 195H179V194H178ZM203 195H204V194H203ZM205 195H206V194H205ZM209 195H210V194H209ZM28 196H26L27 199H28ZM37 196H39V195L37 194ZM40 196H41V195H40ZM49 196H50V193H49ZM84 196L86 197V195H84ZM84 196H83V197H84ZM93 196H94V194H93ZM117 196H119V195H116V197H117ZM123 196H124V194H123ZM155 196L158 197V200H159V195H155ZM168 196H167V197H168ZM183 196H184V195H183ZM192 196H193V195H192ZM192 196H190V197H192ZM210 196H211V195H210ZM225 196H226V195H225ZM251 196H252V195H251ZM251 196H250V197H251ZM11 197H13V198H11ZM24 197H25V196H24ZM32 197L35 198V196H32ZM50 197H51V196H50ZM80 197H79V198H80ZM134 197H135V196H134ZM136 197H137V196H136ZM142 197H143V196H142ZM147 197H148V196H147ZM147 197H146V198H147ZM149 197H150V196H149ZM156 197H155V198H156ZM204 197H205V196H204ZM22 198H23V197H22ZM64 198H65V197H64ZM71 198H72V197H71ZM71 198H70V200H71ZM74 198H75V197H74ZM155 198L153 197L152 199H155ZM169 198H172V197H168V199H169ZM174 198H175V197H174ZM176 198H177V196H176ZM182 198H183V197H182ZM188 198H189V197H188ZM219 198H220V197H219ZM225 198H226V197H225ZM239 198H243V196H242V197L239 196ZM29 199H30V198H29ZM31 199H32V198H31ZM31 199H30V200H31ZM77 199H78V198H77ZM164 199H165V198H164ZM168 199H167V200H168ZM180 199H181V198H180ZM220 199H221V198H220ZM220 199H219V200H220ZM234 199H235V198H234ZM234 199H233V200H234ZM236 199H237V198H236ZM243 199H244V198H243ZM8 200H6V201H8ZM16 200H17V199H16ZM16 200H15V201H16ZM62 200H63V199H62ZM66 200H68V198H67ZM73 200H74V199H73ZM75 200H76V199H75ZM78 200H79V199H78ZM78 200H77V201H78ZM155 200H156V199H155ZM160 200H162L161 197H160ZM160 200H159L158 202H160ZM219 200H218V201H219ZM4 201H5V199H3V203H4ZM6 201H5V202H6ZM9 201H10V200H9ZM15 201H14V202H15ZM26 201H27V200H26ZM64 201H65V200H64ZM64 201H63V202H64ZM77 201H76V202H77ZM148 201H151V200H148ZM165 201H166V200H165ZM195 201H196V200H195ZM197 201H198V200H197ZM230 201H232V200H230ZM230 201H229V202H230ZM14 202H13V203H14ZM16 202H17V201H16ZM18 202H19V201H18ZM18 202H17V203H18ZM21 202H22V201H21ZM24 202H25V199H24ZM24 202L21 203V204H24ZM28 202H29V201H28ZM61 202H62V201H61ZM66 202H67V201H66ZM66 202H65V203H62V205L64 204L63 206H65V207H66V205H67ZM70 202H72V200L69 201V203H70ZM76 202H75V205H77V203H78V202H77V203H76ZM151 202H152V201H151ZM162 202H163V201H162ZM170 202H171V201H170ZM170 202H169V203H170ZM174 202H175V201H174ZM200 202H201V201H200ZM216 202H217V200H216ZM220 202H221V200H220ZM235 202H236V201H235ZM239 202H240V201H239ZM0 203H2V202H0ZM7 203H8V202H7ZM69 203H68V204H69ZM73 203H74V202H72V204H73ZM118 203H119V202H118ZM118 203L115 204L116 207H117V204H118ZM131 203H132V202H131ZM138 203H139V202H138ZM140 203H141V202H140ZM147 203L149 204V202H147ZM147 203H146V204H147ZM171 203H172V202H171ZM184 203H185V202H184ZM202 203H203V202H202ZM205 203H206V202H205ZM214 203H215V202H214ZM230 203H233V201L230 202ZM241 203H242V202H241ZM241 203H239V204H241ZM5 204H6V203H5ZM8 204H9V203H8ZM19 204H20V203H19ZM60 204H61V203H60ZM129 204H130V203H129ZM150 204H154V203L152 202V203H150ZM150 204L147 205V207H145L146 209H149V212L144 208V210H146L148 213H150V212L154 209L153 207H156V208H157V207L159 206V204H158V206H156V204H157V203H156V204H154V205L151 207ZM165 204H166V202H165ZM165 204H164V205H165ZM167 204H168V203H167ZM177 204H178V203H177ZM179 204H180V203H179ZM195 204H197V203H195ZM207 204H208V203H207ZM218 204H219V203H218ZM228 204H229V203H228ZM234 204H235V203H234ZM239 204H238V205H239ZM1 205H2V204H1ZM53 205H55V204H53ZM73 205H74V204H73ZM73 205H72V206H73ZM75 205H74V206H75ZM78 205H80V204H78ZM135 205H136V203H135L133 206H135ZM169 205H170V204H169ZM169 205H168V206H169ZM173 205H174V204H173ZM173 205H171V206H173ZM181 205H182V204H181ZM204 205H205V204H204ZM209 205H210V204H209ZM211 205H212V204H211ZM16 206H17V205H16ZM56 206H58V203H57ZM63 206H62V207H63ZM68 206H69V205H68ZM70 206H71V205H70ZM72 206H71V207H72ZM123 206H124V204H123ZM138 206H139V205H138ZM145 206H146V205H145ZM166 206H167V205H166ZM171 206H169V207H171ZM178 206H179V205H178ZM189 206H190V205H189ZM191 206H192V205H191ZM194 206H195V205H194ZM197 206H198V205H197ZM197 206H196V207H197ZM227 206H229V205H227ZM232 206H233V205H232ZM262 206H263V205H262ZM6 207H7V206H6ZM18 207H19V206H18ZM20 207H21V206H20ZM39 207H40V206H39ZM48 207H49V206H48ZM53 207H55V206H53ZM108 207H109V206H108ZM108 207H107V208H108ZM114 207H115V206H114ZM114 207H113V208H114ZM118 207H122V205H120V206L118 205ZM127 207H128V206H127ZM127 207L124 206V208L122 207L123 209H122V208H120V209H116V208H115V211H112V210H111V212H110V210L108 209V210L106 211V212H108V214H107L106 212H104L105 215H104V213H102V214H103L102 217H104V216H107V217H108V215H109V217H110V216H114V215H122L123 217H128V218H129L132 222H134V223H136V222L140 223V221H139L140 218H139V215H138L139 213H136V210H139V209H138V208H137V209L135 208L136 210L133 211L134 208H132L133 210H127ZM130 207H132V205H130ZM143 207H144V206H143ZM160 207H161V206H160ZM164 207H165V206H164ZM169 207H167V208H168V210L170 211V208H169ZM203 207H204V206H203ZM206 207H207V206H205V208H206ZM212 207H213V206H212ZM235 207H236V206H235ZM252 207H253V206H252ZM259 207H260V205H259ZM15 208H16V207H15ZM43 208H44V207H43ZM51 208H52V207H51ZM56 208H58V207H56ZM63 208H64V207H63ZM67 208H68V207H67ZM73 208H74V207H73ZM107 208H106V206H105V210H106ZM109 208H111V207H109ZM113 208H111V209H113ZM125 208H126V209H125ZM141 208H142V207H141ZM141 208H140V209H141ZM152 208H153V209H152ZM156 208H155V209H156ZM161 208H162V207H161ZM161 208H160V209H161ZM173 208H175V206H174ZM185 208H186V207H185ZM187 208H188V207H187ZM197 208H198V207H197ZM197 208H196V209H197ZM205 208H202V209L205 210ZM214 208H216V207H214ZM261 208H262V207H261ZM16 209H17V208H16ZM44 209H45V208H44ZM44 209H43V210H44ZM47 209H48V208H47ZM52 209H53V211L55 210L54 208H52ZM65 209H66V208H65ZM68 209H69V208H68ZM98 209H99V208H98ZM151 209H152V210H151ZM155 209H154V210H155ZM160 209H156L155 211L158 210V211L161 212V210H162L163 208H162L161 210H160ZM180 209H181V208H180ZM193 209H194V208H193ZM193 209H192V210H193ZM202 209L200 208V212H199V213H201ZM206 209H207V208H206ZM209 209H210V208H209ZM223 209H224V208H223ZM0 210H1V209H0ZM35 210H36V209H35ZM43 210H42V211H43ZM48 210H49V209H48ZM48 210H46V211H48ZM58 210H59V212H61L59 208H58ZM75 210H76V209H75ZM82 210H84V209H82ZM82 210H81V212H82ZM105 210L102 209V211H105ZM113 210H114V209H113ZM150 210H151V211H150ZM181 210H182V209H181ZM190 210H191V209H190ZM190 210H189V211H190ZM204 210H203V212H202V213H204V214L210 211V210H208V211L206 212V210H205V211H204ZM221 210H222V208H221ZM7 211H9L8 208H7ZM50 211H51V209L48 211V213H49ZM53 211H51L52 214H54V215H53V218L56 219L55 217L57 216V213H59V212H56L57 210L54 211V212H53ZM72 211H73V210H72ZM76 211H77V210H76ZM85 211H86V210H85ZM85 211H84V212H85ZM141 211H142V210H141ZM158 211H157V212H158ZM164 211H165V210H164ZM195 211H196V210H195ZM195 211H194V212H195ZM197 211H199V210H197ZM213 211H214V210H213ZM236 211H237V210H236ZM236 211H235V212H236ZM257 211H258V212H257ZM257 211H255V212H257L256 214H255V212H254V215L250 214V215L252 216V218H251V219L248 218V219H250L251 221L253 220L254 222H256V221H257V222H262V221H264V209L262 208L261 211H259V209H257ZM38 212H39V211H38ZM55 212H56V213H55ZM78 212H80L79 209H78ZM86 212H88V211H86ZM86 212H85V213H86ZM90 212H91V211H90ZM109 212H110V213H109ZM152 212H153V211H152ZM160 212H159V213H160ZM166 212H167V211H166ZM176 212H177V210H176ZM181 212H182V211H181ZM211 212H212V211H211ZM230 212H231V211H230ZM4 213H5V212H4ZM30 213H31V210H30ZM41 213H42V212H41ZM64 213H65V212H64ZM73 213H74V214H72V215L74 216L75 213H77V212H74V211H73ZM141 213H142V212H141ZM164 213H165V212H164ZM167 213H169V212H167ZM178 213H179V216H180V211H178ZM178 213H177V214H178ZM189 213H190V212H189ZM228 213H229V212H228ZM236 213H238V212H236ZM236 213H235V214H236ZM44 214L47 216V218H46L45 216H44V218H46V219L48 220V219H49L48 216H50V215H48V214H46V212H44V213L41 214V216L44 215ZM50 214H51V213H50ZM52 214H51V217H50V218H52ZM62 214H63V212H62ZM65 214H66V213H65ZM67 214H69V213H67ZM77 214H78V213H77ZM77 214H76V215H77ZM79 214L81 215V213H79ZM79 214H78V215H79ZM88 214H89V212H88ZM88 214H86V216H87ZM145 214H146V213H145ZM154 214H155V213H153L152 215H154ZM161 214H162V212H161ZM174 214H175V213H174ZM195 214L198 216V212H196ZM226 214H227V213H226ZM226 214H225V215H226ZM55 215H56V216H55ZM70 215H71V214H70ZM70 215H69V216H70ZM91 215H92V214H91ZM93 215H94V214H93ZM95 215H96V214H95ZM149 215H150V214H149ZM172 215H173V213H172ZM214 215H215V214H214ZM216 215H217V214H216ZM218 215H219V214H218ZM218 215H217V216H218ZM225 215H224V216H225ZM228 215H229V214H227V216H228ZM233 215H234V213H233ZM250 215H248V216H250ZM37 216H38V215H37ZM58 216H59V215H58ZM73 216H72V217H73ZM122 216H121V217H122ZM141 216H142V215H141ZM173 216H174V215H173ZM184 216H185V215H183V218H184ZM212 216H213V215H212ZM217 216H216V217H217ZM2 217H3V215H2ZM4 217H5V216H4ZM4 217H3V218H4ZM38 217H40V216H38ZM60 217H61L62 219H61ZM72 217H70V219H73L75 216H74L73 218H72ZM82 217H83V216H82ZM114 217H116V216H114ZM118 217H119V216H118ZM143 217H144V216H143ZM146 217H147V216H146ZM181 217H182V215H181ZM216 217H213V218H216ZM220 217H221V216H220ZM6 218H7V216H6ZM44 218H43V219H44ZM67 218H68V216H64V219L67 220ZM75 218H76V217H75ZM79 218H81V216H80ZM149 218H150V222H151V220H152L153 218H151V217H149ZM158 218H159V217H158ZM170 218H171V217H170ZM172 218H173V217H172ZM172 218H171V219H172ZM174 218H177V216H175ZM174 218H173V220H176V219H174ZM187 218H188V217H187ZM187 218H185V219H187ZM200 218H201V217H200ZM204 218H205V216H204ZM210 218H211V217H210ZM210 218H208V219H210ZM218 218H219V217H218ZM240 218H241V216H240ZM244 218H245V216H243V219H244ZM4 219H5V218H4ZM4 219H3V221H4ZM57 219H58V217H57ZM57 219H56V220H57ZM64 219H63V216L61 215V216H59V219H58L57 221L60 222V223H61V221H62L61 224H65L64 222H65L66 220L63 222ZM70 219H69V220H70ZM100 219H101V218H100ZM105 219H106V218L104 217V220H105ZM110 219H111V218H109V221H110ZM114 219H115V218H114ZM116 219H117V217H116ZM124 219H125V218H124ZM124 219H123V220H124ZM126 219H127V218H126ZM154 219H155V218H154ZM154 219H153V222H155ZM171 219H169V220H171ZM179 219H180V218H179ZM191 219H192V218H191ZM195 219H196V218H195ZM219 219H220V218H219ZM219 219H218V220H219ZM223 219H224V217H223ZM243 219H242V220H243ZM248 219H247V220H248ZM38 220H39V219H38ZM40 220L44 222L45 219L42 220V217H41ZM40 220H39V222H41ZM50 220H52V219H49V221H50ZM60 220H61V221H60ZM73 220H74V219H73ZM76 220H77V219H76ZM104 220H103V221H104ZM111 220H112V219H111ZM117 220H118V219H117ZM143 220H145V218H144ZM147 220H148V219H147ZM157 220H158V219H157ZM166 220H167V219H166ZM173 220H172V221H173ZM182 220H184V219H182ZM188 220H189V219H188ZM197 220H198V219H197ZM199 220H200V219H199ZM201 220H202V219H201ZM201 220H200V221H201ZM211 220H212V218H211ZM211 220H209V222H211ZM213 220H214V219H213ZM215 220H217V219H215ZM215 220H214V221H215ZM236 220H237V218L235 219V221H236ZM238 220H239V218H238ZM240 220H241V219H240ZM242 220H241L240 222H239V221H238V222H233L234 220H231V223H229L228 225H227V223H228L229 221H226V223H225L226 225H224V226L227 227L229 230L232 229V228L235 229L236 227H238V226L240 227V226L243 225V224L245 225V223L248 222V221L246 222V221H242ZM5 221H6V220H5ZM7 221H8V219H7ZM35 221H36V219H35ZM106 221H107V220H106ZM113 221H114V220H113ZM121 221H122V220H121ZM128 221H129V220H128ZM128 221L126 220L124 223H126V222H128ZM160 221H161V220H160ZM162 221L166 223V221H164V220H162ZM177 221H178V222H181V219H180V220H177ZM177 221H176V222H177ZM184 221H185V223H186L187 220H184ZM184 221L181 222V223H184ZM205 221H206V220H205ZM220 221H221V220H220ZM253 221H252V223H253ZM8 222H9V221H8ZM28 222H29V220H28ZM32 222H33V221H32ZM39 222H38V223H39ZM45 222H46V221H45ZM55 222H56V221H54V225H55ZM66 222H67V221H66ZM70 222H72V221H70ZM88 222H89V221H88ZM90 222H91V221H90ZM97 222H100V221L98 220ZM163 222H162V223L158 222V223H160L161 225H162V224H165V223H163ZM169 222H170V221H169ZM174 222H175V221H174ZM176 222H175V223H176ZM193 222H194V221H193ZM212 222H213V221H212ZM212 222L210 223V225H211V224H212V225L214 224V223H212ZM216 222L219 223L218 221H216ZM249 222H250V221H249ZM14 223H15V222H14ZM14 223H13V224H14ZM24 223H25V222H24ZM26 223H27V222H26ZM26 223H25V224H26ZM49 223H50V222H49ZM60 223H59V224H60ZM81 223H82V222H81ZM100 223H101V222H100ZM100 223H98V224L100 225ZM106 223H107V222H106ZM106 223L103 222L104 225H105ZM109 223H110V222H109ZM116 223H117V222H116ZM118 223H119V222H118ZM124 223H123V224H124ZM144 223L149 224V222H147V221L144 222ZM158 223H157V224L155 223V224L158 225ZM170 223H172V222H170ZM175 223H172V226H173V224H175ZM6 224H7V223H6ZM6 224H5V225H6ZM29 224H30V223H29ZM35 224H36V223H35ZM40 224H41V223H40ZM56 224H57V223H56ZM68 224H70V223H68ZM89 224H90V223H89ZM103 224H102V225H103ZM110 224H111V223H110ZM113 224H114V223H113ZM146 224L143 225V223H142L141 225H143V227H144ZM150 224H152V222H151ZM160 224H159V225H160ZM179 224H180V223H179ZM208 224H209V223H208ZM208 224H206V225H207V226H210V225H208ZM248 224H249V223H248ZM253 224H254V223H253ZM255 224H257V223H255ZM259 224H260V223H259ZM261 224H262V223H261ZM0 225H1V224H0ZM15 225H16V226L18 225V227H19L21 224L19 225V224L17 223V224H14V226H15ZM33 225H34V224H33ZM96 225H97V224H96ZM117 225H118V224H117ZM125 225H127V227H128V226L131 227L132 223L130 224V223L128 222V223H126ZM135 225H136V224H135ZM135 225H133V226H135ZM159 225H158V227H159ZM161 225H160V226H161ZM2 226H3V225H2ZM12 226H13V225H12ZM26 226H27V225H26ZM35 226H36V225H35ZM35 226H34V227H35ZM37 226H38V225H37ZM37 226H36V227H37ZM41 226H42V225H41ZM49 226H51V225H49ZM52 226H53V224H52ZM75 226H76V225H75ZM81 226H82V225H81ZM83 226H84V225H83ZM105 226H106V225H105ZM112 226H113V225H112ZM112 226H111V227H112ZM118 226H119V225H118ZM120 226H121V225H120ZM120 226H119V227H120ZM137 226L140 227V225H138V224H137ZM167 226H168V225H167ZM167 226H166L165 229L168 228ZM176 226H177V225L173 226L174 231L172 230V227L169 228V229H171V230L168 229V230H169V231H168V230H163L164 225H162L161 228H160V230L162 229V230L165 231V232H163V231L161 230V231H162L161 233H162V234H163V233H167V234H166L167 236H168V234H169V236H171V237L173 236V237L176 239L177 236H178V238H179V237L181 238V236L186 238V237L189 236L188 234H191V233H192V231H193V233H194V231L197 230V229L194 230V228L197 227V226H195V225H193V226H195L194 228L191 227V226H189V227L191 228V231H190V229H189L190 232L187 231V230H188V227H187V226H186V227H187V228H186V227L180 225V227L182 226V227H181L182 229L180 228L179 230L177 229V231H175ZM201 226L203 227V224H202ZM204 226H205V225H204ZM207 226H205L204 228L206 229ZM224 226L221 227V228H224ZM247 226H248V225H247ZM24 227H25V226H24ZM28 227H30V226H28ZM36 227H35V228H36ZM69 227H70V226H69ZM102 227H104V226H102ZM116 227H117V226H116ZM143 227L141 226V230H142ZM147 227L149 228V226H147ZM155 227H157V226H155ZM177 227H178V226H177ZM210 227H211V226H210ZM241 227H242V226H241ZM241 227H240V228H241ZM243 227H244V226H243ZM245 227H246V225H245ZM19 228H20V227H19ZM19 228H17V229L19 230ZM21 228H22V227H21ZM38 228H39V227H38ZM40 228H41V227H40ZM40 228H39V230H40ZM45 228H46V227H45ZM59 228H60V227H59ZM66 228H67V227H66ZM76 228H77V227H76ZM105 228H107V227H105ZM105 228H104V230H101V228L98 227V231L100 230V232H101V231L103 232V231H105ZM108 228H110V226H109ZM120 228H121V227H120ZM122 228H123V227H122ZM124 228H125V226H124ZM131 228H132V227H131ZM131 228H128V229L130 230ZM133 228H134V227H133ZM133 228H132V230H130V231L135 232L134 230H136V229L133 230ZM200 228H201V227H199V229H200ZM204 228H203V229H204ZM216 228H217V227H216ZM219 228H220V227H218V229H219ZM0 229H1V228H0ZM11 229H12V228H11ZM17 229H16V230H17ZM28 229H29V228H27V230H28ZM31 229H33V228H31ZM43 229H44V228H42L41 231H42ZM102 229H103V228H102ZM125 229L127 230V228H125ZM125 229H124V230H125ZM144 229H146V227H145ZM149 229H150V228H149ZM151 229H152V227H151ZM153 229H154V228H153ZM155 229H158V228H155ZM155 229H154V231H155V232H158V230H155ZM185 229H187V230H185ZM199 229H198V230H199ZM205 229H204V230H205ZM207 229H208V228H207ZM224 229H226V228H224ZM224 229H223V231H224ZM228 229H226V230H228ZM236 229H237V228H236ZM236 229H235V230H236ZM238 229H239V228H238ZM22 230H23V229H22ZM25 230H26V229H25ZM25 230H24V231H25ZM29 230H30V229H29ZM45 230H46V229H45ZM47 230L50 231V229H47ZM47 230H46V231H47ZM90 230H91V229H90ZM106 230H107V229H106ZM116 230H118V228H117ZM119 230H120V229H119ZM121 230H122V229H121ZM124 230H123V231H124ZM129 230H127V232H130ZM146 230H147V229H146ZM181 230L187 231V233H186V232L184 233V231L182 232ZM198 230L195 231V233H196V232H197V233H201L200 231L198 232ZM200 230H202V228H201ZM229 230H228V231H229ZM235 230H234V231H235ZM241 230H242V228H241ZM241 230H240V231H241ZM2 231H3V229H2ZM35 231H36V230H35ZM41 231H40V232H41ZM51 231H52V230H51ZM110 231H111V230H110ZM142 231H144V230H142ZM178 231H181L182 233H181V232H178ZM213 231H215V230H213ZM213 231H212V232H213ZM231 231H232V230H231ZM238 231H239V230H238ZM7 232H8V231H7ZM26 232H27V231H26ZM44 232H45V231H44ZM44 232H43V235L46 236V234H44ZM88 232H89V231H88ZM114 232H115V230H114ZM118 232H119V231H118ZM118 232H117V234H118ZM137 232H138V231H136V234H137L138 237H139L140 232H139V234H138ZM149 232H150V234H151V233H152V234L155 233V232L153 233V230H151V231L149 230ZM202 232H203V231H202ZM220 232H222L221 229H220ZM226 232H227V231H226ZM226 232H225V233H226ZM236 232H237V230H236ZM2 233H3V232H2ZM4 233H5V231H4ZM4 233H3V234H4ZM15 233H16L15 230H11V231L9 232V234L7 233L8 235H7L6 237H5V235H3V237H5V240H4V241H7V242H8V241H12V240L14 239V237L16 238ZM17 233H18V231H17ZM17 233H16V234H17ZM19 233H20V232H19ZM21 233H22V232H21ZM24 233H25V232H24ZM28 233L30 234L29 231H28ZM28 233H27V234H28ZM32 233H34V232H32ZM37 233L40 234L39 232H37ZM82 233H84V232H82ZM97 233H98V232H96V234H97ZM103 233H104V232H103ZM103 233H102V234H103ZM193 233H192V235H193ZM195 233H194V234H195ZM223 233H224V232H223ZM223 233H220V234L222 235ZM231 233H232V232H231ZM231 233H230V234H231ZM234 233H235V232H233V234H234ZM249 233H250V232H249ZM22 234H23V233H22ZM22 234H21V235H22ZM91 234H92V233H91ZM96 234H95V235H96ZM98 234H99V233H98ZM98 234H97V235H98ZM100 234H101V233H100ZM100 234H99V235H100ZM119 234H120V232H119ZM123 234H124V233H123ZM141 234H142V232H141ZM146 234H149V233H148V230H147V233L140 235V236H141L140 238L143 237L142 239L144 240V237L147 236ZM152 234H151V237L153 238V235H152ZM209 234H210V233H209ZM211 234H212V233H211ZM211 234H210V235H211ZM214 234H216V233H214ZM220 234H219V235H220ZM233 234H231V235H233ZM250 234H251V233H250ZM0 235H2V234H0ZM33 235H36V234L34 233ZM47 235H49V234H47ZM84 235H85V234H84ZM84 235H82V236H84ZM112 235H114V234H111L110 236H112ZM134 235H135V234H134ZM134 235L131 236V234H130V238L126 236V237H125V239H127L126 242H129L128 240L131 239L132 237L134 238ZM144 235H146V236H144ZM154 235H158V236H159V233H158V234H154ZM164 235H165V234H164ZM164 235H163V236H164ZM166 235H165V237H167ZM184 235H188V236H184ZM192 235H191V236H192ZM195 235H197V234H195ZM195 235H193V236H195ZM212 235H213V234H212ZM212 235H211V236H212ZM216 235H217V234H216ZM224 235H225V234H224ZM247 235H248V234H247ZM18 236H19V235H18ZM18 236H17V237H18ZM24 236H25V235H24ZM73 236H74V235H73ZM86 236H87V235H86ZM86 236H84V237L86 238ZM102 236H103V235H101V237H102ZM105 236H106V235H105ZM105 236H104V237H105ZM115 236H116V234H115ZM135 236H136V235H135ZM148 236H150V235H148ZM169 236H168V237H169ZM191 236H189V237H191ZM198 236H199V235H197V238H198ZM25 237H26V236H25ZM39 237H42V234H41V236H39ZM43 237H44V236H43ZM47 237H48V236H47ZM78 237H80V236H78ZM95 237H97V236H94V245L100 241V239H99V241L96 242V241H95ZM101 237H99V238H101ZM106 237H107V236H106ZM106 237H105V238H106ZM113 237H114V236H113ZM116 237H117V236H116ZM118 237H119V236H118ZM118 237H117V238H118ZM120 237H121L120 240H122V242H123L124 235H123V239H122V236H121V235H120ZM155 237H157V236H155ZM161 237H162V236H161ZM171 237H170V238H167L168 241H169V239H171ZM205 237H206V236H205ZM208 237H209V236H208ZM240 237H241V236H240ZM243 237H244V235H243ZM243 237H241V241H242V238H243ZM249 237H250V235H249L247 238H249ZM253 237H254V236H253ZM258 237H259V236H258ZM258 237H257V238H258ZM1 238H2V237H1ZM27 238L29 239V236H28V235H27ZM92 238H93V237H92ZM92 238H91V236H90V239H92ZM140 238H139V239H140ZM174 238H173V240H174ZM178 238H177V239H178ZM192 238H193V237H192ZM203 238H204V237H203ZM203 238H202V239H203ZM211 238H212V237H211ZM232 238H234V241L232 240V243H233V244H234V242H235L236 240L238 241V239L235 240L236 237H232ZM245 238H246V236H245ZM262 238H263V237H262ZM32 239H33V238H32ZM34 239H35V238H34ZM39 239H40V238H39ZM67 239H68V238H67ZM69 239H70V238H69ZM78 239H79V238H78ZM82 239H83V238H82ZM82 239H81V240H82ZM88 239H89V238H88V236H87V240H88ZM102 239H104V238H102ZM102 239H101V240H102ZM106 239H107V238H106ZM108 239H109V238H108ZM112 239H113V238H112ZM112 239H110V240H112ZM137 239H138V238H136V240H137ZM147 239H151V238L149 237V238H147ZM153 239H154V238H153ZM161 239H162V238H161ZM161 239H160V240H161ZM181 239H182V241H183L184 238H181ZM195 239H196V238H195ZM198 239H199V238H198ZM207 239H208V238H207ZM209 239H210V238H209ZM217 239H218V238H217ZM220 239H221V238H220ZM229 239H230V238H229ZM229 239H228V240H229ZM254 239H255V238H254ZM259 239H260V238H259ZM2 240H3V239H1V241H2ZM16 240H17V239H16ZM19 240H20V239H19ZM25 240H26V239H25ZM46 240H48V238H47ZM46 240H44V241H46ZM76 240H77V239H76ZM79 240H80V239H79ZM81 240H80V241H81ZM83 240L85 241V239H83ZM83 240H82V241H83ZM92 240H93V239H92ZM92 240H91V241L88 240L89 243L91 242V245H93V244H92V242H93ZM97 240H98V237H97ZM115 240H116V238H115ZM118 240H119V238H118ZM120 240H119V242H121ZM131 240H132V239H131ZM145 240H146V239H145ZM171 240H172V239H171ZM179 240H180V239H179ZM187 240H189V239H187ZM211 240H212V242H213L214 239L212 238ZM20 241H21V240H20ZM30 241H32L31 238H30ZM30 241H29V243H30ZM33 241H34V240H33ZM33 241H32V242H33ZM44 241H43V242H44ZM66 241H67V240H66ZM80 241H79V242H80ZM105 241H106V240H105ZM107 241H108V240H107ZM113 241H114V240H112V242L110 241V244H112ZM134 241H135V238H134ZM137 241H139V240H137ZM137 241H136V243H137ZM176 241H177V240H176ZM196 241H197V240H196ZM203 241H205V240H203ZM203 241H202V242H203ZM229 241H231V240H229ZM244 241H245V240H244ZM257 241H258V240H257ZM12 242H13V241H12ZM47 242H49V240H48ZM47 242H44V243H47ZM68 242H70V241H68ZM71 242H72V241H71ZM85 242L87 243V241H85ZM95 242H96V243H95ZM143 242L145 243V242H149V241H143ZM184 242L186 243V241H184ZM210 242H211V241H210ZM215 242H216V241H215ZM220 242H221V241H220ZM222 242H223V241H222ZM242 242H243V241H242ZM248 242H249V241H248ZM252 242H253V240H252ZM254 242H256V241H254ZM2 243H3V242H2ZM2 243H1V244H2ZM4 243H6V242H4ZM49 243H50V242H49ZM49 243H47V244H49ZM73 243H74V242H73ZM80 243H81V244H77V243H76L77 245H79L78 248H80V246H81V248L83 249V248L85 247V246L83 247V244L87 245L86 243H83V244H82V242H80ZM101 243L104 244V241H101ZM114 243L117 244L118 242L114 241ZM114 243H113V244H114ZM132 243H133V242H132ZM132 243H131V244H132ZM141 243H142V241H141ZM161 243H162V242H161ZM189 243H190V242L187 241L186 244L190 245L191 243H190V244H189ZM192 243H193V242H192ZM194 243H195V242H194ZM197 243H198V242H197ZM203 243H204V242H203ZM205 243H206V242H205ZM207 243H208V242H207ZM213 243H214V242H213ZM223 243H224V242H223ZM227 243H228V242H227ZM236 243H237V242H236ZM250 243H251V242H250ZM256 243H257V242H256ZM11 244H12V243H11ZM14 244H15V243H14ZM14 244H12V245H14ZM25 244H26V243H25ZM41 244H42V243H41ZM41 244H39V245H41ZM47 244H45V245H47ZM68 244H69V243H68ZM74 244H75V243H74ZM105 244H106V243H105ZM107 244H108V243H107ZM155 244H156V243H155ZM180 244H182V243H180ZM180 244H178L176 247H178ZM186 244H182V245L185 246ZM201 244H202V243H201ZM239 244H240V243H239ZM239 244H238V246H240ZM245 244H246V246H247V240H246V243H245ZM261 244H262V243H261ZM4 245H5V244H4ZM43 245H44V244H43ZM45 245H44V246H45ZM65 245H66V244H65ZM69 245H70V244H69ZM91 245H88V247H89V246L91 247ZM96 245H97V244H96ZM96 245H95V246H96ZM118 245H119V243H118ZM123 245H125V244H123ZM128 245H129V244H128ZM133 245H134V244H133ZM139 245H140V244H139ZM182 245L179 246V248L182 249V250H181V253H179L180 251H179L178 249H176L177 251H179L178 253H175L174 256H170V255H169L170 257H173V259H174V261H175V263H174V261H173L174 264H176V263H178V262H179L178 264L183 263V262H181V261L184 260L183 257L185 256V255H184V254H185V251H184L185 248H183ZM188 245H186V246H188ZM191 245H192V244H191ZM197 245H198V248H199V245H200V244L198 243ZM206 245H208V246L206 247L205 244H204V246H205L206 249L203 250V252H204V251H207V249L209 250V249H212V248H214V251H215V250L218 248V247L216 248V247H214L213 245H211V243H210L211 246H210L209 244H206ZM225 245L227 246L228 244H225ZM225 245L222 246V243H221L220 247H221V248H222V247L225 248V247H226ZM229 245H231V244H229ZM242 245H244V243H242ZM257 245H258V243H257ZM257 245H256V246H257ZM6 246H8V245H6ZM9 246H10V245H9ZM20 246H21V245H20ZM20 246H19V247H20ZM35 246H36V245H35ZM98 246H100V243H99V245H97V247H98ZM104 246H106V245H103V247H104ZM107 246H109V244H108ZM107 246H106V247H107ZM114 246H115V245H114ZM129 246H130V245H129ZM134 246H135V245H134ZM192 246H194V244H193ZM201 246H202V245H201ZM231 246H232V245H231ZM235 246H236V245H235ZM238 246H237V247H238ZM248 246H249V245H248ZM252 246H254V245L252 244ZM24 247H25V246H24ZM86 247H87V246H86ZM90 247H89V248H90ZM97 247H95L94 249L97 250ZM103 247H102V245H101V249H102ZM106 247H105V248H106ZM116 247H117V245H116ZM118 247H119V246H118ZM120 247H121V244H120ZM123 247H124V246H123ZM188 247H190V246H188ZM188 247H186V248H188ZM196 247H197V246H196ZM202 247H203V246H202ZM202 247H201V248H202ZM242 247H243V246H242ZM244 247H245V246H244ZM249 247H251V246H249ZM249 247H247V248H249ZM257 247H258V246H257ZM15 248H16V246H15ZM20 248L23 249V247H20ZM66 248H68V247H66ZM71 248H72V247H71ZM71 248H70V249H71ZM74 248H75V246L73 245V249H74ZM98 248H100V247H98ZM173 248H175V247H173ZM193 248H194V247H193ZM193 248L190 247V249H192V250H193ZM215 248H216V249H215ZM224 248H223V249H220V250H224V251H225V249H227V247H226L225 249H224ZM229 248H230V247H229ZM229 248H228V249H229ZM239 248H240V247H238L237 249H239ZM252 248H253V247H252ZM11 249H12V247H11ZM31 249H32V248H31ZM41 249H42V248H41ZM61 249H62V248H61ZM86 249H88V248H86ZM92 249H93V248H92ZM94 249H93V251H94ZM103 249H104V248H103ZM111 249H112V248H111ZM183 249H184V250H183ZM195 249H197V248H195ZM228 249H227V250H228ZM230 249H231V248H230ZM233 249H236V248H233ZM237 249H236V251H237ZM18 250H19V249H18ZM20 250H21V249H20ZM42 250H44V249H42ZM51 250H52V249H51ZM51 250H50V251H51ZM58 250H59V249H58ZM77 250H78V249H77ZM90 250H91V249H90ZM99 250H100V249H99ZM109 250H110V248H109ZM152 250H153V249H152ZM152 250H151V251H152ZM167 250H169V249H167ZM174 250H175V249H174ZM187 250H188V249H186V252L189 251V250H188V251H187ZM192 250H191V251H192ZM220 250H219V248H218V251H219V252H220ZM249 250H251V249H249ZM10 251H11V250H10ZM12 251H13V250H12ZM70 251H73V250H70ZM78 251H79V250H78ZM153 251H154V250H153ZM155 251H156V250H155ZM162 251H163V250H162ZM171 251H173V250H171ZM177 251H176V252H177ZM191 251L189 252V254L191 253ZM195 251H197V250H195ZM200 251H201V252H200ZM200 251H199L198 253L203 254V252H202L201 249H200ZM216 251H217V250H216ZM216 251H215V253H216ZM232 251H233V250H232ZM20 252H21V251H20ZM39 252H40V251H39ZM46 252H47V251H46ZM55 252H56V251H55ZM60 252H61V251H60ZM64 252H65V251H64ZM68 252H69V251H68ZM173 252H174V251H173ZM173 252H172V253H173ZM182 252H183V253H182ZM209 252H210V251H209ZM212 252H213V251H212ZM212 252H211V253H212ZM219 252H218V253H219ZM225 252H226V251H225ZM229 252H230V251H229ZM229 252H228V253H229ZM27 253H28V252H27ZM47 253H49V251H48ZM70 253H71V252H70ZM74 253H75V250H74ZM77 253H81V251H80V252H77ZM82 253H83V252H82ZM115 253H116V252H115ZM154 253H155V252H154ZM193 253H194V252H193ZM198 253H197V254H198ZM206 253H207V252H206ZM211 253H209V254L211 255ZM231 253H232V252H231ZM28 254H29V253H28ZM38 254H39V253H38ZM44 254H45V253H44ZM44 254H43V255H44ZM53 254H54V253H53ZM58 254H59V253H58ZM127 254H128V253H127ZM152 254H153V252H152ZM168 254H170V253H168ZM189 254H188V253L186 254V258H187V255H189ZM204 254H205V253H204ZM204 254H203V255H204ZM212 254H214V252H213ZM222 254H223V253H222ZM226 254H227V253H226ZM261 254H262V253H261ZM263 254H264V253H263ZM30 255L32 256V253H30L29 256H30ZM39 255H40V254H39ZM43 255H42V260H43L44 258H46L45 255H44L45 257L43 258ZM56 255H57V254H56ZM61 255H62V254H61ZM63 255H64V254H63ZM79 255H80V254H79ZM124 255H125V254H124ZM129 255H131V254H129ZM129 255H127V256H129ZM136 255H137V254H136ZM142 255H143V254H142ZM157 255H159V253H158ZM203 255H202V256H203ZM205 255H206V254H205ZM205 255H204V257H205ZM26 256H28V255L25 254V257H26ZM35 256H37V255H34V254H33V256H32L33 259H32V260H34V257H35ZM40 256H41V255H40ZM40 256H39V257H40ZM58 256H59V255H58ZM65 256H66V255H65ZM67 256H68V255H67ZM76 256H77V255H76ZM127 256H126V257H127ZM132 256H133V255H132ZM139 256H141V255H139ZM144 256H145V255H144ZM153 256H156V254L153 255ZM160 256H161V255H160ZM191 256L193 257V254H192ZM197 256H198V255H197ZM207 256H208V255H207ZM213 256H214V255H213ZM213 256H212V257H213ZM260 256H261V255H260ZM263 256H264V255H263ZM16 257H17V255H16ZM25 257L23 256V258H25ZM50 257H51V256H50ZM50 257H49L48 259H50ZM55 257H56V256H55ZM90 257H91V256H90ZM93 257H94V255H93ZM99 257H100V256H99ZM130 257H131V256H129V258H130ZM134 257L136 258L137 256H134ZM23 258L21 257V259H23ZM37 258H38V256H37ZM37 258L35 257L34 263H35V261H37V260L40 259L41 257L38 258V259H37ZM71 258H72V257H71ZM106 258H107V257H106ZM114 258H115V257H114ZM117 258H119V257H117ZM127 258H128V257H127ZM131 258H132V261H133L134 258H133V257H131ZM131 258H130V259H131ZM149 258L151 259V257H149ZM164 258L166 259V256H165ZM168 258H169V257H167V259H168ZM186 258H185V259H186ZM194 258H195V257H194ZM196 258H197V257H196ZM199 258H201V256H199ZM208 258H209V257H208ZM220 258H221V257H220ZM257 258H258V257H257ZM259 258H260V257H259ZM13 259H14V258H13ZM13 259H12V260H13ZM21 259H20V262H21ZM26 259H28V257H26ZM29 259H30V257H29ZM29 259H28V260H29ZM36 259H37V260H36ZM52 259H53V261L56 260V259L54 260V257H53V258L51 257V260H52ZM57 259H58V257H57ZM76 259H77V258H76ZM101 259H102V258H101ZM108 259H109V258H108ZM115 259H116V258H115ZM136 259H137V258H136ZM139 259H140V257H139ZM139 259H138V260H139ZM167 259H166V260H167ZM169 259H170V258H169ZM169 259H168V260H169ZM171 259H172V258H171ZM173 259H172V260H173ZM222 259H223V258H222ZM32 260H31V261H32ZM42 260H41V261H42ZM46 260H47V259H46ZM80 260H81V259H80ZM120 260H122V259H120ZM138 260H137V261H138ZM140 260H141V261H142V260H145V258H144V259H140ZM154 260H155V259H154ZM161 260H164V259H161ZM172 260H171V261H172ZM188 260H189V258H188ZM218 260H219V259H218ZM23 261L26 262L27 260H24V259H23V260H22V263H24ZM29 261H30V260H29ZM43 261H45V259H44ZM43 261H42V262H43ZM87 261H88V260H87ZM99 261H100V260H99ZM111 261H112V260H111ZM128 261H129V260H128ZM128 261H127V262H128ZM130 261H131V260H130ZM185 261H186V260H185ZM190 261H191V259H190ZM16 262H17V261H16ZM18 262H19V261H18ZM39 262H40V261H38V262H36V263L39 264ZM81 262L83 263L84 261H81ZM117 262H118V261H117ZM117 262H116V263H117ZM139 262H140V261H139ZM152 262H153V264L156 263L155 261H152ZM152 262L149 263V261H147V263H149V264H151ZM154 262H155V263H154ZM166 262H167V261H166ZM169 262H170V260H169ZM217 262H218V261H217ZM219 262H220V260H219ZM263 262H264V260H263ZM6 263H7V262H6ZM22 263H20V264H22ZM26 263H28V261H27ZM29 263H30V264H33L32 262H29ZM29 263H28V264H29ZM45 263H46V262H45ZM48 263H49V262H48ZM51 263H52V262H51ZM57 263H58V261H57ZM59 263H60V262H59ZM72 263H73V261H72ZM76 263H78V262H76ZM94 263H95V262H94ZM118 263H119V262H118ZM159 263H161V262H159ZM171 263H172V262H171ZM171 263H170V264H171ZM173 263H172V264H173ZM184 263H185V262H184ZM184 263H183V264H184ZM204 263H205V261H204ZM207 263H208V262H207ZM210 263H211V262H210ZM210 263H209V264H210ZM214 263H215V262H214ZM229 263H230V262H229ZM17 264H19V263H17ZM41 264H43V263H41ZM70 264H71V263H70ZM91 264H93V263H91ZM103 264H104V263H103ZM109 264H110V263H109ZM112 264H114L113 261H112ZM122 264H123V263H122ZM126 264H127V263H126ZM128 264H129V262H128ZM133 264H134V263H133ZM137 264H138V263H137ZM156 264H157V263H156ZM166 264H168V263H166ZM211 264H212V263H211ZM225 264H226V263H225ZM231 264H233V263H231Z\"/></svg>","mask_w":264,"mask_h":264}]
</instances>
